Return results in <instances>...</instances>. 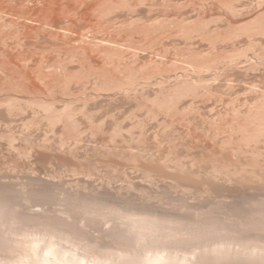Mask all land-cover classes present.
<instances>
[{
  "label": "rangeland",
  "instance_id": "1",
  "mask_svg": "<svg viewBox=\"0 0 264 264\" xmlns=\"http://www.w3.org/2000/svg\"><path fill=\"white\" fill-rule=\"evenodd\" d=\"M1 1V5H0V20H2L1 22H0V37L1 36H3L2 38H0V46H1V44H2V47H0V52H2V54H1V56L3 57V58H1V56H0V93H3V94H0V105L2 104V106L4 105V103H5V105L2 107V106H0L1 108H0V127H1V129L2 128H4V126L6 125V127H10L9 129L8 128H4V129H0V131H2V133H4V137L3 138H1V140H0V163H1V161L3 162L4 161V165H2V164H0L1 166L0 167H2V168H0V188H3V187H5L6 186V188L8 189V187H10L11 188V186L13 185L14 187L15 186H17V184H18V182H21L22 183V181H24V182H29L30 184H41V185H44V187H52V186H56L57 188H58V185H59V187L61 188V186H62V188H65V184L68 186L70 183L72 184V183H74L75 185L76 184H78V182H79V184L81 183L82 185L84 184V182H85V184L86 185H88V184H90L91 186H94V187H99V188H101L100 186L102 185H104V187H107V188H105L104 189V187L102 188V190H106V189H109L110 190V188L113 186V189H112V192L113 191H117L118 192V189H122V187H123V189L121 190V192L119 191L118 192V194H117V192L115 193V192H111V191H109V193L112 195V196H110V197H114L115 196V194H116V196L115 197H118L117 199L118 200H120L121 199V201L122 200H124L125 199V201H126V203H127V201L129 200L130 201V199L131 200H133L134 199V197H135V195H137V197H135V199L133 200V201H130L131 203H134V201L136 200V198H137V200H136V202L138 203H136L137 205H139V206H147V205H152V204H156L157 205V207H156V209L158 210V208H159V210H161V211H164L165 213H169V214H173V215H175V216H181L182 218H185V220H186V218L189 220V221H191L193 218H195V219H197L198 218V220H201V221H203L204 219V224L206 223L207 225H210V224H208L207 223V221H209L210 220V218H211V220L212 221H214V223L212 222V221H210V222H212L213 224H216V223H218V221L220 222V224L224 227L225 226V222L227 223L226 225L228 226V228L232 231L233 229V232L234 233H236L237 234V236L234 234V233H232V232H230V230H229V233H230V235H228L229 237L233 234V236H235V239L237 240L238 238L239 239H241L240 237H246V238H248L247 239V241L248 242H251V239H254L255 238V240L253 241L252 240V242L253 243H255V242H257V244H261V250H262V248L264 247V232H263V230H264V219H260L262 216H263V211H264V204H262V203H264V184H262V183H264V175H256V177H255V175L253 174L254 173V171H255V174L256 173H258L261 169V171L263 172L264 171V168L262 167V166H264L263 165V159L261 158V157H263L264 158V144L262 143V142H264V138H263V135H261V137H262V139L260 138V142H258L257 143V145L258 146H256V143L253 145L252 144V142H257V140L259 141V139H257V140H255V138H257V137H255V133L253 134L254 135V137L252 136V138L254 139V140H252V142L250 141V140H248L247 138H249L250 137V135H249V137L247 136L250 132L251 133H253L255 130H254V127H253V130L254 131H251L252 130V128L250 127V126H252V125H249L250 124V122H249V124H247V123H243L242 124V122H244L243 120H245L244 118H245V116H247V111L246 110H248V111H250V112H248V115H249V113L251 114L252 112H254L255 110L254 109H256V108H259V105L262 103L263 104V100H260L259 98H261L262 97V95L264 96V80H263V74H264V60H262L261 58L262 57H264V54H263V52H264V50H262L264 47V35H262V32H263V30L261 29V28H263L264 29V22H263V19H264V0H249V2H246V1H248V0H237V2H236V0H231V2H230V0L228 1V0H140V2H138L139 0H109V2L111 1V2H113V1H115L117 4L115 5V3L113 2V3H109L108 2V0H39V2L40 1H42L41 3H44V1H45V3H46V5H45V7L47 6V8L49 9V5L51 4L52 5V8H50L51 9V12L50 13H52V14H49V10L44 14L45 16L47 15V17H43V18H48V19H51V21L53 22V23H51V24H54V25H56V27L55 26H50L49 24V22L48 21H50V20H47L46 22H48L47 24L45 23V20H43V18H41L42 17V15H43V11H46V9L45 10H43V8H45L43 5L45 4H41L43 7H41V6H39L41 9H42V14L41 13H39V11H35V10H40V8L38 7V5H37V3H39V2H37V1H35V0H32V2L33 1H35V2H37L36 3V6L38 7L37 9H36V6L35 5H33V3L31 2L30 3V0L27 2V0H21V2L23 1H25V2H27V3H25L26 5H27V7H28V9H26L27 7H26V5L24 4V5H22L23 4V2H22V4L19 2V4H18V1H20V0H14V1H16L17 2V4H16V6H15V4H13L12 2L10 3V1L9 0H0ZM50 1V2H49ZM63 1H64V3H63ZM76 1V2H75ZM127 1V2H126ZM230 3H228V2ZM239 1H240V3H239ZM244 3H243V2ZM252 3H251V2ZM9 2V3H8ZM35 2H34V4H35ZM48 2L50 3L49 5H47L48 4ZM119 2V3H118ZM121 2V3H120ZM122 2H123V4H122ZM129 2V3H128ZM144 2V3H143ZM227 2V3H226ZM28 3H30L31 5H33V7L35 6V10L33 9V7H31V5H28ZM60 3V4H59ZM109 3V4H108ZM134 3V4H133ZM139 3V4H138ZM143 3V4H142ZM242 3V4H241ZM12 4H13V6H14V8H13V6H12ZM40 4V3H39ZM64 4V5H63ZM67 4V5H66ZM112 4V5H111ZM115 6H114V5ZM126 4V5H125ZM136 4H138L137 6H136ZM229 6H228V5ZM252 4H254V5H252ZM8 5H9V7H8ZM57 5V6H56ZM83 5V6H82ZM106 7H105V6ZM117 5L119 6V7H117ZM122 5V6H121ZM133 6V8H132V6ZM140 5V6H139ZM232 5V6H231ZM237 5V6H236ZM244 5V7H242ZM249 5H251V8H250V6ZM2 6V7H1ZM20 6H22V8H23V6H25L23 9L20 7ZM49 6V7H48ZM103 7V9H102V7ZM124 6V7H123ZM233 6H235V8L233 7ZM253 6V7H252ZM12 7V8H11ZM109 7V8H108ZM111 7V8H110ZM112 7H114V8H112ZM125 7H126V9H125ZM135 7H137V8H135ZM139 7V8H138ZM21 8V9H20ZM136 9V10H133L132 11V9ZM230 8H232V9H230ZM236 10V12H235V10ZM247 8V9H246ZM249 8V9H248ZM12 9H14V10H12ZM18 9H20L19 11H24L25 9L26 10H28L29 11V9H30V11L31 10H33L34 11V15H35V12L36 13H38V15L39 14H41L39 17H38V19L39 18H41V20H43L44 21V24H43V22H42V24H41V22L40 23H36L37 21H38V19H36L37 18V14L35 15L36 16V20H34V19H32V18H34V15H32V16H30L31 15V13L32 12H29V14H27L28 13V11L26 12V13H24L23 11L22 12H19L18 11ZM108 9V10H107ZM109 9H110V12H108L109 11ZM117 9H118V12H117ZM120 9H121V11H120ZM131 11H130V10ZM238 9V10H237ZM246 9V10H245ZM70 10V11H69ZM114 10V11H113ZM233 10V11H232ZM15 11H16V13H15ZM62 11V12H61ZM115 13V14H113V12ZM117 12V14H116V12ZM120 11V12H119ZM136 11H137V13H136ZM230 11H232V12H230ZM2 12V13H1ZM102 12H103V14H102ZM106 12H108V14L111 16L110 18H109V15H106V14H104V13H106ZM230 12V13H229ZM240 12V13H239ZM6 13V14H5ZM11 13V14H10ZM15 13V14H14ZM22 13V14H27V15H25V16H30V19H27V17H24V15H23V17H21V15L20 14ZM69 13V14H68ZM124 13V14H123ZM133 13V14H132ZM135 13V14H134ZM140 13H141V15H140ZM235 13H237L236 15H235ZM17 14V15H16ZM18 14L20 15V16H18ZM113 14V15H112ZM128 14V15H127ZM43 15V16H44ZM105 15V16H104ZM119 15H121V16H119ZM131 15H133V16H131ZM15 16V17H14ZM48 16H50V17H48ZM74 16V17H73ZM108 16V17H107ZM123 16H125V17H123ZM135 16V17H134ZM142 16V17H141ZM167 18H166V17ZM260 16V17H259ZM3 17V18H2ZM32 17V18H31ZM53 17V18H52ZM117 19H116V18ZM119 17H121V18H123V19H121V18H119ZM128 17H130V18H128ZM257 17H258V19H257ZM20 18V19H19ZM109 18V19H108ZM145 18H147V19H145ZM160 18H161V20H160ZM163 18V19H162ZM171 18V19H170ZM262 18V19H261ZM5 19V20H4ZM66 19H68V20H66ZM135 21H134V20ZM152 19V20H151ZM161 21H159V20ZM165 19V20H164ZM183 19V20H182ZM204 19V20H203ZM11 20V21H10ZM64 20V21H63ZM129 20V21H128ZM133 20V21H132ZM139 20V21H138ZM153 20H156V21H153ZM168 21V23H167V21ZM179 20V21H178ZM185 20V21H184ZM191 20H192V23H191ZM200 20V21H199ZM213 20H214V22H213ZM252 20H254V22L256 21V20H260L259 22V24H257L258 23V21H257V23L255 24L254 22H252ZM262 20V21H261ZM7 21V22H6ZM20 21V22H19ZM114 21V22H113ZM142 21V22H141ZM170 21H172L171 23H172V25H171V23H170ZM195 21V22H194ZM205 21H207L206 22V24H205ZM208 21H209V23H208ZM9 22H11L12 23V25H11V23H9ZM21 24V23H24V24H28L27 26L30 28V27H32L33 26V28L32 29H34L35 28V30H38V28H39V26H37V25H43L44 26V28H43V26H40V28L42 27L44 30H46L47 28H46V26H50L49 28H51V29H49L48 28V32H44V31H40V30H38V31H40V32H38L37 34H36V31L35 30H33V32H32V29H25V31H22V30H24V25L23 26H21V28H20V26L17 24ZM124 22V23H123ZM131 22V23H130ZM136 22V23H135ZM137 22H141L140 24L139 23H137ZM152 22H154V23H151ZM158 22V24H156ZM159 22H160V25H159ZM174 22H175V24H174ZM179 22V23H178ZM194 22V23H193ZM249 22V24H247ZM7 23V24H6ZM59 23V24H58ZM67 23V24H66ZM130 23V24H129ZM177 23V24H176ZM183 23H185V24H183ZM196 23V24H195ZM197 23H198V25H197ZM210 23H212L211 25H210ZM244 23H246V24H244ZM256 25H254V24ZM262 23V25H260ZM121 24H123V25H121ZM137 24H138V26H137ZM151 24V25H150ZM153 24L155 25L154 27H153ZM168 24V25H167ZM180 24V25H179ZM181 24H183L184 25V28H182L183 27V25H181ZM191 24V25H190ZM208 24L211 26V27H209L208 26ZM252 24H253V26H252ZM11 26V28H9V27H7L8 28V30L6 29V26ZM30 25H32V26H30ZM35 25V26H34ZM117 27H116V26ZM135 25V26H134ZM165 27H164V26ZM167 25V26H166ZM179 25V26H178ZM187 25V26H186ZM194 25V26H193ZM203 25V26H202ZM241 25H244V26H241ZM252 26V30L254 31L257 27V29H259L260 30V32L258 31H254V32H252V30L249 32L247 29H251V28H249L248 26ZM259 25V26H258ZM26 26V27H27ZM90 26V27H89ZM115 26V27H114ZM158 26V27H157ZM160 26V27H159ZM193 27V31H192V27ZM206 26V27H205ZM217 26V27H216ZM237 26L238 27H241V28H239V29H241V30H238V28H237ZM247 26V27H246ZM260 26H261V28H260ZM15 27V28H14ZM25 27V28H26ZM27 27V28H28ZM36 27H38L37 29H36ZM54 27H55V29H54ZM148 27H150V28H148ZM152 27V28H151ZM161 27H163L162 28V30H163V32L164 33H162L161 31ZM173 27V29H170V28H172ZM191 27V28H190ZM197 27H199V28H197ZM216 27V28H215ZM236 27V28H235ZM23 28V29H22ZM42 28H41V30H42ZM46 28V29H45ZM88 28H89V30H88ZM92 28V29H91ZM108 28V29H107ZM119 28V29H118ZM122 28H124L123 30H122ZM178 28V29H177ZM186 28V29H185ZM205 28V29H204ZM209 30H208V29ZM218 28V30H216ZM243 28H245L246 30H244ZM254 28V29H253ZM10 29H13V30H10ZM18 29H20V30H18ZM83 29V30H82ZM109 29H111V30H109ZM114 29V30H113ZM155 29H157V30H155ZM158 29H160V30H158ZM181 29V30H180ZM190 31H192L193 33H191V31L190 32H188V30ZM195 29V30H194ZM199 29V30H198ZM212 29V30H211ZM235 29V30H234ZM3 30H6L5 31V33H4V31ZM16 30V31H15ZM28 30V32H26ZM51 30V31H50ZM65 30V31H64ZM87 31V33H86V31ZM120 30V31H119ZM134 32H133V31ZM183 30V31H182ZM186 30V31H185ZM197 30L198 31H200V32H197ZM204 30H205V32H204ZM211 30V31H210ZM244 30V31H243ZM9 31V32H8ZM22 31V32H21ZM31 31V32H30ZM128 31V32H127ZM149 31V32H148ZM179 31V32H178ZM195 31V32H194ZM210 31V32H209ZM216 31V32H215ZM233 31H235V33L233 32ZM242 31V32H241ZM246 31V32H245ZM13 34H12V33ZM25 32L26 33H28V34H31V35H28V34H26V35H28V37L25 35ZM43 32V33H42ZM49 32H51V33H49ZM106 32V33H105ZM120 32V33H119ZM126 32H127V34H126ZM151 32V33H150ZM155 32V33H154ZM166 32H167V34H166ZM170 32V33H169ZM181 32H183V33H186V34H183V33H181ZM197 32V33H196ZM212 32V33H211ZM238 32V33H237ZM244 32V33H243ZM257 32V33H256ZM4 33V34H3ZM17 33V34H16ZM35 33V34H34ZM64 33V34H63ZM84 33V34H83ZM96 33V34H95ZM102 33H104V34H102ZM108 33V34H107ZM146 33V34H145ZM147 33H148V35L149 36H147ZM157 33V34H156ZM188 33V34H187ZM195 33V34H194ZM206 33H207V35H206ZM215 33V34H214ZM233 33V34H232ZM252 33H254V34H252ZM16 34V35H15ZM34 36H33V35ZM44 34V35H43ZM102 34V35H101ZM111 34V35H110ZM120 34V35H119ZM124 34V35H123ZM143 34V35H142ZM156 36H155V35ZM160 34V35H159ZM177 34H179V35H177ZM189 34H190V36H191V40H188V39H190L189 37ZM205 34V35H204ZM209 34H211V35H209ZM214 34V35H213ZM236 34H238V35H236ZM247 34H249V35H247ZM259 34V35H258ZM263 34H264V32H263ZM22 35H24L25 36V39H24V36H22ZM37 35V36H36ZM41 35V36H40ZM104 35H106V36H104ZM129 35V36H128ZM139 35V36H138ZM146 35V36H145ZM174 35H176V36H174ZM181 35V36H180ZM185 35V36H184ZM194 35V37L195 38H198L197 40L195 39V38H192V36ZM198 35H200V36H198ZM226 36V38L224 39L223 38V36ZM234 35V36H233ZM240 35H242V36H240ZM244 35V36H243ZM247 35V36H246ZM250 35H255L254 37L253 36H251L250 37ZM7 38H6V37ZM12 36V37H11ZM32 36V37H31ZM36 36V37H35ZM38 36H40V37H38ZM52 36V37H51ZM55 36V37H54ZM69 36V37H68ZM84 38H83V37ZM121 36V37H120ZM128 36V37H127ZM132 36V37H131ZM142 36V37H141ZM161 36V37H160ZM167 36V37H166ZM173 36V37H172ZM177 36H178V38H177ZM187 36V37H186ZM189 36V37H188ZM209 36V37H208ZM228 36V37H227ZM232 36H233V38H232ZM236 36L238 37V38H236ZM249 36V37H248ZM15 37V38H14ZM38 37V38H37ZM66 37V38H65ZM90 37V38H89ZM101 37V38H100ZM117 37V38H116ZM131 39H130V38ZM140 37V38H139ZM145 37H146V39H145ZM152 37V38H151ZM156 37V38H155ZM160 37V38H159ZM169 37H171V38H169ZM180 37V38H179ZM182 37V38H181ZM207 37V40L205 39V38ZM210 37H212V38H210ZM218 37V38H217ZM262 37V38H261ZM4 38H6V39H4ZM30 38V39H29ZM38 40H37V39ZM39 38H40V40H39ZM49 38H50V40H49ZM54 40H53V39ZM97 38V39H96ZM129 38V39H128ZM186 38H187V40H186ZM205 39V40H203L202 41V39ZM213 38H215L214 40H213ZM229 38H231V39H229ZM236 40H235V39ZM240 38V39H239ZM247 38H249V39H247ZM9 39H10V41H9ZM20 39V40H19ZM35 39V40H34ZM58 39V40H57ZM60 39V40H59ZM84 39V40H83ZM88 39V40H87ZM90 39V40H89ZM93 39H95V40H93ZM125 39H126V41H127V43H126V41H125ZM137 39V40H136ZM153 39V40H152ZM161 39V40H160ZM167 39V40H166ZM170 41H169V40ZM182 39V40H181ZM192 39H194L193 41H192ZM209 39V40H208ZM211 39L214 41H212L215 45H213V43L211 42ZM220 41H219V40ZM224 39V40H223ZM229 39V40H228ZM241 39H243V40H241ZM250 39H251V41H253V42H251L250 41ZM4 42H3V41ZM13 42H12V41ZM17 40H19V41H17ZM23 40V41H22ZM28 40H29V42H28ZM57 40V41H56ZM64 40V41H63ZM79 40H81L80 42H79ZM100 40V41H99ZM117 40V41H116ZM133 41V43L132 42H130V41ZM139 40V41H138ZM164 40V41H163ZM201 40V41H200ZM223 40V41H222ZM228 40V41H227ZM238 40V41H237ZM247 40V41H246ZM1 41H2V43H1ZM39 41V42H38ZM79 43H78V42ZM106 43H105V42ZM107 41H109L108 43H107ZM113 41V43H111ZM134 41H136V43L134 42ZM162 41V42H161ZM176 43H175V42ZM187 41V42H186ZM189 41H192V43H190ZM208 41V42H207ZM215 41H217L216 43H215ZM231 41V42H230ZM236 41V42H235ZM9 44H8V43ZM11 42V43H10ZM23 42H24V44H23ZM46 42H48V43H46ZM56 42V43H55ZM77 42V43H76ZM96 42V43H95ZM104 42V43H103ZM148 42H149V44H148ZM152 42V43H151ZM156 43V44H154V43ZM167 44H166V43ZM184 42V43H183ZM195 42H197V43H195ZM227 42V43H226ZM250 43V45L248 46V43ZM259 42H261V44H259ZM263 42V43H262ZM5 43L7 44V46L5 45ZM18 43V44H17ZM38 43V44H37ZM62 43H64V44H62ZM81 43H83V44H81ZM95 43V44H94ZM99 43V44H98ZM104 45H102V44ZM115 43V44H114ZM139 43H141V44H139ZM148 45H147V44ZM151 43V44H150ZM159 43V44H158ZM163 43V44H162ZM172 43V44H171ZM178 43V44H177ZM201 43V44H200ZM212 43V44H211ZM224 43V44H223ZM235 43V44H234ZM242 43V44H241ZM244 43V44H243ZM260 45V47H259V45ZM26 44V45H25ZM67 44V45H66ZM73 44V45H72ZM94 44V45H93ZM116 44H117V46L119 45V46H121V48H123V49H121V50H119V46H118V48H117V46H116ZM127 44V45H126ZM128 44H130V45H128ZM138 44V45H137ZM171 44V45H170ZM174 44H175V46H174ZM182 44V45H181ZM185 44V46L183 47V45ZM195 44V45H194ZM210 44V45H209ZM218 44V45H217ZM227 44V45H226ZM233 44V45H232ZM239 44V45H238ZM251 44H255L254 46L253 45H251ZM5 45V46H4ZM11 45H13V46H11ZM17 45H18V47H17ZM34 45H35V47H34ZM55 46V47H53V46ZM98 45H100V46H98ZM107 45H110V46H107ZM112 45H113V47H112ZM124 45H125V47H127V48H125L124 47ZM168 45L169 46H171L170 48H168ZM173 45V46H172ZM193 45V47L194 48H192L191 46ZM205 45V46H204ZM207 45V46H206ZM219 45H220V47H219ZM245 45H246V48H245ZM258 45V46H257ZM61 46H63V47H61ZM96 46V47H95ZM102 46V47H101ZM106 46V47H105ZM144 46V47H143ZM147 48H146V47ZM153 46V47H152ZM156 46H158L157 48H155ZM182 46V47H181ZM212 46H213V48H212ZM230 46V47H229ZM233 46V47H232ZM251 46V47H250ZM252 46H253V48H252ZM255 46H257L256 48H255ZM7 47V48H6ZM52 47V48H51ZM80 47H82V48H85L86 50H84V49H81ZM98 47H100V48H98ZM116 47V48H115ZM134 47V48H133ZM154 48V49H150V48ZM172 47H173V49H172ZM175 47V48H174ZM188 47V48H187ZM196 47H198V48H196ZM2 48V49H1ZM6 48V49H5ZM16 48V49H15ZM109 48V49H108ZM110 48H112V49H110ZM140 48V49H139ZM146 48V49H145ZM150 50H149V49ZM164 48V49H163ZM181 48V49H180ZM201 48H203V49H201ZM207 48V49H206ZM215 48V49H214ZM221 48V49H220ZM224 48V49H223ZM242 48V49H241ZM251 48V49H250ZM258 48V49H257ZM20 49V50H19ZM27 49V50H26ZM34 49V50H33ZM39 49V50H38ZM46 49H47V51H46ZM48 49H50V50H48ZM75 49V50H74ZM80 49V50H79ZM98 49V50H97ZM100 49H101V51H100ZM105 49H106V51H109V52H106L105 51ZM108 49V50H107ZM130 49H133V50H129ZM135 49V50H134ZM156 49V50H155ZM170 49H172V50H170ZM184 49V50H183ZM186 49V50H185ZM192 49V50H191ZM209 49H210V51H209ZM228 49V50H227ZM239 50V52H237V53H235L236 52V50ZM244 49V50H243ZM2 50V51H1ZM11 50V51H10ZM36 50H37V53H36ZM44 50V51H43ZM57 50V51H56ZM113 50H116V51H113ZM119 50V51H118ZM126 50H128V51H126ZM142 50V51H141ZM165 50V51H164ZM169 50V51H168ZM177 50V51H176ZM213 50H214V52H213ZM223 50H226V51H223ZM237 50V51H238ZM249 51V52H245V51ZM256 52H255V51ZM260 50V51H259ZM19 51V52H18ZM34 51V52H33ZM41 51V52H40ZM49 51V52H48ZM76 51H78V52H76ZM110 51L112 52L113 51V53L114 52H116V54L114 53H110ZM123 51L124 52H126V53H123ZM132 51V52H131ZM154 53H153V52ZM167 51V52H166ZM182 51H183V53H182ZM191 51V52H190ZM193 51H195V53L193 52ZM229 51H230V53H229ZM241 51V52H240ZM254 51V52H253ZM260 52V54H261V57L259 58V52ZM7 52V53H6ZM57 52V53H56ZM82 52H85L84 54L82 53ZM100 52V53H99ZM118 52H120V53H118ZM137 52H139V55H138V53ZM164 52V53H163ZM177 52V53H176ZM188 52H190L189 54H188ZM200 52H201V54L203 55V59H202V55L200 54ZM208 52V53H207ZM223 52V53H222ZM232 52H233V56H234V53L236 54L235 56H237V54H238V56H237V58L240 60H238L237 58H235V57H233V56H230L231 54H232ZM244 52V53H243ZM262 52V53H261ZM19 53H21V54H19ZM26 53V54H25ZM47 53V54H46ZM62 53V54H61ZM69 53V54H68ZM78 53V54H77ZM92 53V54H91ZM131 53V54H130ZM159 53V54H158ZM168 53V54H167ZM191 53H192V55H191ZM211 53V54H210ZM215 53V54H214ZM224 53H226V54H224ZM228 53V54H227ZM242 53V54H241ZM246 53H248L247 55H246ZM254 53V54H253ZM255 53H257L256 54V56H255ZM4 54H6L5 56L8 58V60H7V58H5V56H4ZM34 54H36L35 56H34ZM59 54V55H58ZM73 54V55H72ZM76 56H75V55ZM111 54V55H110ZM122 54V55H121ZM136 54L138 55V57L136 56ZM153 54V55H152ZM163 54V55H162ZM171 56H170V55ZM173 54H174V56H173ZM201 55L200 57V59H199V62H197L196 60H198V58H199V56L198 55ZM209 54V55H208ZM222 54H224V55H222ZM230 54V55H229ZM240 54V55H239ZM245 56H244V55ZM23 56V58L24 59H26V60H24V59H22L21 57ZM57 55V56H56ZM84 55V56H83ZM109 56V58H108V56ZM112 55H113V58H112ZM117 55H119V57H120V55H121V57H120V59L118 58V56ZM124 55V56H123ZM132 55V56H131ZM159 55V56H158ZM165 55H167V56H165ZM177 55V56H176ZM185 55H186V57H185ZM205 55V56H204ZM207 55V56H206ZM211 55V56H210ZM220 55V56H219ZM263 55V56H262ZM18 56V57H17ZM42 56V57H41ZM45 56V57H44ZM60 56V57H59ZM100 56V57H99ZM151 56V57H150ZM174 58H173V57ZM180 56V57H179ZM181 56H183V57H181ZM193 58V60H194V62H192L193 60H191L190 58L191 57ZM197 56V57H196ZM216 56H218V57H216ZM231 57V61L229 60V58ZM241 56V57H240ZM243 56V57H242ZM247 56V57H246ZM255 58H254V57ZM16 57V58H15ZM31 57V58H30ZM48 57H49V60H48ZM70 57H71V59H70ZM73 57H75L74 58V60H73ZM102 57V58H101ZM114 57H115V59H114ZM117 57V58H116ZM127 57V58H126ZM133 57L135 58V59H133ZM165 57V58H164ZM189 57V58H188ZM222 57V58H221ZM233 57V58H232ZM5 58V59H4ZM54 58V59H53ZM57 58H59V59H57ZM61 58H63V60L61 59ZM69 58V59H68ZM82 58V62H80V59ZM90 58V59H89ZM131 58V59H130ZM142 58V59H141ZM146 58V59H145ZM150 58H152V59H150ZM156 58V59H155ZM164 58V59H163ZM180 58H182V59H180ZM218 58V59H217ZM227 60H226V59ZM242 58H244V59H242ZM249 60H248V59ZM30 59H32V60H30ZM40 59V60H39ZM45 61H44V60ZM112 59H114V60H112ZM117 59V60H116ZM123 59V60H122ZM126 59H129V60H126ZM208 59V60H207ZM209 59H212L213 61H215V62H213L212 60H209ZM221 59H223V60H221ZM254 59V60H253ZM259 59V60H258ZM264 59V58H263ZM20 60V61H19ZM24 60V61H23ZM27 60H29V62H27ZM48 60V61H47ZM61 62H60V61ZM71 60H73V63H72V61ZM79 62H78V61ZM133 60V62L135 61V60H137L136 62H134V63H132L131 61ZM152 60V62H151V64L150 63H148V62H150ZM155 60H156V62H158L159 64H157L156 62H155ZM159 60V61H158ZM160 60H162V61H160ZM174 60V61H173ZM176 60V61H175ZM180 60H182V61H180ZM206 61V62H204V61ZM229 60V61H228ZM237 60H238V62H237ZM6 61V62H5ZM29 64H25L26 62ZM34 63H33V62ZM49 61H50V64L48 65V64H46V63H49ZM113 61H114V66H113ZM123 63H122V62ZM126 61V62H125ZM129 61V62H128ZM139 61H140V63H139ZM167 62V64H166V62ZM171 61V62H170ZM211 61L213 62V63H211ZM223 62V63H221V62ZM227 61V62H226ZM235 61V62H234ZM255 61H256V63H255ZM22 62V63H21ZM31 62H32V64H31ZM37 62V63H36ZM44 62H46V63H44ZM53 62V63H52ZM60 62V63H59ZM121 62V63H120ZM131 62V63H130ZM153 62H155V63H153ZM160 62H162V63H160ZM174 62H176L175 64H174ZM179 62V63H178ZM182 62V63H181ZM190 62H192V63H190ZM201 62V63H200ZM209 62V63H208ZM217 62H219L220 64L219 65H217ZM224 62H226L225 64H224ZM231 64H230V63ZM236 62H237V64L238 65H240V66H238L237 67V65H235L236 64ZM242 62V63H241ZM247 62V63H246ZM262 62V63H261ZM51 63H52V65H53V67H55V68H53L52 67V65H51ZM58 63H59V65L61 64V66H63V67H65L66 68V70L63 68V67H61V66H58ZM69 63H70V65H69ZM118 63V64H117ZM125 63H127V64H125ZM142 63V64H141ZM169 63L171 64V65H169ZM184 63V64H183ZM199 63V64H198ZM209 64L210 65V67L208 66L207 68H205L206 66H205V64ZM214 63H216V65L214 64ZM245 65H244V64ZM254 63V66H252V64ZM21 64H24L23 66L21 65ZM41 64V65H40ZM42 64H44V65H42ZM45 64L47 65V67L49 68H47V67H45ZM54 64H55V66H54ZM80 64H82V65H80ZM111 64V65H110ZM119 64H121V65H125L124 67H127V68H124L123 66H121V65H119ZM135 64V65H134ZM145 64V65H144ZM155 64V65H154ZM163 66H162V65ZM165 64V65H164ZM188 64V65H187ZM193 64V65H192ZM211 64H213V65H211ZM222 64H224L223 65V67L221 66ZM228 64H230V65H228ZM258 64V65H257ZM261 64V65H260ZM9 65V66H8ZM14 65V66H13ZM16 65V66H15ZM18 65V66H17ZM27 67H26V66ZM59 67L58 69H56V67L57 66ZM130 65V66H129ZM134 65V66H133ZM141 65H143V66H141ZM147 65H148V68H147ZM167 65V66H166ZM174 65V66H173ZM176 65V66H175ZM181 65V66H180ZM189 65H192V66H190V67H188ZM195 65V66H194ZM198 66V68H197V66ZM200 65L201 66H203V67H200ZM248 65H249V67H248ZM257 65V66H256ZM259 65H260V67H259ZM38 66V67H37ZM40 66V67H39ZM42 66V67H41ZM67 66V67H66ZM71 66V67H70ZM73 66V67H72ZM86 66V67H85ZM91 66V67H90ZM107 66V67H106ZM109 66V67H108ZM121 68H120V67ZM129 66V67H128ZM133 66V67H132ZM139 66H141V68L139 67ZM150 66V67H149ZM161 66V67H160ZM182 66H183V68H182ZM215 66V67H214ZM221 68H219V67ZM227 66V67H226ZM243 66V67H242ZM250 66H252V69H251V67ZM256 66V67H255ZM263 66V67H262ZM22 67V68H21ZM25 67V68H24ZM30 67H31V69H30ZM52 67V68H51ZM81 69H80V68ZM82 67H84V68H82ZM102 67V68H101ZM139 69H138V68ZM142 67H144V70H141V69H143ZM151 67H153V68H151ZM194 67H196L197 69L195 70V68ZM236 67V68H235ZM260 69H259V68ZM16 68V69H15ZM23 69V70H21V69ZM39 68V69H38ZM46 68V69H45ZM50 68H51V70H50ZM71 68H72V70H71ZM96 68H98V69H96ZM101 68V69H100ZM109 68V69H108ZM124 68V69H123ZM145 68H147V69H145ZM158 68H159V70H158ZM160 68H162V69H160ZM171 68V69H170ZM188 70H187V69ZM192 68V69H191ZM216 68V69H215ZM225 68V69H224ZM234 70H233V69ZM241 68L243 69H245V70H247L248 71V73H247V71H243V73H244V75H243V73H242V71H241ZM249 68V69H248ZM254 68H256V69H254ZM263 68V69H262ZM48 69V70H47ZM54 69V70H53ZM84 69V70H83ZM94 69V70H93ZM104 69V70H103ZM115 69V70H114ZM126 69V70H125ZM131 69H133L132 71H131ZM135 69V70H134ZM165 69V70H164ZM173 69V70H172ZM184 69H186V70H184ZM201 69H207V70H201ZM240 69V70H239ZM259 69V70H258ZM2 70L4 71V73L2 72ZM41 70V71H40ZM53 73H51L50 71ZM57 70H58V72H57ZM64 70V71H63ZM75 70V71H74ZM85 70L87 71V72H85ZM110 70V71H109ZM128 70V71H127ZM130 70V71H129ZM147 70V71H146ZM154 70V71H153ZM175 70H177L176 72H178V73H175ZM192 70V71H191ZM199 70H201V71H199ZM222 70H224V71H222ZM229 70H230V72L231 73H229ZM232 70V71H231ZM236 70V71H235ZM251 70V71H250ZM254 70H255V72H254ZM49 71V72H48ZM61 71V72H60ZM65 71H66V73H65ZM79 71V72H78ZM98 71V72H97ZM102 71V72H101ZM118 71H120V72H118ZM150 71V72H149ZM166 71H167V73H166ZM181 71V72H180ZM183 71H184V73H183ZM193 71H195V72H193ZM203 71L204 72H206V75L205 74H203ZM208 71V72H207ZM218 71V72H217ZM220 71V72H219ZM239 71H240V73H239ZM259 71V72H258ZM64 72V73H63ZM68 72H70V73H68ZM73 72V73H72ZM82 72V73H81ZM84 72V73H83ZM91 72V74H85V73H90ZM106 72V73H105ZM109 72V73H108ZM138 72V74H136ZM140 72V73H139ZM141 72L143 73V74H141ZM174 72V73H173ZM191 72V73H190ZM198 72V73H197ZM200 72H202V73H200ZM215 72V73H214ZM222 72V73H221ZM238 72V73H237ZM9 73V74H8ZM42 73H44V74H42ZM50 73V74H49ZM56 73V74H55ZM76 73H77V75H76ZM81 73V74H80ZM92 73H94L95 74V76H93L94 74H92ZM123 73H124V75H123ZM131 73V74H130ZM146 73V74H145ZM148 73V74H147ZM162 73V74H161ZM170 73V74H169ZM208 73V74H207ZM227 73V74H226ZM233 73V74H232ZM246 73V74H245ZM2 74V75H1ZM33 74V75H32ZM40 74H41V76H40ZM80 74V75H79ZM100 74H102V75H100ZM105 74H107V75H105ZM116 74V75H115ZM122 74V75H121ZM134 74V75H133ZM154 74V75H153ZM160 74V75H159ZM165 74V75H164ZM167 74V75H166ZM171 74H173V75H171ZM192 74V75H191ZM195 74H197V75H199V76H197V75H195ZM216 74V75H215ZM220 74H221V76L222 77H220ZM247 74H249V75H247ZM259 74V75H258ZM4 75H6V76H4ZM7 75H9V78L8 79H5L6 81H3V79L4 78H7ZM39 75V76H38ZM52 75V76H51ZM71 75V76H70ZM75 75V76H74ZM85 75H87V76H85ZM128 75V76H127ZM132 75V76H131ZM142 75V76H141ZM144 75V76H143ZM151 75V76H150ZM153 75V76H152ZM162 75V76H161ZM169 75V76H168ZM185 75V76H184ZM202 75V76H201ZM217 75H219V76H217ZM44 76V77H43ZM46 76V77H45ZM59 76V77H58ZM77 76H78V78H80L79 76H82L81 77V80L79 79V81L78 82H75V83H78V84H76V86L74 85L75 83H74V79H75V77L77 78ZM84 76V77H83ZM92 76V77H91ZM99 76H101V77H99ZM104 76V77H103ZM106 76H107V78H106ZM112 76H114L115 77V79H114V77L113 78H111ZM130 76V77H129ZM134 76H136V77H134ZM148 76H150V77H148ZM159 76V77H158ZM182 76V77H181ZM184 76V77H183ZM189 76L191 77L190 79H189ZM212 76H213V78H212ZM216 76V77H215ZM226 76H228V77H226ZM233 76V77H232ZM43 77V78H42ZM87 77V78H86ZM95 77V78H94ZM100 79H99V78ZM130 79H129V78ZM137 78V79H133L132 80V78ZM149 79V81L148 80H146L145 81V79ZM153 77V78H152ZM162 77V78H161ZM164 77V78H163ZM166 77V78H165ZM179 77V78H178ZM197 77V78H196ZM210 77V78H209ZM235 77V78H234ZM247 79H246V78ZM40 78V79H39ZM45 78L47 79V80H45ZM48 78H49V80H48ZM65 78V79H64ZM78 78L76 79V81L78 80ZM83 78V79H82ZM97 78V79H96ZM123 78V79H122ZM125 78H126V80H125ZM151 78V79H150ZM154 78H156L155 80H154ZM169 80H168V79ZM171 78V79H170ZM173 78V79H172ZM175 78V79H174ZM182 78V79H181ZM185 78H187V79H185ZM204 80H203V79ZM206 78H208V79H206ZM212 78V79H211ZM234 78V79H233ZM245 78V79H244ZM260 78V79H259ZM23 79V80H22ZM58 79V80H57ZM85 79H87V80H85ZM93 79H95L94 80V82H93ZM110 79V80H109ZM114 79V80H113ZM143 79V80H142ZM178 79V80H177ZM199 79H201V80H199ZM215 79H216V82H214L215 81ZM218 79V80H217ZM228 80V82H227V80ZM231 79V80H230ZM256 79V80H255ZM257 79H258V81L260 82L261 81V83H259L258 81H257ZM2 80V81H1ZM15 82H14V81ZM38 80V81H37ZM40 80H45L44 82H42V81H40ZM64 80L66 81V83L64 82ZM70 80V81H69ZM73 80V81H72ZM84 80V81H83ZM90 80V81H89ZM98 80V81H97ZM119 80V81H118ZM121 80V81H120ZM128 80V81H127ZM129 80L130 81H134V82H132L133 83V85H131L130 86V84H132L131 82H129ZM138 80V81H137ZM140 80V81H139ZM165 80V81H164ZM177 82H176V81ZM180 80V82H179V85L178 86H176L177 85V83H178V81ZM189 80L190 81V83H191V81L193 80V81H195V82H193V83H195L194 85H192V83L190 84V85H187L188 83H186L185 85H187V87L188 88H186L187 90L185 91V93H187L186 95L188 96V97H185L184 98V95H185V93H183L182 91L183 90H185L184 89V84H182L183 82L182 81H185V82H187V81ZM205 80H207V81H205ZM210 80V81H209ZM221 80V81H220ZM239 80H240V82H239ZM247 80V81H246ZM254 80V81H253ZM29 81V82H28ZM89 83H87V82ZM110 81V82H109ZM117 81V82H116ZM125 81H126V83L130 86H128L126 83H125ZM142 81H145V82H142ZM152 81V82H151ZM154 81V82H153ZM159 81H160V84H159ZM164 81V82H163ZM167 81V82H166ZM170 81V82H169ZM172 81V82H171ZM188 81V82H189ZM198 81V82H197ZM212 81V82H211ZM233 82V83H231V82ZM237 81V82H236ZM245 83H244V82ZM25 82V83H24ZM59 82V83H58ZM63 82L65 83V84H63ZM71 82V83H70ZM84 82V83H83ZM111 82H113L112 84H111ZM119 82V83H118ZM122 82V83H121ZM135 82H137V83H135ZM149 82V83H148ZM170 84H169V83ZM208 83V84H206V83ZM209 82H210V85H209ZM227 82V83H226ZM255 82V83H254ZM258 82V83H257ZM3 83V84H2ZM18 83V84H17ZM24 83V84H23ZM81 83V84H80ZM97 83H99V84H97ZM100 83H101V85H100ZM104 83H105V85H104ZM118 84V85H116V84ZM163 83V84H162ZM167 85H166V84ZM181 83V84H180ZM197 83H199V84H197ZM214 83V84H213ZM229 83V84H228ZM235 83V84H234ZM237 83H239V84H237ZM22 84V85H21ZM32 84V85H31ZM43 84V85H42ZM46 84V85H45ZM60 84V85H59ZM62 84V85H61ZM66 84L67 85H69V86H66ZM70 84H73V85H70ZM88 84V85H87ZM136 84V85H135ZM139 84V85H138ZM144 86H143V85ZM149 84V85H148ZM159 84V85H158ZM162 84V85H161ZM165 84V85H164ZM169 84V85H168ZM176 84V85H175ZM197 84V85H196ZM213 84V85H212ZM246 84V85H245ZM250 84H252V85H250ZM253 84H254V86H253ZM258 84V86H256ZM263 86H262V85ZM9 85V86H8ZM11 85H13V86H11ZM17 85V86H16ZM85 85V86H84ZM103 85H104V87H103ZM110 85H111V87H110ZM122 85H124V86H122ZM126 85L128 86V87H126ZM138 85V86H137ZM148 87H147V86ZM162 86V88H160L161 86ZM163 85H164V87L166 86V88H164L163 87ZM173 85H175L177 88H175ZM201 85H207V87H203L202 86V90H200V87L199 86H201ZM227 85H229V86H227ZM247 85H249L250 87H247ZM45 86V87H44ZM54 86H55V90H53L54 89ZM60 88H59V87ZM72 86V87H71ZM81 86V87H80ZM84 88H83V87ZM92 86V88L94 89L93 91H95V89H96V91L97 92H93L92 91V89L90 88ZM95 86H97V87H95ZM100 86H102V87H100ZM133 86V87H132ZM137 86V87H136ZM143 89H141L140 87ZM152 86V87H151ZM158 86H159V88H158ZM169 86V87H168ZM173 86V87H172ZM181 86L183 87L182 89H181ZM196 88H194V87ZM208 86H209V88H208ZM214 86H216V87H214ZM220 86H222V88L220 87ZM231 86V87H230ZM234 87V89H233V87ZM244 86V87H243ZM246 86V87H245ZM18 87V88H17ZM49 87L52 89V90H50L49 89ZM64 87V88H63ZM66 87H67V89H66ZM76 89H75V88ZM80 87V89H78V88ZM108 87V88H107ZM126 87V88H125ZM132 87V88H131ZM156 87V88H155ZM168 87V88H167ZM171 87V88H170ZM180 87V88H179ZM189 87L191 88V89H189ZM198 87H199V89H198ZM211 87H212V90L213 91H209L210 89H211ZM220 87V88H219ZM225 87L227 88V87H229L228 89H230V90H232L231 92L229 91L228 92V89H225ZM240 87V88H239ZM243 87V88H242ZM254 89H253V88ZM259 87V88H258ZM17 88V89H16ZM22 88V89H21ZM72 88V89H71ZM83 90H82V89ZM108 90H107V89ZM110 88V89H109ZM118 88V89H117ZM146 88V89H145ZM174 88V89H173ZM192 88H194L195 89V93H193L194 92V89H192ZM205 88V89H204ZM214 88V89H213ZM232 88V89H231ZM252 89V93H251V89ZM258 90H257V89ZM262 88V89H261ZM13 89H16V90H13ZM59 89H61V90H59ZM69 89V90H68ZM91 89V90H90ZM104 90L103 92H101L102 90ZM115 89V90H114ZM119 89H121V91L119 90ZM123 89V90H122ZM132 89H136V91H134V90H132ZM140 89V90H139ZM152 89V90H151ZM154 89V90H153ZM160 89L162 90L161 92H160ZM165 89V90H164ZM176 89V90H175ZM188 89L191 91H188ZM218 89V90H217ZM243 89V90H242ZM246 89L248 90H250V92H248V91H246ZM4 90V91H3ZM78 90H80V91H78ZM86 90H88V91H86ZM89 90L91 91V94L90 95H92V96H90L88 93H90L89 92ZM100 90V91H99ZM111 90V91H110ZM126 90V91H125ZM129 90V91H128ZM145 90V91H144ZM175 90V92H173ZM221 90V91H220ZM223 90V91H222ZM246 91V93H244L245 91ZM262 91V93H259L260 91ZM8 91V92H7ZM39 91H40V93H39ZM53 91V92H52ZM54 91H55V93H54ZM68 93V95L70 96H68L67 95V93ZM86 91V92H85ZM106 91V92H105ZM118 91V92H117ZM125 91V92H124ZM130 91H134L133 92V94L132 93H130ZM142 91H144V92H142ZM147 91V92H146ZM153 91H158V92H153ZM197 91H200V92H198L197 93ZM203 91V92H202ZM238 91V92H237ZM255 91V92H254ZM258 91V92H257ZM17 92L18 93H20V94H17ZM28 92H29V94H28ZM58 92V93H57ZM59 92H61L60 94H59ZM75 93V95H74V93ZM78 92V93H77ZM88 92V93H87ZM105 92V93H104ZM138 92V93H137ZM140 92H142V93H144L143 95L145 96H143L142 94H140ZM166 92V93H165ZM167 92L169 93V94H167ZM180 93V94H177L178 95V99H180V100H178V102H177V100H176V103L174 104V106L175 105H177V106H175L176 107V109H175V107H172L173 106V104H172V106L171 105H169L170 103H171V100L173 99V96H175V95H173V93L174 94H176V93ZM206 92H210L211 94L214 92V94H208V93H206ZM223 92H225V93H223ZM234 94H233V93ZM64 93H66V94H64ZM93 93V94H92ZM108 93H110V94H108ZM114 93H116V94H114ZM119 93L121 94V95H119ZM124 93V94H123ZM130 96H128L127 94ZM131 95H130V94ZM137 94V96H136V94ZM157 93H161V96H159V94H157ZM164 93V95H162ZM181 93H182V95H183V99H181V98H179L180 96H182L181 95ZM188 93H193L191 96H190V94H188ZM204 93V94H203ZM219 93V94H218ZM229 93V94H228ZM238 93V94H237ZM244 93V94H243ZM248 93H249V95H248ZM254 93H257V94H254ZM259 93V94H258ZM8 94V95H7ZM51 94H53V95H55L56 96V100L54 99L55 98V96L53 97V95H51ZM66 95V98H67V96L70 98H65V96H63V95ZM72 94V95H71ZM84 94V95H83ZM100 94V95H99ZM107 94V95H106ZM118 94V95H117ZM145 94H147L148 95V98L149 97H151L152 99L154 98V99H158V97L159 98H162V100L164 99L165 100V98H167L166 96H169V100H170V102H168L169 100L168 99H166L165 101L166 102H168V104L165 102V101H162V100H160V99H156V101L158 102L159 100L160 101H162V102H152V99H150V100H148V98H146L147 97V95H145ZM156 94V95H155ZM173 96H172V95ZM197 94V95H196ZM201 95V96H199V95ZM206 94V95H205ZM207 94H208V96H207ZM219 95V96H217V95ZM224 95V96H222V95ZM244 96H243V95ZM246 94V95H245ZM252 94V95H251ZM1 95H4L2 98H1ZM8 97H7V96ZM26 95V96H25ZM30 95H32V96H30ZM43 95V96H42ZM46 95H48L47 97H46ZM50 95H51V97H50ZM58 95L60 96H62V97H58ZM85 95H86V97H85ZM118 96L117 98H115L116 96ZM126 95V96H125ZM152 95V96H151ZM155 95V96H154ZM176 95V96H177ZM194 95H196V96H194ZM205 96V98L203 97V96ZM229 95V96H228ZM237 95H239L240 97H238ZM25 96V97H24ZM38 96V97H37ZM40 96H42V97H40ZM75 96H78V97H75ZM79 96H81V97H79ZM84 96V97H83ZM89 98H88V97ZM97 97V99H98V97H99V100H97L96 98H94L93 99V97ZM103 96V97H102ZM104 96H106V97H104ZM112 96H114V97H112ZM120 96H121V98H120ZM128 96V97H127ZM131 96H132V98H131ZM154 96V97H153ZM156 96H158V97H156ZM163 96H165V97H163ZM194 96V97H193ZM200 98H199V97ZM209 96H210V99H209ZM234 96H237V97H235V98H233ZM252 96V97H251ZM255 96V97H254ZM11 97V98H10ZM21 99H20V98ZM26 97H27V99H26ZM44 97V98H43ZM74 97V98H73ZM108 97V98H107ZM114 98V99H112V98ZM141 97V98H140ZM191 97V98H190ZM198 97V98H197ZM214 97V98H213ZM220 97H221V99H220ZM257 97H259V98H257ZM4 98V99H3ZM6 98H8V99H6ZM10 98V99H9ZM18 98L20 99V101H22V102H19V100H18ZM36 99L35 101H37L36 102V104H35V101L32 103L31 102V99ZM41 101V102H38V99ZM42 98H43V101H42ZM53 98V99H52ZM73 98V99H72ZM86 98V99H85ZM106 98V99H105ZM124 98V99H123ZM131 98V99H130ZM138 98H140L139 100L136 99ZM143 98H145L146 100H148V101H146L145 99L144 100H142ZM175 98L176 97H174V101L172 100V103L173 102H175ZM203 98H204V100H203ZM215 98H218V101H219V99H220V102H221V100H222V102L220 103H217L218 101H217V99H215ZM229 98H231V99H229ZM241 99V100H239V99ZM248 98V99H247ZM250 98V99H249ZM263 98V97H262ZM1 99H2V101H1ZM6 99V100H5ZM24 99H26V100H28V103L26 102V100H24ZM76 99H79V100H76ZM85 100L84 102L83 101H81V100ZM87 99H89V101H87ZM108 99V100H107ZM115 99H116V101H115ZM117 99H118V101H117ZM123 99V100H122ZM127 99H128V101H127ZM153 99V100H154ZM185 99H187V100H185ZM193 99V100H192ZM196 99V100H195ZM247 99V100H246ZM259 99V100H258ZM3 100H5L4 101V103H1V102H3ZM7 100H10V102L9 101H7ZM14 100H15V102H14ZM65 100V101H64ZM69 100H71L72 102H70ZM75 100V101H74ZM91 100V101H90ZM107 102H106V101ZM112 100V101H111ZM120 100V101H119ZM129 100H131V101H129ZM207 100V101H206ZM216 100V101H215ZM246 100V101H245ZM24 101V102H23ZM30 101V102H29ZM33 101V100H32ZM46 101V102H45ZM47 101L49 102V104H51V105H49L48 103H47ZM54 101V102H53ZM57 101H59V103L57 102ZM79 101H81V102H79ZM93 101V102H92ZM94 101H95V103H94ZM105 101V102H104ZM125 101V102H124ZM146 101V102H145ZM150 101V102H149ZM182 101V102H181ZM192 101H194V102H192ZM206 101V102H205ZM209 101V102H208ZM212 101V102H211ZM215 101V102H214ZM228 103H226V102ZM231 101V103H229ZM233 101H234V104H232L233 103ZM236 101V102H235ZM240 101V103H238ZM245 101V102H244ZM249 103H248V102ZM251 101H255V104H250V103H252ZM261 102L259 105H258V102ZM13 102V103H12ZM17 102H19V103H17ZM26 102V103H25ZM43 102V103H42ZM56 102V103H55ZM63 102V103H62ZM78 102V103H81V104H76V103ZM88 102H89V105L90 106H88L87 107V105H88ZM109 102V103H108ZM111 102H113L112 104H111ZM115 102H117V104L115 103ZM127 102H128V104H127ZM131 102H133V104L131 103ZM135 102H136V104H135ZM164 102V103H163ZM189 102V103H188ZM190 102H192V103H190ZM202 102V103H201ZM243 102H244V104H243ZM24 103V104H23ZM30 103H32V104H30ZM38 103V104H37ZM40 103L43 105H41L40 106ZM58 103V104H57ZM67 104V105H65V104ZM73 103L75 104V106H76V108H74V107H72V106H74L73 105ZM90 103H92V104H90ZM139 103V105H137ZM148 103H150V104H148ZM158 105H157V104ZM159 103H160V105H159ZM167 105H166V104ZM178 103V104H177ZM183 103H184V105H183ZM186 103V104H185ZM195 103V104H194ZM210 103V104H209ZM216 103V104H215ZM254 103V102H253ZM30 104V105H29ZM55 104V105H54ZM71 104V105H70ZM86 106H84V105ZM116 104V105H115ZM124 104V105H123ZM156 104V105H155ZM166 105V107H165V105ZM181 106H180V105ZM197 104V105H196ZM207 104V105H206ZM222 104H224V105H222ZM229 105V106H227V105ZM241 106H240V105ZM9 107H8V106ZM36 105V106H35ZM39 107H38V106ZM48 106V107H46V106ZM55 106V109H57L58 110V112L60 113L61 112V110H60V108L62 109V112L63 111H68L69 109H70V115L68 114V112H64L63 114H64V116H63V114H62V112H61V114H55V113H57V110H55L56 112L54 113V106ZM60 105H62V106H60ZM81 105V106H80ZM85 107V109H84V107ZM96 105V106H95ZM99 105V106H98ZM119 105H121V106H119ZM124 107H123V106ZM127 105V106H126ZM141 105H142V107H141ZM145 105V106H144ZM155 105V106H154ZM187 107H186V106ZM194 105V106H193ZM206 105V106H205ZM227 107H226V106ZM232 105H233V107H232ZM237 107H239V108H237ZM246 105H247V107H246ZM255 105H258V107L256 106V108H253V106ZM10 106H14V107H11V109H15V111H14V109L12 110V111H14L13 113H9L10 115H8V111L9 110H11V109H8V111L6 112L5 110H7V108H10ZM20 106V107H19ZM21 106H23V107H21ZM27 106V107H26ZM33 106L35 107V108H33ZM60 108H59V107ZM65 106H67L66 108H64ZM72 107V109L74 108V109H76L77 110V112H76V110H75V112L73 113V111L74 110H72L71 111V108H69V107ZM99 107V109H98V112H97V108ZM108 106V107H107ZM110 106V107H109ZM113 106V107H112ZM116 106V107H115ZM138 107V108H135V107ZM147 107V106H149L150 107V110L149 109H146L145 108V110H144V107ZM155 108H154V107ZM158 106V107H157ZM160 106V107H159ZM172 107V108H170V107ZM179 106V108H177ZM182 106H185V107H183V108H185V109H183L182 108ZM215 106V108H213ZM222 106V107H221ZM244 108H243V107ZM249 106H250V108H252L254 111H251L252 109H249ZM254 106V107H255ZM29 107H32L34 110H36L35 111V113L36 114H34V110H30L29 109ZM36 107H38V109L36 108ZM44 107V108H43ZM51 107V108H50ZM56 107H58V108H56ZM78 107V108H77ZM79 107H83L81 110H80V108ZM92 107V108H91ZM117 108V112H116V109L115 108ZM119 107V108H118ZM120 107H122V109L120 108ZM167 107H169V112L167 111ZM199 107V108H198ZM210 107V108H209ZM217 107V108H216ZM229 107V108H228ZM16 108H17V110H20V111H18L17 112V110H16ZM19 108V109H18ZM31 108V109H32ZM47 108V109H46ZM86 108H88V109H86ZM100 108H102V109H100ZM114 108V109H113ZM148 108V107H147ZM159 108V109H158ZM181 108L183 109V110H181ZM189 108V109H188ZM195 108H196V110L197 111H195ZM201 108H203V109H201ZM212 108H213V110H212ZM219 108V109H218ZM228 110H227V109ZM233 108H234V110H233ZM5 109V110H4ZM23 109H25L26 110V112H25V110H23ZM29 109V110H28ZM40 109H44L43 111H41ZM46 109V110H45ZM52 109V110H51ZM78 109L80 110V112L78 111ZM108 109H109V111H108ZM120 109V110H119ZM126 109V110H125ZM133 109V111L134 110H136L135 111V113H137V114H135L133 111H131ZM156 109V110H155ZM163 109H165V110H163ZM198 109H200V111L198 110ZM208 109V111H206ZM225 109H226V111H225ZM232 109V110H231ZM236 109L238 110V113H236L235 111H236ZM239 109H241V110H239ZM21 110H22V114H21ZM27 110H28V112H27ZM49 110V111H48ZM115 110V111H114ZM141 110V111H140ZM148 111V113H147V111ZM154 110V111H153ZM188 110V111H187ZM191 110H192V112H191ZM202 110H203V113H201L202 112ZM215 110V111H214ZM223 110H224V115H223ZM257 110V109H256ZM38 111V112H37ZM41 111V112H40ZM47 111H48V114H49V112H50V116L48 115V114H46L47 113ZM86 112L85 114H83L84 112ZM112 111V112H111ZM126 111V112H125ZM128 111H131V112H128ZM145 111V112H144ZM161 113H160V112ZM174 111V112H173ZM180 111H184L183 113L182 112H180ZM195 111V113H193ZM198 111L201 113H198ZM229 113H228V112ZM232 111V112H231ZM242 111V112H241ZM245 111V112H244ZM2 112V113H1ZM9 112H11V111H9ZM30 112V113H29ZM42 114V115H40V113ZM43 112L45 113V114H43ZM83 112V113H82ZM88 112V113H87ZM89 112H91V114L93 115L92 117L91 116H89V115H91ZM102 113V114H100V113ZM140 112H142V113H140ZM150 112V113H149ZM152 112V113H151ZM159 114H157V113ZM176 112V113H175ZM212 112V113H211ZM219 112H221V114L219 113ZM231 112V113H230ZM233 112H235V113H233ZM7 113V114H6ZM26 113H27V115H26ZM39 113V115H37ZM54 113V114H53ZM67 115H66V114ZM77 114V116H76V114ZM79 113H80V115H79ZM107 115H106V114ZM120 113H121V115H120ZM146 113L148 114V115H146ZM156 113V114H155ZM164 113V114H163ZM167 113H171L170 114V117H171V120H170V117H169V115L167 114ZM190 114V115H188V117H189V119H188V117H187V114ZM192 113H193V115H192ZM207 113V114H206ZM209 113H211V114H209ZM218 113V114H217ZM12 114L13 115H15V118H14V116H12ZM16 114H18V115H16ZM32 114H33V116L35 115H37V119L35 118V116H34V118H32L33 116H32ZM75 114V117L73 116ZM87 114V115H86ZM98 114V115H97ZM112 114H113V116L115 115V114H117V115H115V117H113L112 116ZM127 114V115H126ZM128 114H131V115H128ZM135 115V118L133 117V115ZM150 114V115H149ZM152 114V115H151ZM156 116H154V115ZM175 114H176V117H175ZM241 114H243V115H241ZM246 114V115H245ZM45 115V116H44ZM47 115H48V117L49 118H47ZM53 115V116H52ZM57 115L59 116V117H62L61 119L59 118V117H57ZM82 115V116H81ZM83 115H84V118H83ZM85 115L87 116V117H85ZM94 115H95V117H94ZM109 115H111V116H109ZM157 115H158V117H160V118H158L157 117ZM164 115H165V117H164ZM168 115V116H167ZM186 115V116H185ZM207 115V116H206ZM212 115V116H211ZM218 115V119H220V120H218L217 119V116ZM223 115V116H222ZM227 115H230V116H227ZM238 115V116H237ZM240 115V116H239ZM245 115V116H244ZM2 116V117H1ZM23 116V117H22ZM31 116V118H29ZM43 116V117H42ZM79 116H81V117H79ZM102 119H99V117ZM110 118H109V117ZM120 116H121V118H120ZM123 116H126L125 118L126 119H123L124 117ZM136 116H137V118H136ZM143 116L144 117H146V119L145 118H143ZM148 116H149V118H148ZM198 116V117H197ZM201 116V117H200ZM226 116V117H225ZM235 116H237L236 118H235ZM6 117H7V119H6ZM11 117H13V118H11ZM22 117V118H21ZM42 117V118H41ZM44 117H46V119L44 118ZM55 117V119H53V118ZM68 117H70V118H75V120H73V118L72 119H67V121H68V123L66 124V118ZM77 117V118H76ZM88 117H90L89 119V121H88ZM94 117V118H93ZM106 117H108V118H106ZM116 117H117V119H116ZM128 117H130L129 119H128ZM156 118V121H154L155 120V118ZM206 117H209L208 118V121L209 120H211V121H206L207 120V118ZM217 119H215V118ZM222 117V118H221ZM225 119H224V118ZM240 117V118H239ZM4 118V119H3ZM13 119V120H11V119ZM32 119V122L33 121H35V122H33V124L31 123V121L29 120V119ZM44 118V119H43ZM57 118V119H56ZM65 118V119H64ZM83 118V119H82ZM93 118V119H92ZM104 118H106L105 120H104ZM113 120H112V119ZM120 118V119H119ZM152 118V119H151ZM163 118V119H162ZM169 118V119H168ZM176 118H177V120H176ZM195 118V119H194ZM202 118V119H201ZM210 118H214L215 119V121H214V119L212 120V119H210ZM235 118V119H234ZM3 119V121H1ZM28 119V120H27ZM35 119V120H34ZM40 119H43L42 121H44L43 123H41L42 121L40 120ZM49 119H50V121H49ZM52 119V120H51ZM59 119V121H56V120H58ZM79 120V122H80V124H79V122H78V120ZM80 119H82V120H80ZM92 119V120H91ZM108 119V120H107ZM111 119V120H110ZM123 119V120H122ZM129 121H128V120ZM134 119V121L136 120L137 122H133L132 120ZM139 119H140V121H139ZM145 119V120H144ZM153 121H151V120ZM165 119V120H164ZM167 119V120H166ZM185 121H184V120ZM188 119V120H187ZM190 119H191V121H190ZM238 119V120H237ZM8 120H9V122H8ZM16 120V121H15ZM18 120V121H17ZM25 120V121H24ZM45 120H48V123H46L47 121H45ZM65 122H64V121ZM71 120H73V121H71ZM85 120V121H84ZM87 120V121H86ZM101 120V121H100ZM117 121V123H116V121ZM142 120H144V121H142ZM148 120H149V122L151 121V123H149L148 122ZM159 120H164L163 122H161V121H159ZM193 120V121H192ZM195 120V121H194ZM204 120V121H203ZM232 120H234V122H235V124H234V122L232 121ZM235 120H237V121H235ZM6 123H5V122ZM10 121H12V122H10ZM17 122V123H15V122ZM21 121V122H20ZM38 123H40L39 125L41 126H37V122ZM41 121V122H40ZM54 121H55V123H54ZM72 122V127H74L75 126V124L77 125V123L79 124L78 126H75V127H77L78 129L79 128H82L84 125V129L86 128V130L84 131V129L82 130V129H80V132L82 131V134L84 135L85 133H86V136H83L79 131H78V129L77 130H75V129H73L72 127H70L71 125H70V123ZM74 121H77V123H75ZM81 121H83V122H81ZM93 121V122H92ZM102 121H104V122H102ZM125 121V122H124ZM132 121V122H131ZM141 121H142V123H141ZM147 121V122H146ZM177 121V122H176ZM182 121V122H181ZM186 121H189V122H186ZM217 121H218V123H217ZM220 121V122H219ZM223 121H227V122H223ZM245 121H249V120H245ZM24 122H26V123H24ZM31 123V126H33V127H31V126H29L30 125V123ZM52 122V123H51ZM62 123L63 124V126H62V124H60V123ZM74 122V123H73ZM87 122V123H86ZM90 122H92V123H94L95 124V122H96V124L94 125V124H91ZM99 122V123H98ZM102 122V123H101ZM106 122V123H105ZM113 124H112V123ZM120 122V123H119ZM122 122H123V125H122ZM127 122V123H126ZM173 122H174V124H173ZM193 122V123H192ZM210 122H211V124H210ZM215 122V123H214ZM231 122H233V125H234V128H233V125H232V123ZM7 123H10V124H7ZM35 123H37V124H35ZM84 123V124H83ZM118 123H119V125L121 124V126L120 127H116V126H119L118 125ZM135 123H140L141 125H140V127H139V125L138 124H136L138 127H136V125H133V124H135ZM143 123H146L145 124V126L143 125ZM166 124V125H163V124ZM170 123V124H169ZM192 123V124H191ZM199 123V124H198ZM204 123H205V125H204ZM217 123V124H216ZM236 123H238V124H236ZM4 124V125H3ZM23 124V125H22ZM26 124H28V125H26ZM35 124V125H34ZM47 126H46V125ZM49 124V125H48ZM50 124H51V126L54 128V126L56 127L57 125V127L56 128H52V127H49L50 126ZM53 124V125H52ZM60 124V125H59ZM90 124V125H89ZM98 124V125H97ZM99 124H101V125H99ZM105 124V125H104ZM114 125V126H112V125ZM128 126H127V125ZM154 124V125H153ZM158 124V125H157ZM160 124H162V125H160ZM177 124V125H176ZM180 124V125H179ZM201 124H202V127H200L201 126ZM213 124V125H212ZM225 124H226V126H227V128L226 129H224L226 126H225ZM230 124L232 125V126H230ZM242 124V125H241ZM244 124L246 125H249V127H247L246 128V126H244ZM7 125H10V126H7ZM21 125V126H20ZM26 125V126H25ZM64 125H66V126H64ZM74 125V126H73ZM83 125V126H82ZM87 125H88V127L90 128V126H91V132L93 133L92 135H94V133L96 134L95 136L97 137H90V136H92L90 133V131H89V133H88V130H90V129H88V127H87ZM104 125V127H102V129H100L101 128V126H103ZM107 125L109 126V127H107ZM130 125H133L134 127H136V129H139V128H141V130H143V128H145L147 131H143V132H141V130L140 131H137L136 132V129H134L135 130V132L133 131V133H132V127L133 126H130ZM144 127H143V126ZM157 125V126H156ZM169 125H170V127H169ZM191 125V126H190ZM199 125V126H198ZM210 125V126H209ZM219 126L218 128H217V126ZM223 125V126H222ZM242 126V129H244L243 128V126L246 128V130L248 131V128H251V130L249 131V132H247V135H245V134H243V132L244 133H246L245 132V129H244V131L241 129V126ZM11 126H13V127H11ZM19 126V127H18ZM38 128H37V127ZM61 126L63 127V128H61ZM95 126H98V127H95ZM123 126V127H122ZM148 128H147V127ZM152 126V127H151ZM155 126V127H154ZM163 128H162V127ZM167 126V127H166ZM180 126H182V127H180ZM229 126V127H228ZM237 126V127H236ZM238 126H240V127H238ZM255 126V125H254ZM25 127V128H24ZM27 127H29V128H27ZM31 127V128H30ZM43 127H45V129L43 128ZM48 127V128H47ZM65 127H66V129L68 128V127H70V128H68L69 130H71V131H69V130H67V131H65L66 129H65ZM74 127V128H75ZM100 127V128H99ZM107 127V129H105ZM116 127V128H115ZM128 127H130L129 129H128ZM166 127V128H165ZM172 127V128H171ZM177 127V128H176ZM200 127V128H199ZM209 127V128H208ZM223 127V128H222ZM49 128H51V130L49 129ZM113 128L115 129V130H113ZM120 128H123V130L121 129L120 130ZM124 128H126V129H124ZM157 130H156V129ZM167 128H168V130H167ZM170 128V129H169ZM203 129V132H202V129ZM208 128V129H207ZM214 128L215 129H218V130H216V132H215V130H214ZM220 128V129H219ZM231 128V129H230ZM239 130H238V129ZM5 129H7V130H5ZM12 129V130H11ZM18 131H20V132H18ZM24 130V133H23V130ZM26 129V130H25ZM28 129V130H27ZM41 129V131H39ZM45 131H44V130ZM49 130V131H47V130ZM53 129V130H52ZM61 129V130H60ZM64 129V130H63ZM96 129V130H95ZM98 129H100V131H98ZM116 129H118L117 131H116ZM166 129V130H165ZM190 129V130H189ZM198 129V130H197ZM208 131H207V130ZM233 129V130H232ZM236 129V130H235ZM3 130H5V132L7 133H5ZM21 130H22V134L23 135H21L20 133H21ZM29 130H33L32 132H30ZM35 130L36 131H38V133L37 132H35ZM58 130V131H57ZM62 130H63V132L65 133V132H67V133H69V134H67V133H65V135H64V133L62 132ZM74 130V131H73ZM95 130V131H94ZM102 130V131H101ZM111 130L112 131H115V132H113V133H110L111 132ZM130 131V133L128 132V131ZM153 130V131H152ZM155 130H156V132H155ZM171 130V131H170ZM183 130V131H182ZM228 130H230V131H228ZM10 131H12V132H10ZM13 131H14V133H13ZM26 131V132H25ZM53 131V132H52ZM55 131V132H54ZM61 131V132H60ZM69 131V132H68ZM73 131V132H72ZM78 132V133H80V135H78L76 132ZM83 131H84V133H83ZM87 131V132H86ZM103 131H104V133H103ZM106 131H108V132H106ZM123 132V133H121V132ZM128 133H127V132ZM149 131H150V133H149ZM161 131V132H160ZM163 131V132H162ZM167 133H166V132ZM177 131H179V132H177ZM199 131V132H198ZM210 131V132H209ZM220 133H219V132ZM242 131V132H241ZM16 132H17V135L16 136H14L15 134H16ZM28 132V133H27ZM47 134H46V133ZM49 132V133H48ZM70 132H71V134H70ZM100 132V133H99ZM116 132H118V133H116ZM141 133V135H140V133ZM146 132V133H145ZM154 132H155V135H154ZM171 132H172V134H171ZM177 132V133H176ZM182 132V133H181ZM188 132V133H187ZM208 132V133H207ZM221 132H222V134H221ZM225 132V133H224ZM227 132H228V134H227ZM240 134H239V133ZM2 133H0V134H2ZM27 133V134H26ZM34 133V134H33ZM35 133H36V135H35ZM51 133V135H49ZM54 133V134H53ZM56 133V134H55ZM59 133H61V135H62V138H63V136H64V139H62V138H60V134ZM63 133V134H62ZM88 133V134H87ZM101 133H102V135H101ZM108 133V134H107ZM136 135H135V134ZM137 133H138V135L139 136H137ZM152 133V134H151ZM165 135H164V134ZM185 133V134H184ZM213 133V134H212ZM215 133H216V135L217 134H220V135H217V137H215ZM225 135H224V134ZM231 135H230V134ZM234 133H236V134H234ZM238 133V134H237ZM257 133V132H256ZM5 134H6V136H5ZM10 134H12V135H10ZM14 134V135H13ZM26 134V135H25ZM29 134V135H28ZM31 134H33V135H31ZM42 134H44V135H42ZM59 134V135H58ZM74 134H76V136L74 135ZM106 134V135H105ZM111 134V135H110ZM115 134H117L118 136H116V137H118V138H116L117 140V143H120V144H115L116 142L114 141L115 139H114V137H111L112 135H114L115 136ZM123 135V137H122V135ZM129 134V135H128ZM147 134V135H146ZM151 134V135H150ZM162 136H161V135ZM166 134H168V135H166ZM174 134V135H173ZM180 134V135H179ZM199 134V135H198ZM207 134V135H206ZM9 135H10V138H8L9 137ZM31 135V136H30ZM39 135H42L41 137L39 136ZM46 135V137H43V136H45ZM55 135H58L57 136V138H59V139H57V138H55ZM101 135V136H100ZM120 135V136H119ZM132 137H131V136ZM142 135H143V137H142ZM152 135H154V136H152ZM170 135H171V137H170ZM173 135V136H172ZM176 135V136H175ZM185 137H184V136ZM189 135V136H188ZM205 135H206V137H205ZM221 135H224V136H221ZM243 135H245V136H243ZM252 135V134H251ZM257 136L259 135V133H257L256 134ZM20 136V137H19ZM22 136V137H21ZM37 136V137H36ZM49 136V137H48ZM53 136V137H52ZM70 136V137H69ZM80 137L81 136V138H79L78 139V137ZM128 136H130L129 138H128ZM144 136L146 137V138H144ZM160 138H158V137ZM166 136H169L168 138L166 137ZM179 136H181V137H179ZM192 136V137H191ZM209 136V137H208ZM219 136V137H218ZM230 136H231V138H230ZM237 136H238V138H237ZM19 138V139H16V138ZM24 137V138H23ZM26 137V138H25ZM35 138L34 139V141L31 139V138ZM49 139H51V140H49V141H46L48 138ZM74 137H76V138H74ZM91 138V141H90V139H87V138ZM120 137V138H119ZM133 137H136L137 138V140L140 138H142L141 139V141L143 140V142H141L140 141V139H139V144H138V142L137 141H135L136 140V138H133ZM151 137L153 138V140L151 139ZM162 137H165V138H162ZM174 137H176V138H174ZM179 137V138H178ZM211 137V138H210ZM240 137V138H239ZM248 140V142H247V140L245 139V138ZM258 137H260V136H258ZM10 140H12V143H13V145H15L16 147H17V149H16V147L14 146L13 147V145H11L10 146V144L8 145V139ZM13 138V139H12ZM41 138V139H40ZM53 138H54V140H53ZM67 138H70V139H68V140H70V141H72V142H69L68 140H67ZM72 138V139H71ZM102 138V139H101ZM111 138V139H110ZM147 138H148V141H147ZM169 138H170V140H169ZM192 140H191V139ZM213 138V139H212ZM217 138V139H216ZM228 140H227V139ZM243 138V139H242ZM2 139H3V141H2ZM4 139H6V140H4ZM16 139V140H15ZM25 139L27 140L26 142H25ZM29 139H31V140H29ZM44 139H46V140H44ZM78 141H76V140ZM95 139V140H94ZM98 139V140H97ZM123 139V140H122ZM126 139H129V140H134V141H132V143H131V141L129 142L128 140V142L129 143H127V142H125L126 141ZM158 139V140H157ZM162 139V140H161ZM180 139V140H179ZM182 139V140H181ZM186 139V140H185ZM194 139H196V140H194ZM215 140V141H212V140ZM223 139V140H222ZM225 139V140H224ZM230 139V140H229ZM235 139V140H234ZM14 140V141H13ZM41 140H42V142H41ZM56 140V141H55ZM64 141V143L63 142H57V141ZM66 140H67V142H66ZM80 140V141H79ZM111 140H113V141H111ZM157 140V141H156ZM164 140V141H163ZM172 140H175V141H173L174 143H172L171 141ZM176 140H177V142H176ZM187 141V142H185V141ZM189 140V141H188ZM220 140H222V142L220 141ZM229 141L228 142V144H230L231 142V144H233V146H235V147H233L232 145L230 146V145H227V144H224L223 146H221L222 144L221 143H227V141ZM19 141V142H18ZM22 141H24L23 143H22ZM31 143H30V142ZM46 141V142H45ZM51 141V142H50ZM90 141V142H89ZM97 141V142H96ZM99 141V142H98ZM101 141L103 142L102 144H101ZM106 143H105V142ZM120 141V142H119ZM145 141V142H144ZM155 141V142H154ZM159 141H160V143H159ZM170 143H169V142ZM182 141H184V142H182ZM206 141V142H205ZM218 141V142H217ZM235 141V142H234ZM237 141V142H236ZM246 142L247 144L249 143V142H251V143H249L250 144V146L249 145H247L246 143H243L242 144V142ZM7 142V143H6ZM15 142V143H14ZM18 142V143H17ZM29 142V143H28ZM36 142H37V144H36ZM40 144H39V143ZM44 142V143H43ZM52 142H54V143H52ZM81 144H80V143ZM87 142V143H86ZM89 142V143H88ZM93 142H94V144H93ZM110 142L112 143V142H114V143H112V144H110ZM124 143V144H122V143ZM136 143V145L134 144V143ZM163 142H165V143H163ZM212 142V143H211ZM214 142V143H213ZM217 142V143H216ZM219 142H220V144H219ZM2 143V144H1ZM11 143V144H12ZM32 143H34V144H32ZM47 143H50L49 145L47 144ZM56 143L58 144V145H56ZM63 143V144H62ZM65 143H67V145L65 144ZM71 143V144H70ZM77 143H79L78 144V146H75V144L77 145ZM84 143V144H83ZM105 143V144H104ZM128 145H127V144ZM141 143V144H140ZM143 143V144H142ZM149 143V144H148ZM158 143H159V145L162 147V146H164V147H160L159 145H158ZM191 143V144H190ZM201 143V144H200ZM203 143H205L204 145H203ZM42 144H44L43 146L45 147V150H44V148H43V146H42ZM47 146H46V145ZM51 144H52V147L55 145L56 146V148H55V146L52 148V149H57V150H50V153H49V148H51ZM60 144H62V147H61V145ZM74 144V145H73ZM83 144V145H82ZM87 144V145H86ZM89 144V145H88ZM104 144V145H103ZM107 144H109V145H107ZM130 144V145H129ZM137 144L140 146H137ZM177 144H179V145H177ZM183 144V145H182ZM197 146H196V145ZM207 144V145H206ZM215 144V145H214ZM236 144V145H235ZM245 144L249 147H247V146H245ZM2 145V146H1ZM33 147L34 145H35V148L33 147L32 149H31V147ZM38 145V146H37ZM39 145H41V146H39ZM82 145V146H81ZM86 145V146H85ZM100 145V146H99ZM114 145V146H113ZM120 147H119V146ZM122 145V146H121ZM127 145V146H126ZM147 145V146H146ZM151 145H153V146H151ZM155 145V146H154ZM158 145V146H157ZM171 145V146H170ZM188 145V146H187ZM190 145V146H189ZM213 145V146H212ZM240 145V146H239ZM242 145V146H241ZM252 145V146H251ZM259 145H261L260 147H259ZM7 146V147H6ZM8 146H10V147H8ZM22 147V150H28V152L26 151H22L21 150V147ZM23 146H25V147H23ZM26 146H28V147H26ZM58 146H60V148H61V150H60V148L58 147ZM65 146V147H64ZM69 146H73V147H69ZM75 146V147H74ZM80 146L82 147L81 148V150H80ZM84 146L86 147L85 149H84ZM88 146V147H87ZM89 146H92V147H89ZM103 146H105L106 148H108V151H107V149H105V147H104V149H102L103 148ZM118 146V147H117ZM129 146H130V148H129ZM132 146V147H131ZM136 146L138 147V148H136ZM168 146V147H167ZM173 146V147H172ZM184 146V147H183ZM186 146V147H185ZM205 146H206V148H205ZM225 146V147H224ZM229 146V147H228ZM255 146H256V148H255ZM1 147H3V148H1ZM12 147V148H11ZM46 147H48L47 149H46ZM78 147V149H79V151L77 152L78 154H79V156H78V154L75 152V150H78V149H76ZM98 148V150H96L97 148ZM102 147V148H101ZM116 147V148H115ZM153 147H156V150H158V151H156L155 150V148H153ZM176 148V151L175 150H173V153H172V149H175ZM180 147V148H179ZM189 147V148H188ZM192 147V149L193 150H195V151H193L192 149V153H191V151H189L190 150V148ZM209 147V148H208ZM223 147V148H222ZM228 147V148H227ZM232 147H233V149L234 150H236V151H234V150H231L232 149ZM240 147H241V150H238V149H240ZM245 147V148H244ZM247 147V148H246ZM262 147V148H261ZM15 148V149H14ZM21 150L20 151V153H18L19 151H17V150H19V149ZM25 148H27V149H25ZM37 148V149H36ZM59 148V149H58ZM64 148H65V150H64ZM75 149V150H71V149ZM87 148H91V149H87ZM100 148H101V150H100ZM125 148V149H124ZM127 148V149H126ZM133 148H135V149H133ZM139 148H141V150L143 151H139L140 149ZM171 148V149H170ZM179 148V149H178ZM181 148H183V149H181ZM185 148H188V149H186L185 150ZM194 148H196V149H194ZM199 148H201V151H199L198 149ZM225 148V149H224ZM230 148V149H229ZM256 149V151H255V149ZM5 149H6V151H5ZM10 150V151H7V150ZM14 149V150H13ZM35 149V151H36V153H37V155H35L36 153H35V151H33L32 152V150H34ZM39 149H40V151H39ZM42 149V150H41ZM62 149H63V151H62ZM66 149H67V151L68 152H70V153H68V152H66ZM82 149H83V151H82ZM110 149L112 150V151H110ZM114 149H115V152H116V150H118L119 149V151H122L121 153H123V154H121L119 151L118 152H114ZM122 149V150H121ZM128 149H130L129 151H128ZM137 149H139L138 151L139 152H137L136 150ZM162 151H161V150ZM164 149V150H163ZM211 149H213V150H211ZM215 149V150H214ZM244 149H245V152H244ZM263 149V150H262ZM59 150V151H58ZM88 150V151H87ZM104 150H105V152H104ZM123 150H126V151H123ZM153 150V151H152ZM159 150H160V152H159ZM167 150L169 151V152H167ZM170 150H171V152H170ZM178 150V151H177ZM183 150V151H182ZM204 150V151H203ZM221 152H220V151ZM225 150V151H224ZM227 150V151H226ZM229 150V151H228ZM248 150V151H247ZM251 150H252V152H251ZM3 151H5V152H3ZM14 153H13V152ZM29 151H30V153H29ZM44 151V152H43ZM48 151V152H47ZM52 151H54V153L52 152ZM61 151L63 152L61 155H60V153H61ZM81 151V152H80ZM91 151V152H90ZM93 151H95L96 153L95 154H98L99 152V154H98V156L97 155H95L94 154V152ZM102 151L105 153H102ZM112 152V153H110V152ZM134 153H133V152ZM147 151V154H141V152L142 153H145ZM164 151V152H163ZM180 151H181V155H179V153H180ZM184 151H186V152H184ZM190 153H189V152ZM238 151H240V152H238ZM260 151V152H259ZM7 152V153H6ZM33 153V157L32 156H30V155H32V153ZM55 152H56V154H55ZM58 152V153H57ZM67 153V154H65V153ZM82 152H83V154H82ZM84 152H87V153H84ZM90 152V153H89ZM125 152V153H124ZM132 152V155H130V153ZM149 152V153H148ZM151 152V153H150ZM155 152L156 153H158L159 152V155L158 154H155ZM175 152V153H174ZM176 152H178V153H176ZM186 153V155L184 156V157H186L187 159H185V158H183L182 156L184 155V153ZM195 152H197V155H196V159L195 158H193V157H195L194 155L196 154ZM200 152L204 155H201L200 154ZM212 152H214L215 153V155H221V156H223L222 158L220 157V156H215L214 157V153H212ZM217 152V153H216ZM220 152V153H219ZM223 152V154H221ZM229 152V153H228ZM230 152H233V154H234V158L232 157L233 155H232V153H230ZM236 152V153H235ZM251 153V155H250V153ZM254 152H255V154H254ZM5 155V158H3L4 157V155ZM13 153V154H12ZM15 153H16V155H15ZM29 153V154H28ZM35 153V154H34ZM38 153H39V155H38ZM47 155H46V154ZM75 153V155H73ZM80 153H81V155H80ZM103 155H102V154ZM108 153H110V154H112L111 155V157H110V155L108 154ZM116 155H118L117 153H119V155L120 156H115V154ZM165 153V154H164ZM166 153L169 155V153H172V154H170V158H172V159H167L168 158V156H166L165 157V155H166ZM183 153V154H182ZM199 153V154H198ZM209 153V154H208ZM219 153V154H218ZM224 153H226V154H224ZM237 153H243L242 155H246L244 158H243V156H241L240 154H238L240 157H241V159H242V162H240L241 161V159H240V157L239 156H237ZM248 153V154H247ZM257 153V154H256ZM263 153V154H262ZM10 154V155H9ZM23 154H25L26 156H24ZM58 154V155H57ZM72 154V155H71ZM87 154V155H86ZM95 156H97V157H95V158H97V159H95L94 158V155ZM109 155V157L107 156V159L105 158V155ZM125 154H126V156H125ZM137 154V155H136ZM139 154V155H138ZM149 154V155H148ZM153 154V155H152ZM175 154V156H173ZM190 154V155H189ZM209 156V157H211L212 158V160L213 161H211V159L209 160V157L207 156V155ZM213 154V155H212ZM236 154V155H235ZM254 154V155H253ZM258 154H260L259 155V162L261 163L262 162V165H260V163H258V160H257V158L255 159L254 157H256V155L258 156ZM261 154H262V156H261ZM2 155H3V157H2ZM17 155H19L18 157H17ZM42 155V156H41ZM76 156V157H74V159H71V158H73V157H70V156ZM82 155H83V157H82ZM93 155V156H92ZM100 155V156H99ZM124 155V157L126 158H122V156ZM127 155H128V157H129V155H130V157L128 158L127 157ZM136 155V157H134V156ZM141 155H143V156H141ZM155 155V156H154ZM161 155V156H160ZM201 155V156H200ZM211 155V156H210ZM226 156V159H227V161L225 160H223L222 162L225 164V165H222L223 163L221 162V167L220 166H218V165H220V162L219 161H221V160H218V158H221V159H225V156ZM7 156V157H6ZM16 156V157H15ZM22 156V157H21ZM29 156V157H28ZM37 156V157H36ZM50 156V157H49ZM53 156H56V158L55 157H52ZM66 156H68V157H66ZM84 156H86V157H84ZM103 156H104V158H103ZM112 156H115L114 158L112 157ZM142 157L143 159L146 157V159H144L145 161H143V159H141L140 157ZM153 156V157H152ZM159 156L161 157V158H163L162 160H160L161 158H159ZM165 158H164V157ZM174 158H173V157ZM176 156H177V158H176ZM179 156H181V158H179L178 159V157ZM189 156H190V158L191 159H188L189 158ZM205 157L204 159H202L203 157ZM230 156H231V158H230ZM237 156V157H236ZM250 158H249V157ZM261 156V157H260ZM20 157V158H19ZM47 158V160H46V158ZM78 157H79V159H78ZM91 157H93V158H91ZM100 157V158H99ZM131 157H132V159H133V161L131 160ZM158 159H156V158ZM199 157H202L201 159L202 160H204L205 162H206V160L208 161V162H204V167H203V163H201L202 161H201V159L199 158ZM207 157V158H206ZM214 157V158H213ZM228 157V158H227ZM255 159H253V158ZM3 158V159H2ZM15 159V160H13V159ZM23 158L25 159V160H23ZM34 158V159H33ZM37 158H39V159H37ZM75 158H77L78 160H79V162L81 163H79L78 161H75V160H77V159H75ZM81 158H83V159H85V160H81ZM117 158V159H116ZM120 158V159H119ZM123 160H122V159ZM128 158V159H127ZM136 158H139L138 160H136L137 162H139V164L138 165H136V161H135V159ZM149 158L151 159V161L149 162ZM156 160H155V159ZM198 158V159H197ZM215 158H216V160H215ZM248 158V159H247ZM5 159V160H4ZM18 159H20V160H18ZM22 159V160H21ZM30 160V162H29V160ZM33 159V160H32ZM42 159L44 160V162L46 163H44L43 161H42ZM49 159V160H48ZM51 159V160H50ZM52 159H56L55 161H52ZM86 159H88L87 161H86ZM93 160V159H95V161H96V164H95V161L93 160V162L92 163H94V164H90V160ZM98 159H100L99 161H98ZM102 159V160H101ZM115 159V160H114ZM130 159V160H129ZM141 159V160H140ZM154 159V160H153ZM176 159V160H175ZM177 159H178V161H177ZM182 159V160H181ZM185 159V160H184ZM195 159V160H194ZM232 161H231V160ZM234 159V160H233ZM238 160V162L236 161V160ZM244 159V160H243ZM250 159V160H249ZM11 160H13V161H15L14 163H13V161H11ZM16 160L18 161V163H19V165H20V169L18 168L19 167V165H18V163L16 162ZM26 160H27V162H26ZM31 160H32V162H31ZM59 160V161H58ZM67 161V163H66V161ZM106 160V161H105ZM112 160H114V162L112 161ZM125 160V161H124ZM160 160V161H159ZM168 161V160H171V161H169V162H166V164H165V161ZM184 160V162H182ZM189 160V161H188ZM197 160H199L198 162H196ZM218 160V161H217ZM231 161V167L232 168H229L230 167V165L228 166L227 164H230V161ZM240 160V161H239ZM246 160V161H245ZM249 160V161H248ZM257 160V163H255L256 164V167L255 166H252V165H255V164H253V162L254 161H256ZM262 160V161H261ZM7 163H9V164H6L5 165V163L6 162ZM9 161V162H8ZM22 161V162H21ZM39 161V162H38ZM40 161H42V163H40ZM50 161H52V163L50 162ZM62 161V163H60ZM98 161V162H97ZM104 161H105V163H104ZM118 162V164H117V162ZM130 161H132V162H130ZM140 161L142 162L143 161V163H141L140 164ZM149 163H148V162ZM152 161H155V162H152ZM159 161V162H158ZM164 161V165L161 163V162H163ZM175 162V164H174V162ZM191 161V162H190ZM195 161V166L196 167H194V166H192V164H193V162ZM233 161H235V162H233ZM244 161V162H243ZM250 161H253L252 163L250 162ZM20 162H21V164H20ZM36 162H38V164H39V166H36V165H38ZM50 164H53V165H50ZM74 162V163H73ZM100 162V163H99ZM104 163V166L105 167H107L106 165H107V163L109 164V166L107 167V169H108V172H106V168L104 167V166H102L103 165V163ZM122 162H124V163H122ZM128 162L129 163H131V165H129L128 164ZM144 162H146L145 164H144ZM158 163V165L156 166V164ZM183 163V164H181V163ZM186 162H188V163H186ZM192 163L191 165H190V163ZM213 163V164H209V163ZM216 162L217 163H219L218 165L216 164ZM226 162V163H225ZM229 162V163H228ZM246 162H248V163H246ZM32 163V165L31 166H28V165H30ZM57 163H58V165L60 166V167H58V165H57ZM61 165H60V164ZM63 163H64V165H66V166H62L63 165ZM66 163V164H65ZM70 163V164H69ZM73 163V164H72ZM97 163H99V164H102L101 166L99 165V164H97ZM110 163H112L111 164V167H110ZM133 163V164H132ZM154 163V164H153ZM167 163H168V165H167ZM176 163H178V164H176ZM186 164V168H187V166H188V170L185 168V164ZM197 163H198V165H199V163H201L200 164V167H201V169H200V167L197 165ZM236 163V164H235ZM239 163H241V164H239ZM245 163V165H244V168L243 167H241L240 168V166H243V164ZM24 164V165H23ZM25 164H28V165H26L25 166ZM34 164H36V165H34ZM41 164H43V165H41ZM45 164V165H44ZM71 164H72V166H71ZM75 164L76 165H78V166H75ZM90 164V165H89ZM169 164H171V165H169ZM174 164V165H173ZM206 164H208L207 166H205ZM238 164H239V166H238ZM249 165V167H248V165ZM252 164V165H251ZM9 165V166H8ZM13 165H15V167L13 166ZM18 165V166H17ZM24 166V167H22V166ZM80 165H84V166H82V167H80ZM87 165H88V167H87ZM92 165H94V166H92ZM97 165H99L98 167H100L99 169H98V167H97ZM119 165V166H118ZM124 165V166H123ZM151 165V166H150ZM152 165H154V166H152ZM177 165H178V167H179V165H180V168L182 167L183 169H184V171H185V173L183 172V169H181V171L180 170H176V169H180V168H178L177 167ZM183 165V166H182ZM202 165V166H201ZM214 165H215V167H214ZM217 165V166H216ZM228 166V167H226L225 168V166ZM235 165H237L236 167H239V168H235L234 166ZM246 165H247V167H246ZM251 165V166H250ZM7 166V167H6ZM30 168H28V167ZM34 166H35V168H34ZM42 166V168H40ZM47 168H46V167ZM48 166H50V167H48ZM52 166H55V167H52ZM73 166H75V168L73 167ZM89 166H91V167H89ZM117 166V167H116ZM121 166V167H120ZM133 166H135V168L137 169L138 167H140V168H138L137 170L136 169H134V167ZM163 166V167H162ZM164 166H165V168H164ZM170 166V168H168ZM173 166V167H172ZM174 166H176V169H174L175 167ZM193 167V169L195 170H193L191 167ZM214 167L215 168V170L217 169V168H219L220 167V169L218 170L219 172L221 171V173L224 171V170H226L227 172H225L224 171V174L225 175H227V176H229V177H231L233 180H231V178L230 179H227V181L229 182H227V181H225L224 179H226L225 177H224V179H223V176L222 177H220V175H219V178H220V180L218 179V178H212V177H210L211 175H205L204 173H207V172H209L210 170H211V168L212 167ZM222 166H224V168H222ZM259 166V167H258ZM17 167V168H16ZM28 168V170H27V168ZM33 167V168H32ZM37 167V168H36ZM62 167V168H61ZM64 167V168H63ZM69 167H71V168H73V170L71 169V168H69ZM77 167H79V169L77 170L76 168ZM84 167H86V168H84ZM97 167V168H96ZM104 167V168H103ZM125 167H126V169H125ZM129 167V168H128ZM133 167V168H132ZM150 169H148V168ZM153 167V168H152ZM159 167H161L160 169H159ZM211 167V168H210ZM252 167V168H251ZM8 170L9 171V173H8V171H6L8 174H10V177L8 176V174L6 173L5 174V170ZM9 168H11V170L9 169ZM12 168H14V169H12ZM16 168V169H15ZM21 168H22V172L24 173H22L20 170H21ZM39 168L41 169V170H39ZM52 168H55L53 171H55L54 173L52 172ZM58 168V169H57ZM68 168V169H67ZM81 168V169H80ZM88 169L90 172L92 171V173H89V174H91L92 175V177L88 174V172H87V170L85 171V170H83V169ZM92 168H94V169H92ZM103 168V169H102ZM117 168V169H116ZM122 168V169H121ZM132 168V169H131ZM143 168V169H142ZM156 168H158V169H156ZM167 168V169H166ZM196 168H199V169H197L196 170ZM208 168H209V171H207L208 170ZM222 168V169H221ZM242 168H243V173L244 174H239V172L240 171H242ZM247 169V170H244V169ZM25 170V172H24V170ZM37 170V172H35L34 170ZM42 169H44V170H42ZM46 169V170H45ZM47 169H50V170H48V171H50V172H52V173H50V172H46L47 171ZM60 169V170H59ZM63 169V170H62ZM66 171H65V170ZM98 171H97V170ZM111 169H113V170H111ZM114 169H116V170H114ZM120 169V170H119ZM133 169H134V171H133ZM140 169H142V170H140ZM156 169V170H155ZM162 169H163V171H162ZM165 169V170H164ZM172 170V172L170 171V170ZM205 169H207V170H205ZM213 169V168H212ZM232 171L231 173L232 174H230V171ZM233 169V170H232ZM235 169V170H234ZM241 169V170H240ZM257 169V170H256ZM18 172H17V171ZM31 171V173H29L30 171ZM57 170V171H56ZM68 170L69 171H71V172H68ZM80 170V171H79ZM95 170H96V172H95ZM100 170H102L101 171V173H100ZM125 170L127 173H125V171H124V173H125V175L123 174V171ZM130 170H132V171H130ZM148 170V171H147ZM153 172H152V171ZM158 170H159V172H158ZM166 170H169V171H166ZM237 170V172H236V174H233L234 172L233 171H236ZM252 170H254V171H251ZM259 170V171H258ZM2 171H4L3 173H2ZM19 171L21 172L20 173V175H23V177L22 176H20L19 175ZM34 171V172H33ZM44 171L46 172V173H44ZM62 171H63V173H62ZM84 171V172H83ZM110 171V172H109ZM113 171L115 172V173H113ZM120 172L121 171V174H123V175H121L120 173L118 174L117 172ZM128 171H129V173H128ZM135 171H137V173H135ZM141 171H143V173H146V174H148V175H146V174H143ZM145 171V172H144ZM175 171H179V172H175ZM191 171H194V172H191ZM197 171V172H196ZM198 171H200V172H198ZM202 171H206V172H202ZM229 171V172H228ZM246 171H247V173H246ZM248 171H250L251 173H249ZM15 172V173H14ZM17 172V173H16ZM38 172H40L41 173V175H40V173H38ZM56 172H61L60 174H57ZM65 172V173H64ZM77 172H81V173H79L80 174V176L78 175V176H75L76 175V173ZM94 172L96 173L95 175H94ZM108 173V174H106V177H105V175L104 174H102V173ZM134 172V173H133ZM166 172H168L169 174H167ZM174 172V173H173ZM217 172V171H216ZM262 172H259V174H264V172L262 173ZM12 173H14V174H12ZM29 173V174H28ZM33 173V174H32ZM47 173H50V174H55L54 176H56V178H53L52 176L53 175H49V174H47ZM73 173H75V174H73ZM83 173H85L86 175H87V177L85 176V174H84V177H83ZM100 173V174H102V175H98V174ZM130 173H132V175H126V174H130ZM142 173V174H141ZM151 173H152V180L151 179H149L150 177L149 176H151ZM158 173H159V178L156 176V174L158 175ZM164 173H166V174H164ZM172 173V174H171ZM185 174L184 175V177H183V174ZM186 173L188 174V175H186ZM191 173V175L192 176H190L189 177V174ZM192 173H195V175H194V177L196 178H193V174ZM197 173V174H196ZM221 173H219V174H221ZM228 173V174H227ZM249 173V175L247 176V177H251V176H253L252 178H247V177H245L244 175L246 174H248ZM30 174H32V175H30ZM35 174H37V175H35ZM42 174L44 175V177H42ZM57 174V175H56ZM64 174H66V175H64ZM111 174H114V175H112L111 176V178L109 179V177L108 176H110ZM116 174V175H115ZM136 174H139V175H136ZM153 174L155 175V178H156V180H155V178H154V176H153ZM162 174H163V176H162ZM178 174H182L181 175V177H183L184 179H182V178H180V180H179V175ZM198 174H199V176H198ZM208 174V173H207ZM252 174V175H251ZM4 175V176H3ZM24 175H28V177L27 176H24ZM35 175V176H34ZM41 176V178L43 179V180H40L39 179V176ZM47 175H49V176H47ZM61 175V176H60ZM70 175V176H69ZM88 175L91 177H88ZM94 175V176H93ZM98 175V176H97ZM108 175V176H107ZM121 175V176H120ZM142 175V176H141ZM144 175V176H143ZM161 175V176H160ZM165 175L168 177V178H163V177H165ZM172 175V176H171ZM174 175H175V177H174ZM205 175V176H204ZM235 175H236V177H237V179H236V177H235ZM7 176H8V178L10 179H8L7 178ZM15 176V177H14ZM36 176H38L37 178H33V177H36ZM46 176V177H45ZM61 178H59V177ZM73 176V178H71ZM100 176H101V178H102V176H103V180L100 178ZM113 176L115 177V179H116V182H115V180H114V178H113ZM131 176V177H130ZM135 176H137V177H135V178H137V180H135V178L134 177ZM148 176V177H147ZM177 176H178V178H177ZM185 176H187V178L185 177ZM197 176L198 177H200V179H198L197 178ZM201 176H202V178H201ZM204 176V177H203ZM207 176V177H206ZM234 176V177H233ZM241 176H243V177H241ZM261 177L260 179L262 180H260L259 178V180L258 179H256L257 177ZM12 177H13V179H12ZM52 180H50L49 178ZM57 177H58V182H59V184L58 183H56L57 182ZM65 177V178H64ZM96 177H98V178H96ZM120 177H122V178H120ZM139 177V178H138ZM140 177H142L141 178V180H140ZM145 177V178H144ZM162 179H161V178ZM171 177L173 178V179H171ZM207 179H206V178ZM210 177V178H209ZM228 177V178H229ZM255 177V178H254ZM14 178H15V180H14ZM17 178V179H16ZM25 178V179H24ZM45 178V179H44ZM64 178V179H63ZM77 180H76V179ZM81 178H84V179H82V180H80ZM86 178V179H85ZM88 178V179H87ZM100 178V179H99ZM104 178H105V180H104ZM107 178V179H106ZM112 178H113V180H112ZM129 178H132V179H129ZM146 178H148V179H146ZM205 178V179H204ZM222 178V179H221ZM241 178H243L242 179V181H245V183L244 182H242L241 181ZM247 178V179H246ZM6 181H5V180ZM19 179H20V181H19ZM24 179V180H23ZM27 179H28V181H27ZM34 181L33 183H32V181ZM35 179V180H34ZM37 179V180H36ZM56 179V180H55ZM73 181H72V180ZM96 179V180H95ZM99 179V180H98ZM118 179H121L122 181H121V183H120V181H118ZM124 179L126 180V181H124ZM135 181H134V180ZM160 179H161V181H160ZM166 179H168V180H166ZM177 179V180H176ZM191 179L192 180H194V181H191ZM198 179V180H197ZM203 180V182H202V180ZM212 179V180H211ZM215 179H218V181L217 180H215ZM245 179V180H244ZM256 179V181H253V180H255ZM7 180H9V181H7ZM18 180V181H17ZM55 180V181H54ZM68 180V181H67ZM71 180V181H70ZM88 180V181H87ZM91 180V181H90ZM92 180H94V182L92 181ZM141 181V183L140 182H138V181ZM144 180V181H143ZM165 180V181H164ZM172 180H174L175 182H173ZM182 180V181H181ZM189 181V182H187V184H186V182L185 181ZM196 180V181H195ZM211 180V181H210ZM223 180V181H222ZM233 181V182H231V181ZM235 180L237 181V183L235 182ZM249 182H248V181ZM257 180H258V182L259 183H261L260 185L262 186V188H260L261 186L258 184V182H257ZM11 181V182H10ZM17 181V182H16ZM31 181V182H30ZM38 181V182H37ZM40 181H42L41 183H40ZM49 181H51V182H49ZM67 181V182H66ZM82 181V182H81ZM97 181V182H96ZM100 181V182H99ZM103 181V182H102ZM109 183H108V182ZM130 181V182H129ZM133 181V182H132ZM147 181H150L151 183L149 184V182H147ZM153 181V182H152ZM156 183H155V182ZM160 181V183H158ZM163 181V182H162ZM178 181V182H177ZM201 181V182H200ZM209 182V184H208V182ZM217 181V182H216ZM4 182H6V184L8 183V185H6ZM15 182H16V184H15ZM23 182V183H24ZM37 182V183H36ZM45 182V183H44ZM47 182V183H46ZM87 182V183H86ZM89 182V183H88ZM96 182V183H95ZM99 182V183H98ZM106 182V183H105ZM121 184V185H119V183ZM130 183V185L131 186H128L129 185V183ZM132 182V183H131ZM135 182H136V184H135ZM144 182H146L145 183V185L144 184H142V183H144ZM166 182V183H165ZM175 184H173V183ZM191 182V183H190ZM216 182V183H215ZM228 184H227V183ZM240 182H242V184H240ZM247 182V183H246ZM253 182H255L253 185H255L256 184V186H253L252 185V183ZM11 183V184H10ZM14 183V184H13ZM26 183V184H27ZM49 183H51V184H49ZM56 183V185H53V184H55ZM147 183H148V185H147ZM154 183L157 185V186H155L154 185ZM162 183H165V184H163L162 185ZM181 183V184H180ZM185 183V184H184ZM189 183V184H188ZM205 183H207V184H205ZM211 183H214V185L212 184L211 185ZM230 183H234L233 185L232 184H230ZM9 184H10V186H9ZM46 184H48L47 186H46ZM70 184V186L69 187H75V186H73V184L71 185ZM106 184H108L109 186H111L112 184V186L109 188ZM111 184V185H110ZM137 184H139V185H137ZM180 184V185H179ZM194 185V186H191V185ZM220 184V185H219ZM222 184V185H221ZM227 184V186H225ZM239 184V185H238ZM248 184V185H247ZM250 184V185H249ZM257 184H258V186H257ZM41 185H39L40 187H42ZM52 185V186H51ZM64 185V186H63ZM86 185H83V186H81L80 185V187H89V185L88 186H86ZM117 185V186H116ZM127 185V186H126ZM135 185V186H134ZM136 185L138 186V187H136ZM150 185V186H149ZM155 186V190L157 191L156 193L154 192V190L152 189L153 188V186ZM159 185V186H158ZM169 185H171V186H169ZM177 185H179V186H181V185H183V186H181L182 188H183V190H182V188L181 187H179V186H177ZM198 185V186H197ZM202 185V186H201ZM207 185V186H206ZM225 187H224V186ZM230 187H229V186ZM236 185V186H235ZM244 185V186H243ZM248 187H247V186ZM8 186V187H7ZM38 186V187H39ZM116 186V187H115ZM120 186H121V188H120ZM124 186H126V187H124ZM140 186V187H139ZM141 186H142V190H140L141 189ZM152 186V187H151ZM162 186V187H161ZM164 186L166 187V189L168 190V193L167 192H162V190L163 191H166V189L164 188ZM172 186H175V190L173 189V187ZM176 186H177V188H176ZM207 187V188H209L208 189V192L206 191L207 190V188H204V187ZM223 186V187H222ZM239 187V189H238V187ZM253 186V187H252ZM14 187H12V189L14 188ZM119 187V188H118ZM143 187H144V189H143ZM147 187V188H146ZM150 187V188H149ZM157 187H158V189H157ZM185 187L187 188V189H185ZM188 187H189V190H192L193 192H191V191H189L188 190ZM195 187V188H194ZM200 187V188H199ZM222 187V188H221ZM232 187V188H231ZM235 187V188H234ZM243 187V188H242ZM247 187V188H246ZM257 187V188H256ZM129 188L132 190L131 191V193H130V190H129ZM162 188V189H161ZM173 190H172V189ZM179 188H181L180 190H179ZM204 188V189H203ZM237 188V189H236ZM241 188V189H240ZM252 188V189H251ZM117 189V190H116ZM127 189H128V192H129V194L127 195V192H125L124 190H126L127 191ZM137 190V193H135L136 191L135 190ZM149 189H152L153 190V192L154 193H152V190H149ZM165 189V190H164ZM177 189V190H176ZM210 189H211V191H212V193H211V191H210ZM216 189V190H215ZM226 189V193H225V190ZM230 191H229V190ZM246 191H244V190ZM250 189V190H252V191H249L248 192V190ZM254 189H256V190H254ZM260 189V190H259ZM9 190V189H8ZM161 190V191H160ZM170 190L172 191V192H170ZM187 190V191H186ZM206 192V193H208V195L204 192V191ZM220 190V191H219ZM240 190V191H239ZM260 192H259V191ZM261 190H263V191H261ZM107 192H108V190H106ZM143 193H142V192ZM146 191H148L147 193H146ZM161 192L160 194H159V192ZM187 193H185V192ZM197 191V192H196ZM203 191V192H202ZM210 191V192H209ZM221 191H222V193H221ZM235 191V192H234ZM236 191L238 192V194L236 193ZM255 191H257V192H255ZM5 192V191H4ZM11 192V191H10ZM14 192V191H13ZM13 192H11V193H13ZM124 192V193H123ZM133 192V193H132ZM141 192V193H140ZM181 193V194H178L177 195V193ZM185 193L184 195L182 194V193ZM189 192V193H188ZM193 193V194H191V193ZM195 192H196V194H195ZM232 192H234L233 194H232ZM254 192V194H252V193ZM7 193V192H6ZM119 193H120V195H119ZM152 193V194H151ZM164 193V194H163ZM176 193V194H175ZM197 193H198V195H197ZM202 193H203V195H202ZM215 195H214V194ZM258 193V194H257ZM260 193V194H259ZM14 194V193H13ZM114 194V195H113ZM123 194H125V197H124V195ZM145 195V194H147V195H153L152 197H154V195H155V197L152 199V198H150L149 196H147V195H145V198L146 199H144L143 198V200L141 199L142 198V195ZM156 194H157V198H156ZM166 194V195H165ZM173 194H174V196H173ZM200 194V195H199ZM210 194L213 196H210ZM221 194V195H220ZM222 194H223V196H222ZM233 196H231V195ZM234 194H236L235 196H234ZM244 194V195H243ZM247 196H246V195ZM263 194V195H262ZM5 195V194H4ZM126 195H127V197H126ZM131 195V196H130ZM158 195H160L159 196V198H158ZM188 195H190V196H188ZM226 195V196H225ZM240 195V196H239ZM141 196V197H140ZM147 196V197H146ZM164 196V197H163ZM168 196V197H167ZM192 196H194L195 198H193ZM206 196L208 197V198H206ZM216 198H215V197ZM230 196V197H229ZM114 197V198H115ZM120 197H122V198H120ZM131 197V198H130ZM144 197V196H143ZM172 197V198H171ZM186 197V198H185ZM188 197V198H187ZM190 197V198H189ZM197 197H199V198H197ZM219 197H221V198H219ZM226 197V198H225ZM228 197V198H227ZM256 197V198H255ZM258 197H259V199H258ZM124 198V199H123ZM150 198V199H149ZM160 198H162V199H160ZM164 198V199H163ZM166 198V199H165ZM169 198V199H168ZM175 200H174V199ZM180 198V199H179ZM191 198H193V199H195V201H193V199H191ZM212 198L216 201V202H214V200H212ZM224 198V199H223ZM230 198V199H229ZM243 198V199H242ZM251 198V199H250ZM127 199V200H126ZM139 199H141V200H139ZM148 199H149V201H148ZM158 199H160V201L158 200ZM173 199V200H172ZM190 201H189V200ZM202 199H204V200H206V201H202ZM209 199H211V200H209ZM219 199H223V200H219ZM139 200V201H138ZM162 200H164L165 202H167V203H165L164 201H163V205H162V208H161V206H160V204H162V203H158V202H162ZM168 200H170V201H168ZM178 200H180V201H178ZM199 200V201H198ZM210 202H208V201ZM227 200H229V201H227ZM242 202H241V201ZM252 202H251V201ZM255 200V201H254ZM125 201H123L124 203H125ZM129 201H128V203H129ZM142 201V204L141 203H139V202H141ZM146 201H147V203L148 204H146ZM151 201V202H150ZM154 201V202H153ZM171 201L173 202L174 201V203H175V201L178 203H171ZM183 201V202H182ZM202 201V202H201ZM219 201H221V202H219ZM223 201H226V202H223ZM245 201V202H244ZM246 201H247V203H246ZM143 202H144V204H146V205H144L143 204ZM150 202V203H149ZM153 202V203H152ZM156 202V203H155ZM168 202H170L169 204H168ZM179 202H182L181 203V205H179ZM187 202H188V204H187ZM198 202V203H197ZM212 202V203H211ZM217 202H219L218 204H217ZM228 202V203H227ZM235 202V203H234ZM253 202L255 203H259V204H261V205H257V204H253ZM261 202V203H260ZM186 203V204H185ZM194 203V204H193ZM196 203V204H195ZM214 203V204H213ZM221 203L223 204V205H221ZM231 203V204H230ZM243 203V204H242ZM250 203H252V206H251V204ZM135 204V203H134ZM190 204V205H189ZM227 204H228V207H227ZM245 204V205H244ZM166 205L168 206V208H164L163 209V207H166ZM172 205H173V207H172ZM177 205V207H175V206ZM180 206V208L182 209V208H184V209H182V211L184 212V210H185V212H188L189 210H192L191 212L193 213H191L190 211V213H183L182 211H181V209L180 208H178L179 206ZM184 205V206H183ZM189 205V206H188ZM217 205L218 206H220V207H217ZM225 205V206H224ZM230 205V206H229ZM232 205V206H231ZM240 205H242V206H240ZM246 205H248V207L246 206ZM171 206V207H170ZM182 206V207H181ZM199 206V207H198ZM213 206H214V208H213ZM257 206V207H256ZM259 206H261V208L259 207ZM152 207L154 208L155 206L154 205H152ZM185 207H187L186 209H185ZM217 207V208H216ZM223 207V208H222ZM234 207V208H233ZM236 207V208H235ZM238 207V208H237ZM256 207V208H255ZM171 208V209H170ZM179 209L178 211H175L176 209ZM190 208V209H189ZM192 208V209H191ZM194 208H196V209H194ZM199 208V209H198ZM220 208V209H219ZM222 208V209H221ZM226 208H227V210H226ZM170 209V210H169ZM203 209V210H202ZM210 209V210H209ZM212 209V210H211ZM231 209V210H230ZM241 209H242V211H241ZM253 209V211H254V213L253 212H251V210ZM259 209V210H258ZM201 210V211H200ZM228 210H230V211H228ZM233 210L235 211V210H237V211H235V212H233ZM257 210V211H256ZM180 211V212H179ZM208 211H212L211 213L210 212H208ZM222 211H225V212H222ZM255 211H256V213H255ZM261 211H262V213H261ZM198 212H200L199 214H200V216H198ZM206 212V213H205ZM227 212H230V214L229 213H227ZM184 215H183V214ZM222 213V214H221ZM227 213V214H226ZM233 213V214H232ZM239 213V214H238ZM245 213H247V214H245ZM251 213V214H250ZM258 213H260V214H262V215H259ZM189 214V215H188ZM205 214H207V216L205 215ZM249 214V215H248ZM254 214L255 215H259V217H258V215L256 216V217H254ZM187 215L189 216V217H187ZM203 215H205V216H203ZM209 215V216H208ZM216 215V216H215ZM223 215V216H222ZM230 215V216H229ZM253 215V216H252ZM193 216V217H192ZM196 216V217H195ZM202 216V217H201ZM221 216V217H220ZM225 216V217H224ZM181 217H179V218H181ZM234 217V219H232ZM244 217V218H243ZM249 217H254V218H250L249 219ZM200 218V219H199ZM202 218V219H201ZM219 218H220V220H219ZM225 218V219H224ZM239 218V219H238ZM245 218H247V219H245ZM256 218H258V219H256ZM263 218H264V216H263ZM217 219V220H216ZM222 219V220H221ZM223 219L224 220H226V221H223ZM227 219H228V222H227ZM254 219H256V220H254ZM232 220H233V224H232ZM240 220V221H239ZM249 221V222H247V221ZM261 220V221H260ZM188 221V222H189ZM222 221L224 222V223H222ZM244 221V222H243ZM256 221V222H255ZM263 221V222H262ZM92 223H96L95 225L94 224H92V223H90V224H92V225H94V230H95V228L97 227V226H99V224H98V222L97 221H91ZM209 222V223H210ZM241 222H242V224H241ZM251 222H252V225H251ZM254 222V223H253ZM258 222V223H257ZM211 223V224H212ZM247 223V224H246ZM256 223L258 224V226L256 225ZM90 224H87L86 225V227H88ZM220 224H219V226H220ZM231 224V225H230ZM263 224V225H262ZM217 225V224H216ZM248 225V226H247ZM261 225V226H260ZM96 226V227H95ZM218 225L216 226V227H219ZM219 227V228H221L220 230H222V228L223 227ZM227 226H226V228L224 227V229L225 230H227L228 231V229H227ZM243 226H244V228H243ZM246 226L247 227H249L248 229H245L246 228ZM252 226V228H250ZM257 226V227H256ZM262 226H263V228H262ZM85 227V228H86ZM92 226L90 225V229H87V230H89V231H87L86 229H85V231L83 232L84 233V235H86L87 236V234L88 235H90L91 236V232H93L94 230L91 228ZM231 227H233V229L231 228ZM242 227V229H240ZM238 228V229H237ZM255 228H258L257 230L255 229ZM259 228H260V230H259ZM235 229H236V231H235ZM243 229H244V231H243ZM250 229V230H249ZM253 229V230H252ZM255 229V230H254ZM100 229H99V227H97V230L96 231H94V233H96L97 234V232L99 231ZM225 230H224V234L225 233H227V231L225 232ZM241 230V231H240ZM245 230H247V233H246V231ZM249 231V232H248ZM86 232V233H85ZM88 232V233H87ZM100 232V231H99ZM239 232V233H238ZM91 233V234H90ZM94 233L92 234V236L94 235ZM243 233H244V235H243ZM250 233V234H249ZM96 234H95V236H94V239L96 238ZM100 234V233H99ZM99 234H97V238H99L100 239V237L98 236ZM103 235L102 236H105L104 235V233H102ZM219 234H221V233H219ZM218 234V237H209L210 239L212 238V241H213V243H214V238L216 239H219V237H221L220 239H222V240H224V241H226V239H224V238H222V236L223 237H227L226 236V234H225V236H224V234H223V232H222V234L221 235H219ZM248 234V235H247ZM242 235V236H241ZM107 236V235H106ZM111 236V235H110ZM257 236V237H256ZM251 237V239H250V241H249V238ZM259 237H261V238H259ZM88 238H89V236H88ZM107 238L108 237H105V240H107ZM243 238V239H244ZM258 238V239H257ZM102 239H104V237L102 238ZM108 239H110V238H108ZM219 239V240H220ZM239 239L237 240V242H239ZM229 239H228V237H227V241H228ZM235 240V241H236ZM7 241V240H6ZM212 241H209V239H208V241H207V243L208 244H211L212 243ZM217 241V240H216ZM234 241V242H235ZM8 242H9V240H8ZM211 242V243H210ZM234 242H231L230 243V246L232 247V246H238L239 245V243H238V245H237V242H236V244H234ZM251 242V243H252ZM259 242V243H258ZM205 243H206V241H205ZM206 243V244H207ZM199 245V244H198ZM203 244L201 243V245H200V248H201V246H202ZM263 246V247H262ZM138 248V247H137ZM136 248V249H137ZM233 249L235 248H239V246L238 247H232ZM177 249V248H176ZM178 249H180L181 251H179V254L180 255H184V253L186 252V250H185V248H183V250H185V251H183L182 250V247H178ZM234 249V250H235ZM264 249V248H263ZM173 250H175V248L173 249ZM263 251V250H262ZM175 252L178 254V251L177 250H175ZM181 252H183V254L181 253ZM264 252V251H263ZM229 260H231V259H228V262H229ZM238 261H239V263H238ZM228 262H226L227 264H228ZM235 262H237V263H234L233 262V260H231L229 263L230 264H243L245 261H243V260H235ZM243 262V263H242ZM244 264H247L246 262L244 263ZM249 264H251V263H249ZM252 264H258V263H252ZM261 264V263H260Z\"/></svg>",
  "mask_w": 264,
  "mask_h": 264
},
{
  "label": "bare ground",
  "instance_id": "2",
  "mask_svg": "<svg viewBox=\"0 0 264 264\" xmlns=\"http://www.w3.org/2000/svg\"><path fill=\"white\" fill-rule=\"evenodd\" d=\"M3 1V0H2ZM10 1V0H9ZM29 0H27V2H28ZM35 1H37V2H39V0H35ZM35 1H33L32 2V0H30V3L32 2L33 3V5H35L36 6V3L37 2H35ZM43 1V0H42ZM42 1H40L39 3H37V5H38V7L39 6H41V7H45V5H46V3H45V1H44V3H41ZM86 1V0H85ZM119 1V0H118ZM122 1V0H121ZM132 1V0H131ZM145 1V0H144ZM229 1V0H228ZM227 1V2H228ZM244 1V0H243ZM242 1V2H243ZM255 1V0H254ZM4 2V1H3ZM13 3V4H15V6H16V4H17V2L16 1H14V0H11L10 1V3ZM19 2L22 4V2H21V0L20 1H18V4H19ZM27 2H23V4L22 5H24L25 3H27ZM34 2H35V4H34ZM50 2V1H49ZM48 2V4L47 5H49L50 3ZM76 2V1H75ZM108 2H109V0H108ZM111 2V1H110ZM109 2V3H110ZM114 3H115V5L117 4L115 1H113ZM113 2H111V3H113ZM127 2V1H126ZM138 2H140V0L138 1ZM142 2V1H141ZM140 2V3H141ZM226 2V3H227ZM230 2H231V0H230ZM236 2H237V0H236ZM246 2H249V0L248 1H246ZM251 2V1H250ZM9 3V2H8ZM30 3H28V5H31ZM63 3H64V1H63ZM108 3V4H109ZM119 3V2H118ZM121 3V2H120ZM129 3V2H128ZM144 3V2H143ZM142 3V4H143ZM229 3V2H228ZM232 3V2H231ZM239 3H240V1H239ZM244 3V2H243ZM252 3V2H251ZM2 3H1V1H0V5H1ZM13 4H12V6H13ZM41 4H44L43 6L41 5ZM60 4V3H59ZM122 4H123V2H122ZM134 4V3H133ZM139 4V3H138ZM138 4H136V6L138 5ZM230 4V3H229ZM242 4V3H241ZM26 5V4H25ZM33 5H31V7H33ZM64 5V4H63ZM67 5V4H66ZM112 5V4H111ZM114 5V4H113ZM114 5V6H115ZM126 5V4H125ZM228 5V4H227ZM252 5H254V4H252ZM35 6L33 7V9L35 8ZM50 6V7H49ZM48 7H49V9L47 8V6L45 7V8H43V10H45L46 8V11H43L44 13H43V15L48 11L49 12V14H52V13H50L51 12V9L50 8H52V5L50 4ZM57 6V5H56ZM83 6V5H82ZM105 6V5H104ZM122 6V5H121ZM132 6V5H131ZM140 6V5H139ZM229 6V5H228ZM232 6V5H231ZM237 6V5H236ZM250 6V8H251V5H249ZM2 7V6H1ZM8 7H9V5H8ZM21 8H22V6H20ZM25 6H23V8H24ZM26 7H27V5H26ZM25 7V8H26ZM37 6H36V9L38 8ZM102 7V6H101ZM106 7V6H105ZM117 7H119L118 5H117ZM124 7V6H123ZM234 8H235V6H233ZM242 7H244V5L242 6ZM253 7V6H252ZM10 8V7H9ZM12 8V7H11ZM13 8H14V6H13ZM20 8V9H21ZM22 8V9H23ZM40 8V7H39ZM109 8V7H108ZM111 8V7H110ZM112 8H114V7H112ZM132 8H133V6H132ZM131 8V9H132ZM135 8H137V7H135ZM139 8V7H138ZM233 8V9H234ZM237 8V7H236ZM235 8V9H236ZM20 9H18V11L20 10ZM26 9H28V7L26 8ZM22 10L24 13H26L28 10ZM102 9H103V7H102ZM125 9H126V7H125ZM230 9H232V8H230ZM234 9V10H235ZM247 9V8H246ZM245 9V10H246ZM249 9V8H248ZM12 10H14V9H12ZM35 10V9H34ZM108 10V9H107ZM130 10V9H129ZM133 10H136V9H132V11ZM238 10V9H237ZM22 11H19V12H22ZM26 11V12H25ZM36 12L37 11H39V13H41L42 14V9L40 8V10L38 9V10H35ZM70 11V10H69ZM114 11V10H113ZM112 11V12H113ZM120 11H121V9H120ZM119 11V12H120ZM131 11V10H130ZM233 11V10H232ZM232 11H230V12H232ZM29 12H32L31 13V15L29 14ZM35 12V15L37 16V18H36V16L34 15V11L33 10H31L30 11V9H29V11H28V13L27 14H29L30 16H32V15H34V18H32V19H34V20H36V19H38V17L41 15V14H39L38 15V13H36ZM62 12V11H61ZM108 12H110V9H109V11ZM108 12H106V13H104V14H106V15H109L108 14ZM116 12V11H115ZM117 12H118V9H117ZM117 12H116V14H117ZM229 12V13H230ZM235 12H236V10H235ZM2 13V12H1ZM15 13H16V11H15ZM14 13V14H15ZM111 13V12H110ZM136 13H137V11H136ZM240 13V12H239ZM6 14V13H5ZM11 14V13H10ZM20 14V13H19ZM18 14V16H20ZM27 14H25V15H27ZM47 14V13H46ZM69 14V13H68ZM102 14H103V12H102ZM113 14H115L114 12H113ZM112 14V15H113ZM124 14V13H123ZM133 14V13H132ZM135 14V13H134ZM237 13H235V15H236ZM17 15V14H16ZM23 15L24 14H22L21 15V17H23ZM24 15V17H27V19H30V16L28 15V16H25ZM42 15V17L41 18H43V17H47V15L45 16H43ZM128 15V14H127ZM140 15H141V13H140ZM105 16V15H104ZM119 16H121V15H119ZM131 16H133V15H131ZM15 17V16H14ZM48 17H50V16H48ZM74 17V16H73ZM108 17V16H107ZM111 16L109 15V18H110ZM123 17H125V16H123ZM135 17V16H134ZM142 17V16H141ZM166 17V16H165ZM260 17V16H259ZM264 17V16H263ZM3 18V17H2ZM36 18V19H35ZM41 18H39L38 19V21L36 22V23H40L41 21L43 22V24H44V21L43 20H45V23L47 24L48 22L50 23H53L52 21H51V19H46V18H43V20H41ZM53 18V17H52ZM108 18V19H109ZM116 18V17H115ZM119 18H121V17H119ZM128 18H130V17H128ZM167 18V17H166ZM20 19V18H19ZM117 19V18H116ZM121 19H123V18H121ZM145 19H147V18H145ZM163 19V18H162ZM171 19V18H170ZM257 19H258V17H257ZM262 19V18H261ZM3 20V19H2ZM2 20H0V22L2 21ZM5 20V19H4ZM47 20H50V21H48V22H46ZM66 20H68V19H66ZM134 20V19H133ZM132 20V21H133ZM136 20V19H135ZM134 20V21H135ZM152 20V19H151ZM159 20V19H158ZM160 20H161V18H160ZM159 20V21H160ZM165 20V19H164ZM183 20V19H182ZM204 20V19H203ZM11 21V20H10ZM64 21V20H63ZM129 21V20H128ZM139 21V20H138ZM153 21H156V20H153ZM167 21V20H166ZM169 21V20H168ZM168 21H167V23H168ZM179 21V20H178ZM185 21V20H184ZM200 21V20H199ZM257 21L258 20H256L255 22L257 23ZM260 21V20H259ZM258 21V23L257 24H259L260 22ZM262 21V20H261ZM7 22V21H6ZM20 22V21H19ZM42 22H41V24H42ZM114 22V21H113ZM142 22V21H141ZM140 22V23H141ZM161 22V21H160ZM160 22H159V25H160ZM172 21H170V23H171ZM195 22V21H194ZM193 22V23H194ZM206 22L207 21H205V24H206ZM213 22H214V20H213ZM252 22H254V20H252ZM254 22V23H255ZM263 22H264V19H263ZM9 23H11V22H9ZM17 23V22H16ZM48 23V24H49ZM49 24L50 26H55L56 27V25H54V24ZM124 23V22H123ZM131 23V22H130ZM129 23V24H130ZM136 23V22H135ZM137 23H139V22H137ZM139 23V24H140ZM151 23V22H150ZM152 23H154V22H152ZM151 23V24H152ZM179 23V22H178ZM191 23H192V20H191ZM208 23H209V21H208ZM253 23V24H254ZM255 23V24H256ZM7 24V23H6ZM18 24V23H17ZM24 26H23V25ZM37 25V26H39V28L38 27H36V29L38 28V30H40V31H46V32H48L47 30H48V28L50 27V26H46V30H44L43 28H44V26L43 25ZM59 24V23H58ZM67 24V23H66ZM150 24V25H151ZM156 24H158V22L156 23ZM174 24H175V22H174ZM177 24V23H176ZM183 24H185V23H183ZM183 24H181V25H183ZM196 24V23H195ZM212 23H210V25H211ZM244 24H246V23H244ZM247 24H249V22L247 23ZM253 24H252V26H253ZM254 24V25H255ZM11 25H12V23H11ZM19 26L21 25V26H23L24 27V30H22V31H25V29H32L33 28V26L32 25H30V26H32V27H28L26 24H24V23H21V24H18ZM45 25V24H44ZM121 25H123V24H121ZM168 25V24H167ZM166 25V26H167ZM171 25H172V23H171ZM180 25V24H179ZM178 25V26H179ZM191 25V24H190ZM197 25H198V23H197ZM209 24H208V26L209 27H211ZM260 25H262V23L260 24ZM21 26H20V28H21ZM28 28H27V27ZM35 26V25H34ZM40 26H43V28H42V30H41V28H40ZM52 26V27H53ZM116 26V25H115ZM114 26V27H115ZM135 26V25H134ZM137 26H138V24H137ZM155 25L153 24V27H154ZM164 26V25H163ZM187 26V25H186ZM194 26V25H193ZM203 26V25H202ZM241 26H244V25H241ZM252 26H248L249 28H251V29H247L248 31L250 30H252ZM256 26V25H255ZM259 26V25H258ZM7 27H9L8 25L6 26V29L8 30V28ZM26 27V28H25ZM51 27V28H52ZM55 27H54V29H55ZM90 27V26H89ZM117 27V26H116ZM158 27V26H157ZM160 27V26H159ZM165 27V26H164ZM192 27V26H191ZM190 27V28H191ZM206 27V26H205ZM217 27V26H216ZM215 27V28H216ZM247 27V26H246ZM9 28H11V26L9 27ZM15 28V27H14ZM51 28H49V29H51ZM148 28H150V27H148ZM152 28V27H151ZM155 28V27H154ZM162 28L163 27H161V30H162ZM182 28H184V25H183V27ZM197 28H199V27H197ZM236 28V27H235ZM237 28H238V30H241V29H239V28H241V27H238L237 26ZM258 28V27H257ZM256 28V29H257ZM260 28H261V26H260ZM23 29V28H22ZM92 29V28H91ZM108 29V28H107ZM119 29V28H118ZM124 28H122V30H123ZM170 29H173V27L172 28H170ZM178 29V28H177ZM186 29V28H185ZM192 29V31H193V27L191 28ZM205 29V28H204ZM208 29V28H207ZM210 29V28H209ZM208 29V30H209ZM244 30H246L245 28H243ZM254 29V28H253ZM254 30V31H259L260 32V30L259 29H257V30ZM262 30H263V32H264V29L263 28H261ZM10 30H13V29H10ZM18 30H20V29H18ZM33 30H35V28L34 29H32V32H33ZM38 30H35L36 31V34L38 33V32H40V31H38ZM83 30V29H82ZM88 30H89V28H88ZM109 30H111V29H109ZM114 30V29H113ZM155 30H157V29H155ZM158 30H160V29H158ZM181 30V29H180ZM188 30V29H187ZM195 30V29H194ZM199 30V29H198ZM197 30V32H200V31H198ZM212 30V29H211ZM210 30V31H211ZM216 30H218V28L216 29ZM235 30V29H234ZM243 30V31H244ZM246 30V31H247ZM4 31V33H5V31L6 30H3ZM16 31V30H15ZM21 31V32H22ZM38 31V32H37ZM51 31V30H50ZM65 31V30H64ZM86 31V30H85ZM120 31V30H119ZM133 31V30H132ZM183 31V30H182ZM186 31V30H185ZM191 31V30H190ZM189 30H188V32H190ZM191 31V33H193ZM209 31V32H210ZM245 31V32H246ZM247 31V32H248ZM249 31V32H250ZM253 30H252V32H254ZM257 31V32H258ZM9 32V31H8ZM26 32H28V30L26 31ZM25 32V35L26 34H28V33H26ZM31 32V31H30ZM128 32V31H127ZM127 32H126V34H127ZM134 32V31H133ZM149 32V31H148ZM162 33H164L163 32V30L161 31ZM179 32V31H178ZM195 32V31H194ZM196 32V33H197ZM204 32H205V30H204ZM216 32V31H215ZM234 33H235V31H233ZM242 32V31H241ZM248 32V33H249ZM256 32V33H257ZM263 32H262V35H264L263 34ZM3 33V34H4ZM12 33V32H11ZM43 33V32H42ZM49 33H51V32H49ZM86 33H87V31H86ZM106 33V32H105ZM120 33V32H119ZM151 33V32H150ZM155 33V32H154ZM170 33V32H169ZM181 33H183V32H181ZM201 33V32H200ZM212 33V32H211ZM238 33V32H237ZM244 33V32H243ZM6 34V33H5ZM13 34V33H12ZM17 34V33H16ZM15 34V35H16ZM35 34V33H34ZM64 34V33H63ZM84 34V33H83ZM96 34V33H95ZM102 34H104V33H102ZM101 34V35H102ZM108 34V33H107ZM146 34V33H145ZM157 34V33H156ZM166 34H167V32H166ZM183 34H186V33H183ZM188 34V33H187ZM195 34V33H194ZM215 34V33H214ZM213 34V35H214ZM233 34V33H232ZM252 34H254V33H252ZM28 35H31V34H28ZM28 35H26L27 37H28ZM33 35V34H32ZM44 35V34H43ZM111 35V34H110ZM120 35V34H119ZM124 35V34H123ZM143 35V34H142ZM155 35V34H154ZM160 35V34H159ZM177 35H179V34H177ZM205 35V34H204ZM206 35H207V33H206ZM209 35H211V34H209ZM236 35H238V34H236ZM247 35H249V34H247ZM246 35V36H247ZM259 35V34H258ZM22 36H24V35H22ZM34 36V35H33ZM37 36V35H36ZM35 36V37H36ZM41 36V35H40ZM40 36H38V37H40ZM104 36H106V35H104ZM129 36V35H128ZM127 36V37H128ZM139 36V35H138ZM146 36V35H145ZM147 36H149L148 35V33H147ZM156 36V35H155ZM174 36H176V35H174ZM181 36V35H180ZM185 36V35H184ZM189 36H190V34H189ZM188 36V37H189ZM198 36H200V35H198ZM234 36V35H233ZM233 36H232V38H233ZM239 36V35H238ZM240 36H242V35H240ZM244 36V35H243ZM251 36H253V35H250V37ZM255 36V35H254ZM253 36V37H254ZM3 36H1L0 38H2ZM6 37V36H5ZM8 37V36H7ZM6 37V38H7ZM12 37V36H11ZM32 37V36H31ZM37 37V38H38ZM52 37V36H51ZM55 37V36H54ZM69 37V36H68ZM83 37V36H82ZM121 37V36H120ZM132 37V36H131ZM142 37V36H141ZM161 37V36H160ZM159 37V38H160ZM167 37V36H166ZM173 37V36H172ZM187 37V36H186ZM209 37V36H208ZM226 38V36L224 35L223 36V38ZM228 37V36H227ZM249 37V36H248ZM6 38H4V39H6ZM15 38V37H14ZM36 38V39H37ZM41 38V37H40ZM40 38H39V40H40ZM66 38V37H65ZM84 38V37H83ZM90 38V37H89ZM101 38V37H100ZM117 38V37H116ZM130 38V37H129ZM128 38V39H129ZM140 38V37H139ZM152 38V37H151ZM156 38V37H155ZM169 38H171V37H169ZM177 38H178V36H177ZM180 38V37H179ZM182 38V37H181ZM190 39H188V40H191V36L189 37ZM192 38H195L194 37V35L192 36ZM205 38V37H204ZM202 39V41L203 40H207V37L205 38V39ZM210 38H212V37H210ZM218 38V37H217ZM224 38V39H225ZM236 38H238L237 36H236ZM262 38V37H261ZM24 39H25V36H24ZM30 39V38H29ZM53 39V38H52ZM97 39V38H96ZM131 39V38H130ZM145 39H146V37H145ZM196 40L198 39V38H195ZM215 38H213V40H214ZM223 39V40H224ZM229 39H231V38H229ZM228 39V40H229ZM235 39V38H234ZM240 39V38H239ZM247 39H249V38H247ZM20 40V39H19ZM19 40H17V41H19ZM35 40V39H34ZM38 40V39H37ZM49 40H50V38H49ZM54 40V39H53ZM58 40V39H57ZM56 40V41H57ZM60 40V39H59ZM84 40V39H83ZM88 40V39H87ZM90 40V39H89ZM93 40H95V39H93ZM137 40V39H136ZM153 40V39H152ZM161 40V39H160ZM167 40V39H166ZM169 40V39H168ZM171 40V39H170ZM169 40V41H170ZM182 40V39H181ZM186 40H187V38H186ZM194 39H192V41H193ZM209 40V39H208ZM212 39H211V42L213 41ZM216 40V39H215ZM219 40V39H218ZM221 40V39H220ZM219 40V41H220ZM222 40V41H223ZM227 40V41H228ZM236 40V39H235ZM241 40H243V39H241ZM3 41V40H2ZM2 41H1V43H2ZM9 41H10V39H9ZM12 41V40H11ZM14 41V40H13ZM12 41V42H13ZM23 41V40H22ZM64 41V40H63ZM81 40H79V42H80ZM96 41V40H95ZM100 41V40H99ZM117 41V40H116ZM125 41H126V39H125ZM139 41V40H138ZM164 41V40H163ZM192 41H189L190 43H192ZM201 41V40H200ZM238 41V40H237ZM247 41V40H246ZM250 41H251V39H250ZM4 42V41H3ZM28 42H29V40H28ZM39 42V41H38ZM78 42V41H77ZM76 42V43H77ZM78 42V43H79ZM82 42V41H81ZM97 42V41H96ZM95 42V43H96ZM105 42V41H104ZM103 42V43H104ZM109 41H107V43H108ZM130 42H132L133 43V41L131 40ZM135 43H136V41H134ZM162 42V41H161ZM175 42V41H174ZM187 42V41H186ZM208 42V41H207ZM214 42V41H213ZM212 42V43H213ZM217 41H215V43H216ZM231 42V41H230ZM236 42V41H235ZM251 42H253V41H251ZM8 43V42H7ZM11 43V42H10ZM46 43H48V42H46ZM56 43V42H55ZM94 43V44H95ZM106 43V42H105ZM111 43H113V41L111 42ZM126 43H127V41H126ZM152 43V42H151ZM150 43V44H151ZM154 43V42H153ZM166 43V42H165ZM176 43V42H175ZM184 43V42H183ZM195 43H197V42H195ZM211 43V44H212ZM227 43V42H226ZM248 43V42H247ZM263 43V42H262ZM9 44V43H8ZM18 44V43H17ZM23 44H24V42H23ZM38 44V43H37ZM62 44H64V43H62ZM81 44H83V43H81ZM93 44V45H94ZM99 44V43H98ZM102 44V43H101ZM115 44V43H114ZM139 44H141V43H139ZM147 44V43H146ZM148 44H149V42H148ZM147 44V45H148ZM154 44H156V43H154ZM159 44V43H158ZM163 44V43H162ZM167 44V43H166ZM172 44V43H171ZM170 44V45H171ZM178 44V43H177ZM201 44V43H200ZM224 44V43H223ZM235 44V43H234ZM242 44V43H241ZM244 44V43H243ZM258 44V43H257ZM259 44H261V42H259ZM258 44V45H259ZM5 45L7 46V44L5 43ZM4 45V46H5ZM26 45V44H25ZM67 45V44H66ZM73 45V44H72ZM103 45V44H102ZM105 45V44H104ZM103 45V46H104ZM127 45V44H126ZM128 45H130V44H128ZM138 45V44H137ZM182 45V44H181ZM195 45V44H194ZM210 45V44H209ZM213 45H215L214 43H213ZM218 45V44H217ZM227 45V44H226ZM233 45V44H232ZM239 45V44H238ZM250 45V43H248V46ZM251 45H253V44H251ZM255 45V44H254ZM253 45V46H254ZM257 45V46H258ZM264 45V44H263ZM11 46H13V45H11ZM53 46V45H52ZM98 46H100V45H98ZM107 46H110V45H107ZM116 46H117V44H116ZM119 46V45H118ZM118 46H117V48H118ZM131 46V45H130ZM173 46V45H172ZM174 46H175V44H174ZM185 46V44L183 45V47ZM205 46V45H204ZM207 46V45H206ZM253 46H252V48H253ZM257 46H255V48L257 47ZM0 47H2V44H1V46ZM17 47H18V45H17ZM34 47H35V45H34ZM53 47H55V46H53ZM61 47H63V46H61ZM96 47V46H95ZM102 47V46H101ZM106 47V46H105ZM112 47H113V45H112ZM120 48H119V50H121V49H123V48H121V46H119ZM124 47H125V45H124ZM128 47V46H127ZM127 47H125V48H127ZM144 47V46H143ZM146 47V46H145ZM153 47V46H152ZM150 48L151 50L152 49H154V48ZM158 46H156L155 48H157ZM171 46H169L168 45V48H170ZM182 47V46H181ZM192 48H194L193 47V45L191 46ZM219 47H220V45H219ZM230 47V46H229ZM233 47V46H232ZM251 47V46H250ZM259 47H260V45H259ZM264 47V46H263ZM7 48V47H6ZM5 48V49H6ZM52 48V47H51ZM56 48V47H55ZM81 49H84V50H86L85 48H82V47H80ZM98 48H100V47H98ZM116 48V47H115ZM134 48V47H133ZM147 48V47H146ZM145 48V49H146ZM175 48V47H174ZM188 48V47H187ZM196 48H198V47H196ZM212 48H213V46H212ZM245 48H246V45H245ZM261 48V47H260ZM2 49V48H1ZM16 49V48H15ZM109 49V48H108ZM107 49V50H108ZM110 49H112V48H110ZM140 49V48H139ZM149 49V48H148ZM149 49V50H150ZM164 49V48H163ZM172 49H173V47H172ZM172 49H170V50H172ZM181 49V48H180ZM201 49H203V48H201ZM207 49V48H206ZM215 49V48H214ZM221 49V48H220ZM224 49V48H223ZM242 49V48H241ZM247 49V48H246ZM251 49V48H250ZM254 49V48H253ZM258 49V48H257ZM20 50V49H19ZM27 50V49H26ZM34 50V49H33ZM39 50V49H38ZM48 50H50V49H48ZM75 50V49H74ZM80 50V49H79ZM98 50V49H97ZM118 50V51H119ZM129 50V49H128ZM128 50H126V51H128ZM130 50H133V49H130ZM129 50V51H130ZM135 50V49H134ZM156 50V49H155ZM174 50V49H173ZM184 50V49H183ZM186 50V49H185ZM192 50V49H191ZM228 50V49H227ZM238 50V49H237ZM236 50V52L235 53H237V52H239V50L237 51ZM244 50V49H243ZM262 50H264V48L262 49ZM2 51V50H1ZM11 51V50H10ZM44 51V50H43ZM46 51H47V49H46ZM57 51V50H56ZM100 51H101V49H100ZM105 51H106V49H105ZM113 51H116V50H113ZM113 51L111 52L110 51V53H113ZM142 51V50H141ZM165 51V50H164ZM169 51V50H168ZM177 51V50H176ZM209 51H210V49H209ZM223 51H226V50H223ZM255 51V50H254ZM253 51V52H254ZM260 51V50H259ZM258 51V52H259ZM3 52V51H2ZM2 52H0L1 54H2ZM19 52V51H18ZM34 52V51H33ZM41 52V51H40ZM49 52V51H48ZM76 52H78V51H76ZM106 52H109V51H106ZM132 52V51H131ZM153 52V51H152ZM167 52V51H166ZM191 52V51H190ZM190 52H188V54L190 53ZM194 53H195V51H193ZM213 52H214V50H213ZM241 52V51H240ZM245 52H249V51H245ZM256 52V51H255ZM7 53V52H6ZM36 53H37V50H36ZM57 53V52H56ZM83 54L85 53V52H82ZM100 53V52H99ZM115 54H116V52H114ZM113 53V54H114ZM118 53H120V52H118ZM123 53H126V52H124L123 51ZM138 53V55H139V52H137ZM154 53V52H153ZM164 53V52H163ZM177 53V52H176ZM182 53H183V51H182ZM208 53V52H207ZM223 53V52H222ZM229 53H230V51H229ZM234 53V56H233V52H232V54L230 55V56H233V57H235V58H237V56H238V54H237V56H235L236 54ZM244 53V52H243ZM262 53V52H261ZM1 54H0V56H1ZM19 54H21V53H19ZM26 54V53H25ZM47 54V53H46ZM62 54V53H61ZM69 54V53H68ZM78 54V53H77ZM92 54V53H91ZM131 54V53H130ZM159 54V53H158ZM168 54V53H167ZM200 54H201V52H200ZM198 55L199 56V58H198V60H196L197 62H199V59L201 58L200 56L202 55ZM211 54V53H210ZM215 54V53H214ZM224 54H226V53H224ZM224 54H222V55H224ZM228 54V53H227ZM242 54V53H241ZM248 53H246V55H247ZM254 54V53H253ZM256 54L257 53H255V56H256ZM263 54H264V52H263ZM6 54H4V56H5ZM36 54H34V56H35ZM59 55V54H58ZM73 55V54H72ZM75 55V54H74ZM111 55V54H110ZM122 55V54H121ZM121 55H120V57H121ZM138 55L136 54V56L138 57ZM153 55V54H152ZM163 55V54H162ZM170 55V54H169ZM190 55V54H189ZM191 55H192V53H191ZM209 55V54H208ZM240 55V54H239ZM244 55V54H243ZM258 55V54H257ZM7 56V55H6ZM5 56V58H7ZM22 56V55H21ZM57 56V55H56ZM76 56V55H75ZM84 56V55H83ZM108 56V55H107ZM118 56V58L120 59V57H119V55H117ZM124 56V55H123ZM132 56V55H131ZM159 56V55H158ZM165 56H167V55H165ZM171 56V55H170ZM173 56H174V54H173ZM172 56V57H173ZM177 56V55H176ZM205 56V55H204ZM207 56V55H206ZM211 56V55H210ZM220 56V55H219ZM229 56V57H230ZM245 56V55H244ZM248 56V55H247ZM246 56V57H247ZM263 56V55H262ZM18 57V56H17ZM42 57V56H41ZM45 57V56H44ZM60 57V56H59ZM100 57V56H99ZM151 57V56H150ZM180 57V56H179ZM181 57H183V56H181ZM185 57H186V55H185ZM191 57V56H190ZM197 57V56H196ZM216 57H218V56H216ZM232 57V58H233ZM241 57V56H240ZM243 57V56H242ZM254 57V56H253ZM261 57V54H260V52H259V58ZM1 58H3L2 56H1ZM4 58V59H5ZM16 58V57H15ZM22 59H24L23 58V56L21 57ZM31 58V57H30ZM74 58L75 57H73V60H74ZM102 58V57H101ZM108 58H109V56H108ZM112 58H113V55H112ZM117 58V57H116ZM122 58V57H121ZM127 58V57H126ZM136 58V57H135ZM134 57H133V59H135ZM165 58V57H164ZM163 58V59H164ZM174 58V57H173ZM187 58V57H186ZM189 58V57H188ZM219 58V57H218ZM217 58V59H218ZM222 58V57H221ZM255 58V57H254ZM264 57H262L261 59L262 60H264L263 59ZM54 59V58H53ZM57 59H59V58H57ZM62 60H63V58H61ZM69 59V58H68ZM70 59H71V57H70ZM90 59V58H89ZM114 59H115V57H114ZM114 59H112V60H114ZM131 59V58H130ZM142 59V58H141ZM146 59V58H145ZM150 59H152V58H150ZM156 59V58H155ZM180 59H182V58H180ZM191 60H193V58L191 57L190 58ZM202 59H203V55H202ZM226 59V58H225ZM238 59V58H237ZM240 59V58H239ZM238 59V60H239ZM242 59H244V58H242ZM248 59V58H247ZM7 60H8V58H7ZM24 60H26V59H24ZM23 60V61H24ZM30 60H32V59H30ZM40 60V59H39ZM44 60V59H43ZM46 60V59H45ZM44 60V61H45ZM48 60H49V57H48ZM47 60V61H48ZM73 60H71L72 61V63H73ZM82 60V58L80 59V62H82L81 61ZM117 60V59H116ZM123 60V59H122ZM126 60H129V59H126ZM208 60V59H207ZM206 60V61H207ZM209 60H212V59H209ZM221 60H223V59H221ZM227 60V59H226ZM229 60L231 61V57L229 58ZM228 60V61H229ZM238 60H237V62H238ZM241 60V59H240ZM239 60V61H240ZM249 60V59H248ZM254 60V59H253ZM259 60V59H258ZM20 61V60H19ZM60 61V60H59ZM78 61V60H77ZM130 61V60H129ZM128 61V62H129ZM137 60H135L134 62H136ZM159 61V60H158ZM160 61H162V60H160ZM174 61V60H173ZM176 61V60H175ZM180 61H182V60H180ZM204 61V60H203ZM206 61H204V62H206ZM213 61V60H212ZM211 61V63H213V62H215V61H213L212 62ZM224 61V60H223ZM6 62V61H5ZM26 62V61H25ZM27 62H29V60H27ZM25 63V64H28V63ZM33 62V61H32ZM32 62H31V64H32ZM61 62V61H60ZM59 62V63H60ZM79 62V61H78ZM122 62V61H121ZM120 62V63H121ZM126 62V61H125ZM132 63H134L133 62V60L131 61ZM130 62V63H131ZM138 62V61H137ZM136 62V63H137ZM151 62H152V60L150 61V62H148V63H150L151 64ZM155 62H156V60H155ZM155 62H153V63H155ZM166 62V61H165ZM171 62V61H170ZM192 62H194V60L192 61ZM192 62H190V63H192ZM221 62V61H220ZM227 62V61H226ZM226 62H224V64L226 63ZM232 62V61H231ZM235 62V61H234ZM237 62H236V64L235 65H237V67L238 66H240V65H238L237 64ZM22 63V62H21ZM34 63V62H33ZM37 63V62H36ZM44 63H46V62H44ZM53 63V62H52ZM52 63H51V65H52ZM59 63H58V66H61V64L59 65ZM123 63V62H122ZM139 63H140V61H139ZM157 64H159L158 62H156ZM160 63H162V62H160ZM176 62H174V64H175ZM179 63V62H178ZM182 63V62H181ZM201 63V62H200ZM209 63V62H208ZM205 64V68H207L208 66L210 67V65L209 64ZM221 63H223V62H221ZM230 63V62H229ZM242 63V62H241ZM247 63V62H246ZM255 63H256V61H255ZM262 63V62H261ZM46 64H50V61H49V63H46ZM45 64V67H47V65ZM118 64V63H117ZM125 64H127V63H125ZM142 64V63H141ZM166 64H167V62H166ZM184 64V63H183ZM199 64V63H198ZM215 65H216V63H214ZM220 63L219 62H217V65H219ZM224 64H222L221 66L223 67V65ZM231 64V63H230ZM230 64H228V65H230ZM244 64V63H243ZM22 66L24 65V64H21ZM29 65V64H28ZM41 65V64H40ZM42 65H44V64H42ZM69 65H70V63H69ZM80 65H82V64H80ZM111 65V64H110ZM119 65H121V64H119ZM135 65V64H134ZM133 65V66H134ZM145 65V64H144ZM155 65V64H154ZM162 65V64H161ZM165 65V64H164ZM169 65H171L170 63H169ZM188 65V64H187ZM193 65V64H192ZM192 65H189L188 67H190V66H192ZM211 65H213V64H211ZM245 65V64H244ZM258 65V64H257ZM256 65V66H257ZM261 65V64H260ZM260 65H259V67H260ZM264 65V64H263ZM9 66V65H8ZM14 66V65H13ZM16 66V65H15ZM18 66V65H17ZM26 66V65H25ZM54 66H55V64H54ZM57 66V65H56ZM56 67V69H58L59 67ZM64 66V65H63ZM63 66H61V67H63ZM113 66H114V61H113ZM121 66H125V65H121ZM130 66V65H129ZM128 66V67H129ZM132 66V67H133ZM141 66H143V65H141ZM141 66H139L140 68H141ZM163 66V65H162ZM167 66V65H166ZM174 66V65H173ZM176 66V65H175ZM181 66V65H180ZM195 66V65H194ZM197 66V65H196ZM199 66V65H198ZM198 66H197V68H198ZM252 66H254V63L252 64ZM252 66H250L251 67V69H252ZM255 66V67H256ZM27 67V66H26ZM38 67V66H37ZM40 67V66H39ZM42 67V66H41ZM52 67H53V65H52ZM51 67V68H52ZM67 67V66H66ZM71 67V66H70ZM73 67V66H72ZM86 67V66H85ZM91 67V66H90ZM107 67V66H106ZM109 67V66H108ZM120 67V66H119ZM150 67V66H149ZM161 67V66H160ZM200 67H203V66H201L200 65ZM215 67V66H214ZM219 67V66H218ZM227 67V66H226ZM243 67V66H242ZM248 67H249V65H248ZM258 67V68H259ZM263 67V66H262ZM22 68V67H21ZM20 68V69H21ZM25 68V67H24ZM48 68V67H47ZM51 68H50V70H51ZM53 68H55V67H53ZM65 70H66V68L65 67H63ZM80 68V67H79ZM82 68H84V67H82ZM102 68V67H101ZM100 68V69H101ZM121 68V67H120ZM124 68H127V67H124ZM123 68V69H124ZM138 68V67H137ZM143 69H141V70H144V67H142ZM147 68H148V65H147ZM147 68H145V69H147ZM151 68H153V67H151ZM182 68H183V66H182ZM195 68V70L197 69L196 67H194ZM220 68V67H219ZM236 68V67H235ZM239 68V67H238ZM16 69V68H15ZM30 69H31V67H30ZM39 69V68H38ZM46 69V68H45ZM49 69V68H48ZM47 69V70H48ZM81 69V68H80ZM96 69H98V68H96ZM109 69V68H108ZM139 69V68H138ZM154 69V68H153ZM160 69H162V68H160ZM171 69V68H170ZM187 69V68H186ZM186 69H184V70H186ZM192 69V68H191ZM199 69V68H198ZM216 69V68H215ZM221 69V68H220ZM225 69V68H224ZM233 69V68H232ZM246 69V68H245ZM244 68L242 69L241 68V71L243 70H245ZM249 69V68H248ZM254 69H256V68H254ZM260 69V68H259ZM258 69V70H259ZM263 69V68H262ZM21 70H23V69H21ZM49 70V71H50ZM54 70V69H53ZM71 70H72V68H71ZM84 70V69H83ZM94 70V69H93ZM104 70V69H103ZM115 70V69H114ZM126 70V69H125ZM133 69H131V71H132ZM135 70V69H134ZM158 70H159V68H158ZM165 70V69H164ZM173 70V69H172ZM188 70V69H187ZM201 70H204V69H201ZM201 70H199V71H201ZM205 70H207V69H205ZM204 70V71H205ZM234 70V69H233ZM240 70V69H239ZM257 70V69H256ZM41 71V70H40ZM48 71V72H49ZM64 71V70H63ZM75 71V70H74ZM110 71V70H109ZM128 71V70H127ZM130 71V70H129ZM147 71V70H146ZM154 71V70H153ZM177 70H175V73H178V72H176ZM192 71V70H191ZM203 71V74H205L206 75V72H204ZM222 71H224V70H222ZM232 71V70H231ZM236 71V70H235ZM243 71H242V73H243ZM245 71H247V70H245ZM251 71V70H250ZM2 72L4 73V71L2 70ZM51 72V71H50ZM57 72H58V70H57ZM61 72V71H60ZM79 72V71H78ZM85 72H87L86 70H85ZM98 72V71H97ZM102 72V71H101ZM118 72H120V71H118ZM150 72V71H149ZM181 72V71H180ZM193 72H195V71H193ZM208 72V71H207ZM218 72V71H217ZM220 72V71H219ZM254 72H255V70H254ZM259 72V71H258ZM52 73V72H51ZM64 73V72H63ZM65 73H66V71H65ZM68 73H70V72H68ZM73 73V72H72ZM82 73V72H81ZM80 73V74H81ZM84 73V72H83ZM106 73V72H105ZM109 73V72H108ZM140 73V72H139ZM166 73H167V71H166ZM174 73V72H173ZM183 73H184V71H183ZM191 73V72H190ZM198 73V72H197ZM200 73H202V72H200ZM215 73V72H214ZM222 73V72H221ZM229 73H231L230 72V70H229ZM238 73V72H237ZM239 73H240V71H239ZM247 73H248V71H247ZM256 73V72H255ZM9 74V73H8ZM42 74H44V73H42ZM50 74V73H49ZM53 74V73H52ZM56 74V73H55ZM67 74V73H66ZM79 74V75H80ZM85 74H91V72L90 73H85ZM92 74H94V73H92ZM131 74V73H130ZM136 74H138V72L136 73ZM141 74H143L142 72H141ZM146 74V73H145ZM148 74V73H147ZM162 74V73H161ZM170 74V73H169ZM208 74V73H207ZM227 74V73H226ZM233 74V73H232ZM246 74V73H245ZM2 75V74H1ZM33 75V74H32ZM76 75H77V73H76ZM87 75H85V76H87ZM100 75H102V74H100ZM105 75H107V74H105ZM116 75V74H115ZM122 75V74H121ZM123 75H124V73H123ZM134 75V74H133ZM154 75V74H153ZM152 75V76H153ZM160 75V74H159ZM165 75V74H164ZM167 75V74H166ZM171 75H173V74H171ZM192 75V74H191ZM195 75H197V74H195ZM216 75V74H215ZM243 75H244V73H243ZM247 75H249V74H247ZM259 75V74H258ZM264 75V74H263ZM4 76H6V75H4ZM39 76V75H38ZM40 76H41V74H40ZM52 76V75H51ZM71 76V75H70ZM75 76V75H74ZM93 76H95V74L93 75ZM128 76V75H127ZM132 76V75H131ZM142 76V75H141ZM144 76V75H143ZM151 76V75H150ZM150 76H148V77H150ZM162 76V75H161ZM169 76V75H168ZM185 76V75H184ZM183 76V77H184ZM197 76H199V75H197ZM202 76V75H201ZM217 76H219V75H217ZM44 77V76H43ZM42 77V78H43ZM46 77V76H45ZM59 77V76H58ZM80 78H78V76H77V78H78V80L76 81V77H75V79H74V83L75 82H78L79 81V79L81 80V77L82 76H79ZM84 77V76H83ZM92 77V76H91ZM99 77H101V76H99ZM98 77V78H99ZM104 77V76H103ZM114 76H112L111 78H113ZM130 77V76H129ZM128 77V78H129ZM134 77H136V76H134ZM132 78V80L134 79H137V78ZM159 77V76H158ZM182 77V76H181ZM216 77V76H215ZM220 77H222L221 76V74H220ZM226 77H228V76H226ZM233 77V76H232ZM264 77V76H263ZM9 78V75H7V78H4L3 79V81H6L5 79H8ZM87 78V77H86ZM95 78V77H94ZM106 78H107V76H106ZM109 78V77H108ZM107 78V79H108ZM140 78V77H139ZM138 78V79H139ZM144 78V77H143ZM153 78V77H152ZM162 78V77H161ZM164 78V77H163ZM166 78V77H165ZM179 78V77H178ZM191 77L189 76V79H190ZM197 78V77H196ZM210 78V77H209ZM212 78H213V76H212ZM211 78V79H212ZM235 78V77H234ZM233 78V79H234ZM246 78V77H245ZM244 78V79H245ZM10 79V78H9ZM40 79V78H39ZM65 79V78H64ZM83 79V78H82ZM97 79V78H96ZM100 79V78H99ZM114 79H115V77H114ZM113 79V80H114ZM123 79V78H122ZM130 79V78H129ZM141 79V78H140ZM145 79V78H144ZM151 79V78H150ZM156 78H154V80H155ZM168 79V78H167ZM171 79V78H170ZM173 79V78H172ZM175 79V78H174ZM182 79V78H181ZM185 79H187V78H185ZM203 79V78H202ZM206 79H208V78H206ZM247 79V78H246ZM260 79V78H259ZM23 80V79H22ZM45 80H47L46 78H45ZM45 80H40V81H42V82H44ZM48 80H49V78H48ZM58 80V79H57ZM85 80H87V79H85ZM94 80L95 79H93V82H94ZM110 80V79H109ZM125 80H126V78H125ZM143 80V79H142ZM146 80H148L149 81V79H145V81ZM169 80V79H168ZM178 80V79H177ZM191 80V79H190ZM199 80H201V79H199ZM204 80V79H203ZM218 80V79H217ZM227 80V79H226ZM231 80V79H230ZM256 80V79H255ZM263 80H264V78H263ZM2 81V80H1ZM14 81V80H13ZM16 81V80H15ZM14 81V82H15ZM38 81V80H37ZM67 81V80H66ZM66 81L64 80V82L66 83ZM70 81V80H69ZM73 81V80H72ZM84 81V80H83ZM88 81V80H87ZM86 81V82H87ZM90 81V80H89ZM98 81V80H97ZM119 81V80H118ZM121 81V80H120ZM128 81V80H127ZM138 81V80H137ZM140 81V80H139ZM145 81H142V82H145ZM156 81V80H155ZM165 81V80H164ZM163 81V82H164ZM176 81V80H175ZM187 81V80H186ZM189 81V80H188ZM185 82V81H182L183 83L182 84H186V83H188L187 85H190L191 83H192V85H194L195 83H193V82H195V81H191V83H190V81L189 82ZM202 81V80H201ZM205 81H207V80H205ZM210 81V80H209ZM221 81V80H220ZM247 81V80H246ZM245 81V82H246ZM254 81V80H253ZM257 81H258V79H257ZM29 82V81H28ZM63 82V84H65ZM68 82V81H67ZM110 82V81H109ZM117 82V81H116ZM129 82H134V81H130L129 80ZM147 82V81H146ZM152 82V81H151ZM154 82V81H153ZM167 82V81H166ZM170 82V81H169ZM168 82V83H169ZM172 82V81H171ZM177 82V81H176ZM179 82H180V80L178 81V83H177V85L176 86H178L179 85ZM198 82V81H197ZM212 82V81H211ZM214 82H216V79H215V81ZM227 82H228V80H227ZM226 82V83H227ZM231 82V81H230ZM237 82V81H236ZM239 82H240V80H239ZM244 82V81H243ZM244 82V83H245ZM259 82V81H258ZM257 82V83H258ZM25 83V82H24ZM23 83V84H24ZM59 83V82H58ZM71 83V82H70ZM84 83V82H83ZM88 83V82H87ZM90 83V82H89ZM88 83V84H89ZM95 83V82H94ZM113 82H111V84H112ZM119 83V82H118ZM122 83V82H121ZM125 83H126V81H125ZM135 83H137V82H135ZM149 83V82H148ZM206 83V82H205ZM217 83V82H216ZM231 83H233V82H231ZM255 83V82H254ZM259 83H261V81L259 82ZM3 84V83H2ZM18 84V83H17ZM76 84H78V83H75L74 85L76 86ZM81 84V83H80ZM87 84V85H88ZM97 84H99V83H97ZM116 84V83H115ZM127 84V83H126ZM159 84H160V81H159ZM158 84V85H159ZM163 84V83H162ZM161 84V85H162ZM166 84V83H165ZM164 84V85H165ZM170 84V83H169ZM168 84V85H169ZM181 84V83H180ZM197 84H199V83H197ZM196 84V85H197ZM206 84H208V83H206ZM214 84V83H213ZM212 84V85H213ZM229 84V83H228ZM235 84V83H234ZM237 84H239V83H237ZM22 85V84H21ZM32 85V84H31ZM43 85V84H42ZM46 85V84H45ZM60 85V84H59ZM62 85V84H61ZM70 85H73V84H70ZM79 85V84H78ZM100 85H101V83H100ZM104 85H105V83H104ZM104 85H103V87H104ZM113 85V84H112ZM116 85H118V84H116ZM128 85V84H127ZM126 85V87H128ZM131 85H133V83L132 84H130V86ZM136 85V84H135ZM139 85V84H138ZM137 85V86H138ZM143 85V84H142ZM149 85V84H148ZM160 85V86H161ZM164 85H163V87H164ZM167 85V84H166ZM175 85H173L175 88H177ZM187 85H185L184 86V89L185 90H183L182 92L183 93H185V91L187 90L186 88H188L187 87ZM209 85H210V82H209ZM246 85V84H245ZM250 85H252V84H250ZM262 85V84H261ZM9 86V85H8ZM11 86H13V85H11ZM17 86V85H16ZM66 86H69V85H67L66 84ZM85 86V85H84ZM122 86H124V85H122ZM129 86V87H130ZM136 86V87H137ZM144 86V85H143ZM147 86V85H146ZM172 86V87H173ZM202 86L204 87H207V85H201V86H199L200 87V90H202L203 88H202ZM227 86H229V85H227ZM253 86H254V84H253ZM256 86H258V84L256 85ZM263 86V85H262ZM14 87V86H13ZM45 87V86H44ZM59 87V86H58ZM72 87V86H71ZM81 87V86H80ZM80 87L78 88V89H80ZM83 87V86H82ZM95 87H97V86H95ZM100 87H102V86H100ZM110 87H111V85H110ZM125 87V88H126ZM133 87V86H132ZM131 87V88H132ZM140 87V86H139ZM148 87V86H147ZM152 87V86H151ZM169 87V86H168ZM167 87V88H168ZM194 87V86H193ZM196 87V86H195ZM194 87V88H195ZM199 87H198V89H199ZM214 87H216V86H214ZM221 88H222V86H220ZM219 87V88H220ZM231 87V86H230ZM233 87V86H232ZM244 87V86H243ZM242 87V88H243ZM246 87V86H245ZM247 87H250L249 85H247ZM18 88V87H17ZM16 88V89H17ZM60 88V87H59ZM64 88V87H63ZM75 88V87H74ZM84 88V87H83ZM91 89H92V91L94 90L93 88H92V86L90 87ZM108 88V87H107ZM106 88V89H107ZM141 88V87H140ZM156 88V87H155ZM158 88H159V86H158ZM160 88H162V86L160 87ZM164 88H166V86L164 87ZM171 88V87H170ZM180 88V87H179ZM183 87L181 86V89H182ZM194 88H192V89H194ZM208 88H209V86H208ZM229 87H225V89H228ZM240 88V87H239ZM253 88V87H252ZM259 88V87H258ZM264 88V87H263ZM1 89V88H0ZM16 89H13V90H16ZM22 89V88H21ZM49 89L50 90H52L50 87H49ZM66 89H67V87H66ZM72 89V88H71ZM76 89V88H75ZM82 89V88H81ZM90 89V90H91ZM110 89V88H109ZM118 89V88H117ZM142 89V88H141ZM144 89V88H143ZM142 89V90H143ZM146 89V88H145ZM174 89V88H173ZM178 89V88H177ZM189 89H191L190 87H189ZM188 89V91H190ZM196 89V88H195ZM195 89H194V92L193 93H195L196 91H195ZM205 89V88H204ZM214 89V88H213ZM232 89V88H231ZM233 89H234V87H233ZM251 89V88H250ZM254 89V88H253ZM257 89V88H256ZM262 89V88H261ZM53 90H55V86H54V89ZM59 90H61V89H59ZM69 90V89H68ZM83 90V89H82ZM89 90V92L90 93H88L89 95L91 94V91ZM102 90V89H101ZM108 90V89H107ZM115 90V89H114ZM120 91H121V89H119ZM123 90V89H122ZM132 90H134V89H132ZM140 90V89H139ZM152 90V89H151ZM154 90V89H153ZM165 90V89H164ZM176 90V89H175ZM175 90L173 91V92H175ZM218 90V89H217ZM243 90V89H242ZM258 90V89H257ZM4 91V90H3ZM78 91H80V90H78ZM86 91H88V90H86ZM85 91V92H86ZM100 91V90H99ZM104 90H102L101 92H103ZM111 91V90H110ZM126 91V90H125ZM124 91V92H125ZM129 91V90H128ZM134 91H136V89L134 90ZM134 91H130V93H132L133 94V92ZM145 91V90H144ZM144 91H142V92H144ZM162 90L160 89V92H161ZM192 91V90H191ZM190 91V92H191ZM210 92L211 91H213L212 90V87H211V89L209 90ZM221 91V90H220ZM223 91V90H222ZM231 92L232 90H230V89H228V92ZM245 91V90H244ZM246 91H248V92H250V90L248 89H246ZM246 91L244 92V93H246ZM260 91V90H259ZM8 92V91H7ZM53 92V91H52ZM66 92V91H65ZM93 92H97L96 91V89H95V91H93ZM106 92V91H105ZM104 92V93H105ZM118 92V91H117ZM142 92H140V94H144V93H142ZM147 92V91H146ZM153 92H155V91H153ZM156 92H158V91H156ZM155 92V93H156ZM198 92H200V91H197V93ZM203 92V91H202ZM208 93V92H206V93H208V94H211V93ZM238 92V91H237ZM255 92V91H254ZM258 92V91H257ZM39 93H40V91H39ZM54 93H55V91H54ZM58 93V92H57ZM61 92H59V94H60ZM67 93V92H66ZM66 93H64V94H66ZM74 93V92H73ZM78 93V92H77ZM129 93V94H130ZM138 93V92H137ZM166 93V92H165ZM193 93H188V94H190V96L193 94ZM223 93H225V92H223ZM233 93V92H232ZM243 93V94H244ZM251 93H252V89H251ZM259 93H262V91H260ZM258 93V94H259ZM0 94H3V93H0ZM17 94H20V93H18L17 92ZM28 94H29V92H28ZM93 94V93H92ZM108 94H110V93H108ZM114 94H116V93H114ZM124 94V93H123ZM127 94V93H126ZM136 94V93H135ZM157 94H159V96H161V93H157ZM167 94H169L168 92H167ZM177 94H180V93H176V94H174L173 93V95H175V96H173L172 94V96H173V101H174V97H176L175 98V102H173L172 103V100H171V103L169 104V105H171L172 106V104H173V106L172 107H175V106H177V105H175L174 106V104L176 103V100L178 99L177 97H178V95ZM187 93H185V95H184V98L185 97H188L187 95H186ZM204 94V93H203ZM208 94H207V96H208ZM212 94H214V92L212 93ZM211 94V95H212ZM219 94V93H218ZM229 94V93H228ZM234 94V93H233ZM238 94V93H237ZM242 94V95H243ZM253 94V93H252ZM251 94V95H252ZM254 94H257V93H254ZM8 95V94H7ZM6 95V96H7ZM51 95H53V94H51ZM51 95H50V97H51ZM63 95V94H62ZM67 95H68V93H67ZM72 95V94H71ZM74 95H75V93H74ZM84 95V94H83ZM100 95V94H99ZM107 95V94H106ZM118 95V94H117ZM119 95H121L120 93H119ZM128 95V94H127ZM131 95V94H130ZM145 95H147V94H145ZM156 95V94H155ZM154 95V96H155ZM162 95H164V93L162 94ZM177 95V96H176ZM181 95H182V93H181ZM197 95V94H196ZM196 95H194V96H196ZM199 95V94H198ZM206 95V94H205ZM215 95V94H214ZM217 95V94H216ZM222 95V94H221ZM246 95V94H245ZM248 95H249V93H248ZM4 95H1V98L3 97ZM26 96V95H25ZM24 96V97H25ZM30 96H32V95H30ZM43 96V95H42ZM42 96H40V97H42ZM48 95H46V97H47ZM55 95H53V97H54ZM63 96H65V98H66V95H63ZM69 96V95H68ZM67 96V98H69ZM90 96H92V95H90ZM116 96V95H115ZM126 96V95H125ZM129 96V95H128ZM127 96V97H128ZM136 96H137V94H136ZM144 96V95H143ZM152 96V95H151ZM153 96V97H154ZM170 96V95H169ZM169 96H166L167 98H165V100L166 99H168L169 98ZM193 96V97H194ZM199 96H201V95H199ZM198 96V97H199ZM203 96V95H202ZM217 96H219V95H217ZM222 96H224V95H222ZM229 96V95H228ZM238 97H240L239 95H237ZM237 96H232L233 98H235V97H237ZM244 96V95H243ZM8 97V96H7ZM33 97V96H32ZM38 97V96H37ZM58 97H62L61 95L59 96L58 95ZM75 97H78V96H75ZM79 97H81V96H79ZM84 97V96H83ZM85 97H86V95H85ZM88 97V96H87ZM100 97V96H99ZM99 97H98V99H97V97H93V99L94 98H96L97 100H99ZM103 97V96H102ZM104 97H106V96H104ZM112 97H114V96H112ZM111 97V98H112ZM118 96H116L115 98H117ZM130 97V96H129ZM145 97V96H144ZM156 97H158V96H156ZM163 97H165V96H163ZM197 97V98H198ZM204 98H205V96H203ZM252 97V96H251ZM255 97V96H254ZM263 97V98H262ZM262 97L261 98H259V97H257V98H259L260 100H263V104L261 103V102H258V105H259V108H256V106L258 107V105H252L253 106V108H256V109H252V108H250V106H249V109H252L251 111H254V112H252L251 114L249 113V115H248V112H250V111H248V110H246L247 111V116H245V120L247 119V120H249L248 122L247 121H245V120H243L244 122H242V124L243 123H247V124H249V122H250V124L249 125H252V126H250L251 128H252V130H251V128H248V131L246 130V128L247 127H249V125H245L244 124V126H246V128L243 126V128L245 129V132L246 133H244L243 132V134H245V135H247V132H249L250 130L251 131H254L253 133H249L247 136L249 137V135H250V137L249 138H247L248 140H250L251 142H252V140H254L253 138H252V136L254 137V135H255V137H257V138H255V140H257V139H259V141L257 140V142H252V144L254 145L255 143H256V146H258L257 145V143L258 142H260V138L262 139V137H261V135H263V138H264V96L262 95ZM11 98V97H10ZM9 98V99H10ZM20 98V97H19ZM18 98V100H19V102H22V101H20V99ZM34 98V97H33ZM44 98V97H43ZM43 98H42V101H43ZM66 98V99H67ZM74 98V97H73ZM72 98V99H73ZM89 98V97H88ZM108 98V97H107ZM120 98H121V96H120ZM131 98H132V96H131ZM130 98V99H131ZM141 98V97H140ZM139 98V99H140ZM146 98H148V95H147V97ZM150 99H152L151 97H149ZM148 98V100H150ZM155 98V97H154ZM153 98V99H154ZM179 98H181V99H183V95L182 96H180ZM191 98V97H190ZM200 98V97H199ZM204 98H203V100H204ZM214 98V97H213ZM4 99V98H3ZM6 99H8V98H6ZM5 99V100H6ZM26 99H27V97H26ZM26 99H24V100H26ZM31 99V98H30ZM38 99V98H37ZM53 99V98H52ZM55 100H56V96H55V98H54ZM70 99V98H69ZM86 99V98H85ZM106 99V98H105ZM112 99H114V98H112ZM124 99V98H123ZM122 99V100H123ZM133 99V98H132ZM136 99V98H135ZM138 99V98H137ZM136 99V100H137ZM138 99V100H139ZM145 98H143L142 100H144ZM152 99V102L154 101V102H157L156 101V99H154L153 100ZM158 99H160V100H162V98H159L158 97ZM157 99V100H158ZM209 99H210V96H209ZM215 99H217V101H218V98H215ZM220 99H221V97H220ZM220 99H219V101L217 102V103H219L220 102ZM224 99V98H223ZM222 99V100H223ZM229 99H231V98H229ZM239 99V98H238ZM248 99V98H247ZM246 99V100H247ZM250 99V98H249ZM258 99V100H259ZM5 100H3V102H1V103H4V101ZM29 100V99H28ZM28 100H26V102L28 103ZM33 100V101H32ZM36 99H31V102L33 103L34 101H35ZM76 100H79V99H76ZM81 100V99H80ZM108 100V99H107ZM146 100V99H145ZM148 100H146V101H148ZM159 100V101H160ZM164 99L162 100V101H165ZM169 100V99H168ZM170 100L168 101V102H170ZM178 100H180V99H178ZM178 100H177V102H178ZM184 100V99H183ZM185 100H187V99H185ZM193 100V99H192ZM196 100V99H195ZM222 100H221V102H222ZM239 100H241V99H239ZM245 100V101H246ZM1 101H2V99H1ZM7 101H9L10 102V100H7ZM65 101V100H64ZM70 102H72L71 100H69ZM75 101V100H74ZM81 101H85L84 99L83 100H81ZM81 101H79V102H81ZM87 101H89V99H87ZM91 101V100H90ZM106 101V100H105ZM104 101V102H105ZM112 101V100H111ZM115 101H116V99H115ZM117 101H118V99H117ZM120 101V100H119ZM127 101H128V99H127ZM129 101H131V100H129ZM145 101V102H146ZM151 101V100H150ZM149 101V102H150ZM158 101V102H159ZM162 101H160V102H162ZM207 101V100H206ZM205 101V102H206ZM216 101V100H215ZM214 101V102H215ZM224 101V100H223ZM244 101V102H245ZM6 102V101H5ZM14 102H15V100H14ZM19 102H17V103H19ZM24 102V101H23ZM25 102V103H26ZM30 102V101H29ZM36 102L37 101H35V104H36ZM38 102H41L39 99H38ZM44 102V101H43ZM42 102V103H43ZM46 102V101H45ZM50 102V101H49ZM49 102L47 101V103L49 104ZM54 102V101H53ZM58 103H59V101H57ZM93 102V101H92ZM107 102V101H106ZM125 102V101H124ZM157 102V103H158ZM166 102V101H165ZM168 102H166L167 104H168ZM182 102V101H181ZM192 102H194V101H192ZM192 102H190V103H192ZM209 102V101H208ZM212 102V101H211ZM220 102V103H221ZM226 102V101H225ZM236 102V101H235ZM244 102H243V104H244ZM248 102V101H247ZM252 103H250V104H255V101H251ZM254 102V103H253ZM13 103V102H12ZM16 103V102H15ZM32 103H30V104H32ZM51 103V102H50ZM56 103V102H55ZM57 103V104H58ZM63 103V102H62ZM76 103V102H75ZM85 103V102H84ZM94 103H95V101H94ZM109 103V102H108ZM113 102H111V104H112ZM116 104H117V102H115ZM132 104H133V102H131ZM156 103V104H157ZM164 103V102H163ZM162 103V104H163ZM165 103V104H166ZM189 103V102H188ZM202 103V102H201ZM227 103V102H226ZM229 103H231V101L229 102ZM238 103H240V101L238 102ZM249 103V102H248ZM24 104V103H23ZM29 104V105H30ZM38 104V103H37ZM65 104V103H64ZM76 104H81V103H76ZM90 104H92V103H90ZM114 104V103H113ZM115 104V105H116ZM127 104H128V102H127ZM135 104H136V102H135ZM148 104H150V103H148ZM155 104V105H156ZM161 104V105H162ZM164 104V105H165ZM166 104V105H167ZM178 104V103H177ZM186 104V103H185ZM195 104V103H194ZM210 104V103H209ZM216 104V103H215ZM228 104V103H227ZM226 104V105H227ZM232 104H234V101H233V103ZM241 104V103H240ZM239 104V105H240ZM4 105H5V103H4ZM3 105V106H4ZM33 105V104H32ZM42 104L40 103V106H41ZM44 105V104H43ZM42 105V106H43ZM49 105H51V104H49ZM48 105V106H49ZM55 105V104H54ZM53 105V106H54ZM65 105H67V104H65ZM71 105V104H70ZM73 105L74 106H72V107H74V108H76V106H75V104L73 103ZM84 105V104H83ZM82 105V106H83ZM124 105V104H123ZM122 105V106H123ZM129 105V104H128ZM137 105H139V103L137 104ZM154 105V106H155ZM158 105V104H157ZM159 105H160V103H159ZM160 105V106H161ZM166 105H165V107H166ZM180 105V104H179ZM183 105H184V103H183ZM197 105V104H196ZM207 105V104H206ZM205 105V106H206ZM222 105H224V104H222ZM225 105V106H226ZM245 105V104H244ZM0 106H2V104L0 105ZM2 106V107H3ZM6 106V105H5ZM8 106V105H7ZM36 106V105H35ZM38 106V105H37ZM46 106V105H45ZM48 106H46V107H48ZM60 106H62V105H60ZM81 106V105H80ZM85 106V105H84ZM83 106V107H84ZM88 106H90L89 105V102H88V105H87V107ZM96 106V105H95ZM99 106V105H98ZM97 106V107H98ZM119 106H121V105H119ZM127 106V105H126ZM140 106V105H139ZM145 106V105H144ZM143 106V107H144ZM153 106V107H154ZM159 106V107H160ZM163 106V105H162ZM181 106V105H180ZM186 106V105H185ZM185 106H182V108L183 107H185ZM194 106V105H193ZM227 106H229V105H227ZM226 106V107H227ZM236 106V105H235ZM241 106V105H240ZM239 106V107H240ZM9 107V106H8ZM11 107H14V106H10V108H7V110H5L6 112L8 111V109H11ZM20 107V106H19ZM21 107H23V106H21ZM27 107V106H26ZM39 107V106H38ZM38 107H36L37 109H38ZM59 107V106H58ZM58 107H56V108H58ZM67 106H65L64 108H66ZM72 107L70 106L69 108H71V111L72 110H74L73 111V113L75 112V110L76 109H72ZM83 107H79L80 108V110L83 108ZM86 107V106H85ZM85 107H84V109H85ZM108 107V106H107ZM110 107V106H109ZM113 107V106H112ZM116 107V106H115ZM114 107V108H115ZM124 107V106H123ZM135 107V106H134ZM141 107H142V105H141ZM148 107V108H147ZM147 107H144V110H145V108L146 109H149L150 110V107L149 106H147ZM158 107V106H157ZM170 107V106H169ZM169 107H167L168 109H167V111L169 110ZM172 107H170V108H172ZM187 107V106H186ZM222 107V106H221ZM232 107H233V105H232ZM237 107V106H236ZM239 107H237V108H239ZM243 107V106H242ZM246 107H247V105H246ZM1 108V107H0ZM24 108V107H23ZM32 107H29V109L30 110H34L33 108H35L34 106H33V108L31 109ZM44 108V107H43ZM51 108V107H50ZM60 108V107H59ZM58 108V109H59ZM62 108V107H61ZM60 108V110H61V112H62V109ZM78 108V107H77ZM92 108V107H91ZM113 108V109H114ZM119 108V107H118ZM121 109H122V107H120ZM135 108H138V107H135ZM155 108V107H154ZM177 108H179V106L177 107ZM181 108V110H183V109H185V108H183L182 109ZM199 108V107H198ZM210 108V107H209ZM213 108H215V106L213 107ZM213 108H212V110H213ZM217 108V107H216ZM229 108V107H228ZM244 108V107H243ZM2 109V108H1ZM14 109V108H13ZM13 109H11V110H9V111H11V112H9L8 111V115H10L9 113H13L14 111H15V109H14V111H12ZM19 109V108H18ZM28 109V110H29ZM47 109V108H46ZM45 109V110H46ZM54 110V113L56 112L55 110H57V109H55V106H54V108H53ZM86 109H88V108H86ZM98 109H99V107L97 108V112H98ZM100 109H102V108H100ZM116 109V112H117V108H115ZM139 109V108H138ZM159 109V108H158ZM173 109V108H172ZM175 109H176V107H175ZM180 109V108H179ZM189 109V108H188ZM201 109H203V108H201ZM219 109V108H218ZM227 109V108H226ZM226 109H225V111H226ZM3 110V109H2ZM16 110H17V108H16ZM23 110H25V109H23ZM28 110H27V112H28ZM39 110V109H38ZM41 111H43L42 109H40ZM52 110V109H51ZM80 110L78 109V111L80 112ZM120 110V109H119ZM126 110V109H125ZM156 110V109H155ZM163 110H165V109H163ZM199 111H200V109H198ZM211 110V109H210ZM209 110V111H210ZM228 110V109H227ZM232 110V109H231ZM233 110H234V108H233ZM239 110H241V109H239ZM18 111H20V110H17V112ZM35 111L36 110H34L33 112H34V114H36L35 113ZM40 111V112H41ZM49 111V110H48ZM48 111H47V113L46 114H48ZM69 111V112H68ZM68 111H63L62 112V114L64 113V112H68V114L70 113V109L68 110ZM82 111V110H81ZM108 111H109V109H108ZM115 111V110H114ZM131 111H133V109L131 110ZM131 111H128V112H131ZM135 111L136 110H134L133 112L135 113ZM141 111V110H140ZM147 111V110H146ZM154 111V110H153ZM188 111V110H187ZM195 111H197L196 110V108H195ZM195 111L193 112V113H195ZM198 111V113H200ZM206 111H208V109L206 110ZM208 111V112H209ZM215 111V110H214ZM25 112H26V110H25ZM38 112V111H37ZM39 112V113H40ZM61 112L59 113L58 112V110H57V113H55V114H61ZM76 112H77V110H76ZM84 112V111H83ZM82 112V113H83ZM112 112V111H111ZM126 112V111H125ZM145 112V111H144ZM160 112V111H159ZM169 112V111H168ZM174 112V111H173ZM180 112H184V111H180ZM191 112H192V110H191ZM228 112V111H227ZM232 112V111H231ZM230 112V113H231ZM236 113H238V110L236 109V111H235ZM235 112H233V113H235ZM242 112V111H241ZM245 112V111H244ZM2 113V112H1ZM19 113V112H18ZM30 113V112H29ZM39 113L37 114V115H39ZM44 112H43V114H45ZM53 113V114H54ZM72 113V112H71ZM70 113V114H71ZM81 113V112H80ZM80 113H79V115H80ZM86 112H84L83 114H85ZM88 113V112H87ZM90 114H91V112H89ZM100 113V112H99ZM138 113V112H137ZM137 113H135V114H137ZM140 113H142V112H140ZM147 113H148V111H147ZM146 113V115H148ZM150 113V112H149ZM152 113V112H151ZM157 113V112H156ZM155 113V114H156ZM161 113V112H160ZM176 113V112H175ZM193 113H192V115H193ZM201 113H203V110H202V112ZM200 113V114H201ZM212 113V112H211ZM211 113H209V114H211ZM220 114H221V112H219ZM229 113V112H228ZM7 114V113H6ZM21 114H22V110H21ZM61 114V115H62ZM66 114V113H65ZM69 114V115H70ZM76 114V113H75ZM75 114L73 115L74 117H75ZM78 114V113H77ZM77 114H76V116H77ZM93 114V113H92ZM89 115V116H93V115ZM100 114H102V113H100ZM106 114V113H105ZM158 114V113H157ZM164 114V113H163ZM168 115H169V117H170V114L171 113H167ZM196 114V113H195ZM207 114V113H206ZM218 114V113H217ZM16 115H18V114H16ZM26 115H27V113H26ZM37 115L35 116V118L37 117ZM40 115H42L41 113H40ZM49 116H50V112H49V114H48ZM48 115H47V118H49L48 117ZM67 115V114H66ZM87 115V114H86ZM85 115V117H87ZM98 115V114H97ZM103 115V114H102ZM107 115V114H106ZM115 115H117V114H115ZM115 115L113 116V114H112V116L113 117H115ZM120 115H121V113H120ZM127 115V114H126ZM128 115H131V114H128ZM133 115V114H132ZM150 115V114H149ZM152 115V114H151ZM154 115V114H153ZM159 115V114H158ZM158 115H157V117H158ZM167 115V116H168ZM188 115H190L189 113L187 114V117H188ZM223 115H224V110H223ZM222 115V116H223ZM241 115H243V114H241ZM12 116H14V118H15V115H13L12 114ZM28 116V115H27ZM32 116H33V114H32ZM34 116L32 117V118H34ZM45 116V115H44ZM53 116V115H52ZM63 116H64V114H63ZM62 116V117H63ZM82 116V115H81ZM81 116H79V117H81ZM109 116H111V115H109ZM108 116V117H109ZM111 116V117H112ZM155 116V115H154ZM186 116V115H185ZM191 116V115H190ZM207 116V115H206ZM212 116V115H211ZM227 116H230V115H227ZM238 116V115H237ZM237 116H235V118L237 117ZM240 116V115H239ZM2 117V116H1ZM23 117V116H22ZM21 117V118H22ZM43 117V116H42ZM41 117V118H42ZM57 117H59L58 115H57ZM62 117H59L60 119L62 118ZM78 117V116H77ZM76 117V118H77ZM94 117H95V115H94ZM93 117V118H94ZM99 117V116H98ZM108 117H106V118H108ZM112 117V118H113ZM124 118L123 119H126L125 117L126 116H123ZM133 117L135 118V115H133ZM156 117V116H155ZM154 117V118H155ZM164 117H165V115H164ZM175 117H176V114H175ZM198 117V116H197ZM201 117V116H200ZM217 117V119H218V115L216 116ZM226 117V116H225ZM11 118H13V117H11ZM10 118V119H11ZM13 118V119H14ZM29 118H31V116L29 117ZM28 118V119H29ZM38 118V117H37ZM36 118V119H37ZM45 119H46V117H44ZM43 118V119H44ZM53 118V117H52ZM66 118V117H65ZM64 118V119H65ZM73 118V117H72ZM72 118H66V124L68 123V121H67V119H72ZM83 118H84V115H83ZM82 118V119H83ZM90 117H88L87 119H88V121L90 120L89 119ZM92 118V119H93ZM102 118V117H101ZM100 117H99V119H101ZM106 118H104V120L106 119ZM110 118V117H109ZM111 118V119H112ZM120 118H121V116H120ZM119 118V119H120ZM130 117H128V119H129ZM136 118H137V116H136ZM143 118H145L146 119V117H144L143 116ZM148 118H149V116H148ZM158 118H160V117H158ZM207 118V120L206 121H208V118L209 117H206ZM215 118V117H214ZM213 118V119H214ZM222 118V117H221ZM224 118V117H223ZM234 118V119H235ZM240 118V117H239ZM4 119V118H3ZM3 119L1 120V121H3ZM6 119H7V117H6ZM13 119H11V120H13ZM27 119V120H28ZM43 119H40L41 121L43 120ZM53 119H55V117L53 118ZM57 119V118H56ZM82 119H80V120H82ZM91 119V120H92ZM110 119V120H111ZM116 119H117V117H116ZM122 119V120H123ZM127 119V120H128ZM144 119V120H145ZM152 119V118H151ZM150 119V120H151ZM163 119V118H162ZM169 119V118H168ZM188 119H189V117H188ZM187 119V120H188ZM195 119V118H194ZM202 119V118H201ZM210 119H212V118H210ZM212 119V120H213ZM216 119V118H215ZM215 119H214V121H215ZM216 119V120H217ZM225 119V118H224ZM30 121H31V123L33 124V122H35V121H33L32 122V119H29ZM35 120V119H34ZM52 120V119H51ZM62 120V119H61ZM73 120H75V118H73ZM73 120H71V121H73ZM78 120V119H77ZM102 120V119H101ZM100 120V121H101ZM108 120V119H107ZM113 120V119H112ZM144 120H142V121H144ZM165 120V119H164ZM164 120H159V121H161V122H163ZM167 120V119H166ZM170 120H171V117H170ZM176 120H177V118H176ZM184 120V119H183ZM218 120H220V119H218ZM238 120V119H237ZM237 120H235V121H237ZM16 121V120H15ZM14 121V122H15ZM18 121V120H17ZM25 121V120H24ZM40 121V122H41ZM45 121H47L46 123H48V120H45ZM49 121H50V119H49ZM56 121H59V119L58 120H56ZM64 121V120H63ZM64 121V122H65ZM70 121V122H71ZM85 121V120H84ZM87 121V120H86ZM116 121V120H115ZM129 121V120H128ZM133 122H137L136 120L134 121V119L132 120ZM131 121V122H132ZM139 121H140V119H139ZM142 121H141V123H142ZM152 121V120H151ZM151 121L149 122V120H148V122L149 123H151ZM154 121H156V118H155V120ZM158 121V120H157ZM156 121V122H157ZM185 121V120H184ZM190 121H191V119H190ZM193 121V120H192ZM195 121V120H194ZM204 121V120H203ZM209 121H211V120H209ZM208 121V122H209ZM233 122H234V120H232ZM5 122V121H4ZM8 122H9V120H8ZM10 122H12V121H10ZM21 122V121H20ZM37 122V121H36ZM39 122V121H38ZM37 122V123H38ZM44 121H42L41 123H43ZM75 123H77V121H74ZM73 122V123H74ZM78 122H79V120H78ZM81 122H83V121H81ZM93 122V121H92ZM92 122H90L91 124H94V123H92ZM102 122H104V121H102ZM101 122V123H102ZM125 122V121H124ZM145 122V121H144ZM147 122V121H146ZM153 122V121H152ZM165 122V121H164ZM177 122V121H176ZM182 122V121H181ZM186 122H189V121H186ZM220 122V121H219ZM224 123L225 122H227V121H223ZM233 122H231L232 123V125H233ZM1 123V122H0ZM6 123V122H5ZM15 123H17V122H15ZM24 123H26V122H24ZM30 123V122H29ZM31 123H30V125L29 126H31ZM37 123H35V124H37ZM52 123V122H51ZM54 123H55V121H54ZM60 123V122H59ZM87 123V122H86ZM99 123V122H98ZM106 123V122H105ZM112 123V122H111ZM116 123H117V121H116ZM120 123V122H119ZM119 123H118V125H119ZM127 123V122H126ZM190 123V122H189ZM193 123V122H192ZM191 123V124H192ZM215 123V122H214ZM217 123H218V121H217ZM216 123V124H217ZM228 123V122H227ZM7 124H10V123H7ZM34 124V125H35ZM40 123H38L37 124V126L39 127L40 125H39ZM60 124H62V123H60ZM59 124V125H60ZM72 124V122L70 123V125ZM79 124H80V122H79ZM78 123H77V125L75 124V126H78L79 125ZM82 124V123H81ZM80 124V125H81ZM84 124V123H83ZM95 124H96V122H95ZM94 124V125H95ZM113 124V123H112ZM111 124V125H112ZM136 124H138V123H135V124H133V125H136ZM145 124L146 123H143V125L145 126ZM163 124V123H162ZM162 124H160V125H162ZM167 124V123H166ZM166 124H163V125H166ZM170 124V123H169ZM173 124H174V122H173ZM199 124V123H198ZM210 124H211V122H210ZM234 124H235V122H234ZM236 124H238V123H236ZM241 124V125H242ZM4 125V124H3ZM11 125V124H10ZM10 125H7V126H10ZM23 125V124H22ZM26 125H28V124H26ZM25 125V126H26ZM46 125V124H45ZM49 125V124H48ZM53 125V124H52ZM90 125V124H89ZM98 125V124H97ZM99 125H101V124H99ZM105 125V124H104ZM104 125L103 126H101V128L100 129H102V127H104ZM122 125H123V122H122ZM127 125V124H126ZM133 125H130V126H133ZM139 125V127H140V123L138 124ZM142 125V126H143ZM147 125V124H146ZM154 125V124H153ZM158 125V124H157ZM156 125V126H157ZM162 125V126H163ZM177 125V124H176ZM180 125V124H179ZM204 125H205V123H204ZM213 125V124H212ZM231 124H230V126H232ZM240 125V126H241ZM255 125V126H254ZM21 126V125H20ZM36 126V127H37ZM42 126V125H41ZM40 126V127H41ZM47 126V125H46ZM58 126V125H57ZM56 126V127H57ZM62 126H63V124H62ZM61 126V128H63ZM64 126H66V125H64ZM74 126V125H73ZM74 126V127H75ZM83 126V125H82ZM85 126V125H84ZM83 126V127H84ZM112 126H114V125H112ZM121 126V124L119 125V126H116V127H120ZM128 126V125H127ZM143 126V127H144ZM161 126V127H162ZM191 126V125H190ZM199 126V125H198ZM210 126V125H209ZM217 126V125H216ZM223 126V125H222ZM225 126H226V124H225ZM240 126H238V127H240ZM6 127V125L4 126V128ZM11 127H13V126H11ZM19 127V126H18ZM31 127H33V126H31ZM30 127V128H31ZM37 127V128H38ZM39 127V128H40ZM49 127H52L51 126V124H50V126ZM55 126H54V128H56ZM70 127H72V125L70 126ZM70 127H68V128H70ZM72 127L73 129H75V130H77L78 128L77 127ZM79 127V126H78ZM82 127V128H83ZM87 127H88V125H87ZM95 127H98V126H95ZM107 127H109L108 125H107ZM107 127L105 128V129H107ZM115 127V128H116ZM123 127V126H122ZM136 127H138L137 125H136ZM136 127H132V133H133V131L135 132V130L134 129H136ZM147 127V126H146ZM149 127V126H148ZM147 127V128H148ZM152 127V126H151ZM155 127V126H154ZM167 127V126H166ZM165 127V128H166ZM169 127H170V125H169ZM180 127H182V126H180ZM200 127H202V124H201V126ZM199 127V128H200ZM219 126H217V128H218ZM229 127V126H228ZM237 127V126H236ZM253 127H254V130H253ZM4 128H2V129H4ZM6 128H8V127H6ZM10 128V127H9ZM8 128V129H9ZM25 128V127H24ZM27 128H29V127H27ZM34 128V127H33ZM44 129H45V127H43ZM48 128V127H47ZM53 128V127H52ZM53 128V129H54ZM66 129V127H65V131H67V130H69V129ZM82 128H79L78 129V131L80 132V129H82ZM90 128H91V126H90ZM89 127H88V129H90ZM130 127H128V129H129ZM163 128V127H162ZM172 128V127H171ZM177 128V127H176ZM209 128V127H208ZM207 128V129H208ZM223 128V127H222ZM227 128V126L224 128V129H226ZM233 128H234V125H233ZM0 129H1V127H0ZM1 129V130H2ZM35 129V128H34ZM43 129V130H44ZM50 130H51V128H49ZM52 129V130H53ZM71 129V128H70ZM84 129V128H83ZM82 129V130H83ZM92 129V128H91ZM91 129L90 130H88V133H89V131L91 132ZM100 129H98V131H100ZM123 130V128H120V130ZM124 129H126V128H124ZM156 129V128H155ZM170 129V128H169ZM202 129V128H201ZM206 129V130H207ZM220 129V128H219ZM231 129V128H230ZM238 129V128H237ZM241 129H242V126H241ZM244 129H242L243 131H244ZM250 129V130H249ZM5 130H7V129H5ZM5 130H3L4 132H5ZM12 130V129H11ZM17 130V129H16ZM23 130V129H22ZM22 130H21V135H23L22 134ZM26 130V129H25ZM28 130V129H27ZM47 130V129H46ZM55 130V129H54ZM61 130V129H60ZM64 130V129H63ZM63 130H62V132H63ZM72 130V129H71ZM71 130H69V131H71ZM86 130V128L84 129V131ZM96 130V129H95ZM94 130V131H95ZM113 130H115L114 128H113ZM118 129H116V131H117ZM141 130V128H139V129H136V132L137 131H140ZM147 131L145 128H143V130H141V132H143V131ZM157 130V129H156ZM156 130H155V132H156ZM166 130V129H165ZM167 130H168V128H167ZM190 130V129H189ZM198 130V129H197ZM214 130H215V132H216V130H218V129H215L214 128ZM233 130V129H232ZM236 130V129H235ZM239 130V129H238ZM8 131V130H7ZM18 131V130H17ZM30 132H32L33 130H29ZM39 131H41V129L39 130ZM45 131V130H44ZM47 131H49V130H47ZM58 131V130H57ZM68 131V132H69ZM74 131V130H73ZM72 131V132H73ZM84 131H83V133H84ZM102 131V130H101ZM128 131V130H127ZM126 131V132H127ZM153 131V130H152ZM171 131V130H170ZM183 131V130H182ZM208 131V130H207ZM228 131H230V130H228ZM10 132H12V131H10ZM18 132H20V131H18ZM26 132V131H25ZM35 132H37L38 133V131H36L35 130ZM53 132V131H52ZM55 132V131H54ZM61 132V131H60ZM76 132V131H75ZM87 132V131H86ZM93 132V131H92ZM90 133L91 135L93 134V133ZM106 132H108V131H106ZM113 132H115V131H112L111 130V132L110 133H113ZM121 132V131H120ZM124 132V131H123ZM123 132H121V133H123ZM129 133H130V131H128ZM127 132V133H128ZM155 132H154V135H155ZM161 132V131H160ZM163 132V131H162ZM166 132V131H165ZM177 132H179V131H177ZM176 132V133H177ZM199 132V131H198ZM202 132H203V129H202ZM210 132V131H209ZM219 132V131H218ZM242 132V131H241ZM259 133V135L258 136H260V137H258L256 134L257 133ZM0 133H2V131H0ZM6 133V132H5ZM13 133H14V131H13ZM23 133H24V130H23ZM28 133V132H27ZM26 133V134H27ZM46 133V132H45ZM49 133V132H48ZM64 133V132H63ZM62 133V134H63ZM65 133H67V132H65ZM65 133H64V135H65ZM78 135H80V133L82 134V131L80 132V133H78V132H76ZM87 133V134H88ZM100 133V132H99ZM103 133H104V131H103ZM109 133V132H108ZM107 133V134H108ZM116 133H118V132H116ZM140 133V132H139ZM146 133V132H145ZM149 133H150V131H149ZM167 133V132H166ZM180 133V132H179ZM182 133V132H181ZM188 133V132H187ZM208 133V132H207ZM220 133V132H219ZM225 133V132H224ZM223 133V134H224ZM239 133V132H238ZM237 133V134H238ZM255 133V134H254ZM7 134V133H6ZM6 134H5V136H6ZM25 134V135H26ZM34 134V133H33ZM33 134H31V135H33ZM47 134V133H46ZM54 134V133H53ZM56 134V133H55ZM60 134V138H62V135H61V133H59ZM58 134V135H59ZM67 134H69V133H67ZM70 134H71V132H70ZM114 134V133H113ZM135 134V133H134ZM152 134V133H151ZM150 134V135H151ZM164 134V133H163ZM171 134H172V132H171ZM185 134V133H184ZM213 134V133H212ZM221 134H222V132H221ZM227 134H228V132H227ZM230 134V133H229ZM234 134H236V133H234ZM240 134V133H239ZM252 134V135H251ZM254 134V135H253ZM261 134V135H260ZM10 135H12V134H10ZM10 135H9V137L8 138H10ZM14 135V134H13ZM17 135V132H16V134L14 135V136H16ZM29 135V134H28ZM30 135V136H31ZM35 135H36V133H35ZM42 135H44V134H42ZM42 135H39L40 137L42 136ZM49 135H51V133L49 134ZM58 135H55V138H57V136ZM72 135V134H71ZM75 136H76V134H74ZM83 135V134H82ZM96 134L94 133V135H92V136H90L91 138L92 137H94ZM101 135H102V133H101ZM100 135V136H101ZM106 135V134H105ZM111 135V134H110ZM122 135V134H121ZM124 135V134H123ZM123 135H122V137H123ZM129 135V134H128ZM136 135V134H135ZM140 135H141V133H140ZM147 135V134H146ZM154 135H152V136H154ZM161 135V134H160ZM165 135V134H164ZM166 135H168V134H166ZM174 135V134H173ZM172 135V136H173ZM180 135V134H179ZM199 135V134H198ZM207 135V134H206ZM206 135H205V137H206ZM217 135H220V134H217ZM217 135H216V133H215V137H217ZM225 135V134H224ZM224 135H221V136H224ZM231 135V134H230ZM245 135H243V136H245ZM2 136V137H1ZM34 136V135H33ZM83 136H86V133L83 135ZM116 136H118L117 134H115V136L114 135H112L111 137H114V141L116 142L115 144H120V143H117V139L116 138H118V137H116ZM120 136V135H119ZM131 136V135H130ZM130 136H128V138L130 137ZM137 136H139L138 135V133H137ZM162 136V135H161ZM176 136V135H175ZM184 136V135H183ZM189 136V135H188ZM0 137L1 138H3L4 137V133H2V134H0ZM20 137V136H19ZM22 137V136H21ZM37 137V136H36ZM35 137V138H36ZM43 137H46V135L45 136H43ZM49 137V136H48ZM47 137V138H48ZM53 137V136H52ZM70 137V136H69ZM78 137V136H77ZM96 137V136H95ZM132 137V136H131ZM142 137H143V135H142ZM155 137V136H154ZM153 137V138H154ZM158 137V136H157ZM167 138L169 137V136H166ZM170 137H171V135H170ZM179 137H181V136H179ZM178 137V138H179ZM185 137V136H184ZM192 137V136H191ZM209 137V136H208ZM219 137V136H218ZM246 137V136H245ZM244 137V138H245ZM1 138H0V140H1ZM7 138V139H8ZM16 138V137H15ZM24 138V137H23ZM26 138V137H25ZM35 138H31L33 141H34V139ZM74 138H76V137H74ZM79 138H81V136L80 137H78V139ZM91 138H87V139H90V141H91ZM97 138V137H96ZM120 138V137H119ZM133 138H136V137H133ZM144 138H146L145 136H144ZM153 138L151 137V139L153 140ZM156 138V137H155ZM159 138V137H158ZM162 138H165V137H162ZM174 138H176V137H174ZM211 138V137H210ZM230 138H231V136H230ZM233 138V137H232ZM231 138V139H232ZM237 138H238V136H237ZM240 138V137H239ZM13 139V138H12ZM16 139H19V138H16ZM15 139V140H16ZM31 139H29V140H31ZM37 139V138H36ZM35 139V140H36ZM41 139V138H40ZM52 139V138H51ZM51 139H44V140H46V141H49V140H51ZM57 139H59V138H57ZM62 139H64V136H63V138ZM68 139H70V138H67V140ZM72 139V138H71ZM93 139V138H92ZM102 139V138H101ZM111 139V138H110ZM130 139V138H129ZM129 139H126V141L125 142H127V143H129L130 141H131V143H132V141H134V140H129ZM140 139V138H139ZM139 139L137 140V138H136V140L135 141H139ZM142 139V138H141ZM141 139H140V141H141ZM160 139V138H159ZM177 139V138H176ZM191 139V138H190ZM213 139V138H212ZM211 139V140H212ZM217 139V138H216ZM215 139V140H216ZM227 139V138H226ZM243 139V138H242ZM246 139V138H245ZM246 139V140H247ZM4 140H6V139H4ZM9 140V139H8ZM31 140V141H32ZM53 140H54V138H53ZM67 140H66V142H67ZM76 140V139H75ZM95 140V139H94ZM98 140V139H97ZM123 140V139H122ZM129 142H128V141ZM158 140V139H157ZM156 140V141H157ZM162 140V139H161ZM169 140H170V138H169ZM180 140V139H179ZM182 140V139H181ZM186 140V139H185ZM184 140V141H185ZM192 140V139H191ZM194 140H196V139H194ZM215 140H212V141H215ZM223 140V139H222ZM222 140H220L221 142H222ZM225 140V139H224ZM228 140V139H227ZM226 140V141H227ZM230 140V139H229ZM235 140V139H234ZM248 140H247V142H248ZM264 140V139H263ZM2 141H3V139H2ZM14 141V140H13ZM27 140L25 139V142H26ZM32 141V142H33ZM45 141V142H46ZM52 141V140H51ZM50 141V142H51ZM56 141V140H55ZM69 142H72V141H70V140H68ZM77 141V140H76ZM80 141V140H79ZM89 141V142H90ZM111 141H113V140H111ZM147 141H148V138H147ZM164 141V140H163ZM173 141H175V140H172L171 142L172 143H174ZM184 141H182V142H184ZM189 141V140H188ZM4 142V141H3ZM9 143H8V145L10 144V146L11 145H13V143H12V140L10 139L9 141H8ZM19 142V141H18ZM17 142V143H18ZM24 141H22V143H23ZM30 142V141H29ZM28 142V143H29ZM41 142H42V140H41ZM57 142H63L64 143V141L62 140H60V141H57ZM78 142V141H77ZM88 142V143H89ZM92 142V141H91ZM97 142V141H96ZM99 142V141H98ZM105 142V141H104ZM120 142V141H119ZM136 142V143H137ZM141 142H143V140L141 141ZM145 142V141H144ZM155 142V141H154ZM169 142V141H168ZM176 142H177V140H176ZM185 142H187V141H185ZM206 142V141H205ZM218 142V141H217ZM216 142V143H217ZM228 142L229 141H227V143H221L222 145L221 146H223L224 144H227V145H232L233 146V144H228ZM235 142V141H234ZM237 142V141H236ZM242 142V141H241ZM251 142H249V143H251ZM7 143V142H6ZM12 143V144H11ZM15 143V142H14ZM31 143V142H30ZM39 143V142H38ZM44 143V142H43ZM52 143H54V142H52ZM58 143V144H59ZM62 143V144H63ZM68 143V142H67ZM67 143H65L66 145H67ZM80 143V142H79ZM79 143H77V145L75 144V146H78V144ZM87 143V142H86ZM103 142L101 141V144H102ZM106 143V142H105ZM104 143V144H105ZM112 143H114V142H112ZM111 142H110V144H112ZM122 143V142H121ZM126 143V144H127ZM134 143V142H133ZM136 143H134L135 145H136ZM159 143H160V141H159ZM159 143H158V145H159ZM163 143H165V142H163ZM170 143V142H169ZM212 143V142H211ZM214 143V142H213ZM243 143H246V142H242V144ZM247 144V145H249L250 146V144ZM263 144H264V142H262ZM2 144V143H1ZM32 144H34V143H32ZM36 144H37V142H36ZM40 144V143H39ZM48 145L50 144V143H47ZM55 144V143H54ZM57 143H56V145H58ZM62 144H60L61 145V147H62ZM71 144V143H70ZM81 144V143H80ZM79 144V145H80ZM84 144V143H83ZM82 144V145H83ZM93 144H94V142H93ZM103 144V145H104ZM122 144H124V143H122ZM138 144H139V142H138ZM137 144V146H139ZM141 144V143H140ZM143 144V143H142ZM149 144V143H148ZM175 144V143H174ZM191 144V143H190ZM201 144V143H200ZM205 143H203V145H204ZM219 144H220V142H219ZM245 144V146H247ZM44 144H42V146H43ZM46 145V144H45ZM74 145V144H73ZM81 145V146H82ZM87 145V144H86ZM85 145V146H86ZM89 145V144H88ZM107 145H109V144H107ZM128 145V144H127ZM126 145V146H127ZM130 145V144H129ZM157 145V146H158ZM177 145H179V144H177ZM183 145V144H182ZM196 145V144H195ZM207 145V144H206ZM215 145V144H214ZM236 145V144H235ZM2 146V145H1ZM10 146H8V147H10ZM15 145H13V147H14ZM30 146V145H29ZM38 146V145H37ZM39 146H41V145H39ZM47 146V145H46ZM55 146V145H54ZM53 146V147H54ZM68 146V145H67ZM74 146V147H75ZM80 146V150H81V147ZM84 146V149L86 148ZM100 146V145H99ZM114 146V145H113ZM119 146V145H118ZM117 146V147H118ZM122 146V145H121ZM136 146V148H138ZM147 146V145H146ZM151 146H153V145H151ZM155 146V145H154ZM160 146V145H159ZM171 146V145H170ZM188 146V145H187ZM190 146V145H189ZM197 146V145H196ZM213 146V145H212ZM240 146V145H239ZM242 146V145H241ZM252 146V145H251ZM256 146H255V148H256ZM261 145H259V147H260ZM7 147V146H6ZM16 147V146H15ZM18 147V146H17ZM17 147H16V149H17ZM21 147V146H20ZM23 147H25V146H23ZM26 147H28V146H26ZM31 147V146H30ZM34 148H35V145L33 146ZM33 147H31V149L33 148ZM52 147V144H51V148H49V153H50V150L53 148ZM59 148H60V146H58ZM65 147V146H64ZM69 147H73V146H69ZM88 147V146H87ZM89 147H92V146H89ZM104 147L105 146H103V148L102 149H104ZM120 147V146H119ZM132 147V146H131ZM140 147V146H139ZM161 147V146H160ZM162 147H164V146H162ZM161 147V148H162ZM168 147V146H167ZM173 147V146H172ZM184 147V146H183ZM186 147V146H185ZM225 147V146H224ZM229 147V146H228ZM227 147V148H228ZM233 147H235V146H233ZM233 147H232V149L231 150H234L233 149ZM248 147V146H247ZM246 147V148H247ZM1 148H3V147H1ZM12 148V147H11ZM43 148H44V150H45V147L43 146ZM48 147H46V149H47ZM55 148H56V146H55ZM58 148V149H59ZM97 148V147H96ZM101 148H100V150H101ZM109 148V147H108ZM108 148H106L105 147V149H107V151H108ZM116 148V147H115ZM129 148H130V146H129ZM153 148H155V150H156V147H153ZM175 148V147H174ZM177 148V147H176ZM176 148L175 149H172V153H173V150H175L176 151ZM180 148V147H179ZM178 148V149H179ZM189 148V147H188ZM188 148H185V150L186 149H188ZM205 148H206V146H205ZM209 148V147H208ZM223 148V147H222ZM245 148V147H244ZM249 148V147H248ZM254 148V149H255ZM262 148V147H261ZM15 149V148H14ZM13 149V150H14ZM19 149V148H18ZM25 149H27V148H25ZM37 149V148H36ZM71 149V148H70ZM76 149H78V147L76 148ZM87 149H91V148H87ZM125 149V148H124ZM127 149V148H126ZM133 149H135V148H133ZM140 149V150H139ZM139 149H137L136 151L137 152H139V151H142L141 150V148H139ZM171 149V148H170ZM181 149H183V148H181ZM192 147L190 148V150L189 151H191V153H192ZM194 149H196V148H194ZM198 149V148H197ZM225 149V148H224ZM230 149V148H229ZM21 150H22V147H21ZM20 149L19 150H17V151H19L18 153H20V151H21ZM42 150V149H41ZM48 150V149H47ZM52 150H57V149H52ZM60 150H61V148H60ZM64 150H65V148H64ZM71 150H75L74 148L73 149H71ZM96 150H98V148L96 149ZM122 150V149H121ZM130 149H128V151H129ZM139 150V151H138ZM161 150V149H160ZM160 150H159V152H160ZM164 150V149H163ZM199 151H201V148H199L198 149ZM211 150H213V149H211ZM215 150V149H214ZM238 150H241V147H240V149H238ZM263 150V149H262ZM1 151V150H0ZM5 151H6V149H5ZM5 151H3V152H5ZM7 151H10L9 149L7 150ZM22 151H25V150H22ZM27 152H28V150H26ZM25 151V152H26ZM33 151H35V149L34 150H32V152ZM39 151H40V149H39ZM59 151V150H58ZM62 151H63V149H62ZM61 151V153H60V155L63 153ZM78 152L79 151V149L78 150H75V152ZM82 151H83V149H82ZM88 151V150H87ZM99 151V150H98ZM110 151H112L111 149H110ZM109 151V152H110ZM119 151V149L118 150H116V152H118ZM123 151H126V150H123ZM131 151V150H130ZM144 151V150H143ZM142 151V152H143ZM153 151V150H152ZM156 151H158V150H156ZM162 151V150H161ZM178 151V150H177ZM183 151V150H182ZM188 151V152H189ZM193 151H195V150H193ZM204 151V150H203ZM220 151V150H219ZM225 151V150H224ZM227 151V150H226ZM229 151V150H228ZM234 151H236V150H234ZM248 151V150H247ZM255 151H256V149H255ZM11 152V151H10ZM13 152V151H12ZM31 152V153H32ZM44 152V151H43ZM48 152V151H47ZM53 153H54V151H52ZM66 152H68L67 151V149H66ZM76 152V153H77ZM81 152V151H80ZM91 152V151H90ZM89 152V153H90ZM94 152V154L96 153L95 151H93ZM104 152H105V150H104ZM103 151H102V153H104ZM114 152H115V149H114ZM115 152V153H116ZM120 153L122 152V151H119ZM127 152V151H126ZM133 152V151H132ZM132 152L130 153V155H132ZM135 152V151H134ZM133 152V153H134ZM141 152V154H147V151L145 152V153H142ZM159 152L158 153H156L155 152V154H158L159 155ZM164 152V151H163ZM167 152H169L168 150H167ZM170 152H171V150H170ZM184 152H186V151H184ZM183 152V153H184ZM221 152V151H220ZM219 152V153H220ZM238 152H240V151H238ZM244 152H245V149H244ZM251 152H252V150H251ZM257 152V151H256ZM260 152V151H259ZM7 153V152H6ZM14 153V152H13ZM12 153V154H13ZM29 153H30V151H29ZM28 153V154H29ZM35 153H36V151H35ZM34 153V154H35ZM58 153V152H57ZM65 153V152H64ZM68 153H70V152H68ZM84 153H87V152H84ZM100 153V152H99ZM98 153V154H99ZM101 153V154H102ZM110 153H112V152H110ZM110 153H108L109 155H110V157H111V155L113 154H110ZM114 153V154H115ZM125 153V152H124ZM149 153V152H148ZM151 153V152H150ZM172 153H169V155L166 153V155H165V157L166 156H168V158L167 159H169L170 157V154H172ZM175 153V152H174ZM176 153H178V152H176ZM182 153V154H183ZM187 153V152H186ZM186 153H184V155L182 156L183 158H185V159H187L186 157H184L185 155H186ZM190 153V152H189ZM196 154L194 155L195 157H193V158H195L196 159V155H197V152H195ZM212 153H214V152H212ZM217 153V152H216ZM218 153V154H219ZM229 153V152H228ZM230 153H232V157L234 158V154H233V152H230ZM236 153V152H235ZM246 153V152H245ZM250 153V152H249ZM253 153V152H252ZM3 154V153H2ZM21 154V153H20ZM46 154V153H45ZM48 154V153H47ZM46 154V155H47ZM55 154H56V152H55ZM65 154H67V153H65ZM78 154V153H77ZM82 154H83V152H82ZM93 154V155H94ZM98 154H95V155H97L98 156ZM105 154V153H104ZM118 155H116L115 154V156L117 157V156H120L119 155V153H117ZM121 154H123V153H121ZM165 154V153H164ZM199 154V153H198ZM200 154L201 155H203L201 152H200ZM209 154V153H208ZM221 154H223V152L221 153ZM224 154H226V153H224ZM238 154H240L241 156H243V158L246 156H244V155H242L241 153H237V156H239ZM248 154V153H247ZM254 154H255V152H254ZM253 154V155H254ZM257 154V153H256ZM263 154V153H262ZM262 154H261V156H262ZM4 155V154H3ZM3 155H2V157H3ZM10 155V154H9ZM15 155H16V153H15ZM24 156H26L25 154H23ZM35 155H37V153L35 154ZM38 155H39V153H38ZM58 155V154H57ZM72 155V154H71ZM73 155H75V153L73 154ZM80 155H81V153H80ZM84 155V154H83ZM83 155H82V157H83ZM87 155V154H86ZM92 155V156H93ZM94 155V158L95 157H97V156H95ZM103 155V154H102ZM109 155H105V158L107 159V156L109 157ZM130 155H129V157H130ZM137 155V154H136ZM136 155L134 156V157H136ZM139 155V154H138ZM149 155V154H148ZM153 155V154H152ZM179 155H181V151H180V153H179ZM190 155V154H189ZM200 155V156H201ZM207 155V154H206ZM213 155V154H212ZM236 155V154H235ZM250 155H251V153H250ZM259 155L260 154H258V156L256 155V157H254L255 159L257 158V160L259 159ZM19 155H17V157H18ZM30 156H32L33 157V153H32V155H30ZM42 156V155H41ZM70 156V155H69ZM78 156H79V154H78ZM100 156V155H99ZM115 156H112L113 158L115 157ZM125 156H126V154H125ZM141 156H143V155H141ZM155 156V155H154ZM161 156V155H160ZM159 156V158H161ZM173 156H175V154L173 155ZM172 156V157H173ZM204 156V155H203ZM202 156V157H203ZM208 156V155H207ZM211 156V155H210ZM217 157V156H220L221 158L223 157V156H221V155H215V153H214V157ZM225 156V155H224ZM236 156V157H237ZM260 156V157H261ZM264 156V155H263ZM7 157V156H6ZM16 157V156H15ZM22 157V156H21ZM29 157V156H28ZM37 157V156H36ZM50 157V156H49ZM52 157V156H51ZM53 157H55L56 158V156H53ZM52 157V158H53ZM66 157H68V156H66ZM70 157H73V156H70ZM74 157H76V156H74ZM74 157L73 158H71V159H74ZM84 157H86V156H84ZM127 157H128V155H127ZM128 157V158H129ZM140 157V156H139ZM147 157V156H146ZM146 157L144 158V159H146ZM153 157V156H152ZM164 157V156H163ZM164 157V158H165ZM202 157H199L200 159L202 158ZM209 157V156H208ZM213 157V158H214ZM240 157V156H239ZM247 157V156H246ZM249 157V156H248ZM251 157V156H250ZM249 157V158H250ZM3 158H5V155H4V157ZM2 158V159H3ZM20 158V157H19ZM46 158V157H45ZM48 158V157H47ZM47 158H46V160H47ZM91 158H93V157H91ZM100 158V157H99ZM103 158H104V156H103ZM104 158V159H105ZM118 158V157H117ZM116 158V159H117ZM122 158H125L124 157V155L122 156ZM121 158V159H122ZM127 158V159H128ZM141 159H143L142 157H140ZM156 158V157H155ZM154 158V159H155ZM158 158V157H157ZM156 158V159H157ZM174 158V157H173ZM176 158H177V156H176ZM179 158H181V156H179L178 157V159ZM205 157H203L202 159H204ZM207 158V157H206ZM221 158H218V160H221V161H219L220 162V165H218L219 163H217L216 162V164L218 165V166H220L221 167V162L224 160H226L227 161V159H226V156H225V159L223 158V159H221ZM228 158V157H227ZM230 158H231V156H230ZM253 158V157H252ZM253 158V159H254ZM263 160H264V158L263 157H261ZM13 159V158H12ZM34 159V158H33ZM32 159V160H33ZM37 159H39V158H37ZM75 159H77V158H75ZM78 159H79V157H78ZM75 160V161H78L79 162V160ZM83 158H81V160H82ZM95 159H97V158H95ZM95 159H93L94 161H95ZM120 159V158H119ZM126 159V158H125ZM134 159V158H133ZM133 159H132V157H131V160L133 161ZM139 158H136L135 159V161L136 160H138ZM140 159V160H141ZM143 159V161H145ZM153 159V160H154ZM155 159V160H156ZM163 158H161L160 160H162ZM170 159H172V158H170ZM178 159H177V161H178ZM184 159V160H185ZM188 159H191L190 158V156H189V158ZM194 159V160H195ZM198 159V158H197ZM201 159V163H203V167H204V160H202ZM211 159V161H213L212 160V158L211 157H209V160ZM232 159V158H231ZM230 159V160H231ZM240 159H241V157H240ZM248 159V158H247ZM254 159V160H255ZM1 160V159H0ZM5 160V159H4ZM13 160H15V159H13ZM13 160H11V161H13ZM18 160H20V159H18ZM22 160V159H21ZM23 160H25L24 158H23ZM29 160V159H28ZM32 160H31V162H32ZM40 160V159H39ZM49 160V159H48ZM51 160V159H50ZM56 160V159H55ZM54 159H52V161H55ZM83 160H85V159H83ZM88 159H86V161H87ZM90 160V159H89ZM93 160H90L89 162H90V164L93 162ZM100 159H98V161H99ZM102 160V159H101ZM115 160V159H114ZM114 160H112L113 162H114ZM123 160V159H122ZM130 160V159H129ZM158 160V159H157ZM159 160V161H160ZM176 160V159H175ZM182 160V159H181ZM184 160L182 161V162H184ZM215 160H216V158H215ZM217 160V161H218ZM229 160V161H230ZM234 160V159H233ZM236 160V159H235ZM244 160V159H243ZM250 160V159H249ZM248 160V161H249ZM257 160L256 161H250L251 163L253 162V164H255V163H257ZM260 160V159H259ZM259 160H258V163H260L259 162ZM42 161L44 162V160L42 159ZM42 161H40V163H42ZM52 161H50L51 163H52ZM59 161V160H58ZM66 161V160H65ZM92 161V162H91ZM97 161V162H98ZM106 161V160H105ZM105 161H104V163H105ZM125 161V160H124ZM132 161H130V162H132ZM143 161L141 162L140 161V164L141 163H143ZM151 161V159L149 158V162ZM158 161V162H159ZM165 161V160H164ZM164 161L163 162H161L163 165H164ZM169 161H171V160H168V161H165V164H166V162H169ZM189 161V160H188ZM199 160H197L196 162H198ZM204 161V162H203ZM223 161V162H224ZM232 161V160H231ZM231 161H230V164H227L228 166L230 165V167L229 168H232L231 167ZM237 162H238V160H236ZM240 161V160H239ZM246 161V160H245ZM262 161V160H261ZM6 162V161H5ZM9 162V161H8ZM15 161H13V163H14ZM16 162L18 163V161L16 160ZM22 162V161H21ZM21 162H20V164H21ZM26 162H27V160H26ZM29 162H30V160H29ZM39 162V161H38ZM38 162H36L37 164H38ZM46 162V161H45ZM44 162V163H45ZM81 162V161H80ZM79 162V163H80ZM117 162V161H116ZM148 162V161H147ZM148 162V163H149ZM152 162H155V161H152ZM174 162V161H173ZM176 162V161H175ZM175 162H174V164H175ZM191 162V161H190ZM189 162V163H190ZM206 162H208L207 160H206ZM205 162V163H206ZM222 162V163H223ZM233 162H235V161H233ZM240 162H242V159H241V161ZM244 162V161H243ZM3 163V164H2ZM49 163V162H48ZM60 163H62V161L60 162ZM59 163V164H60ZM66 163H67V161H66ZM65 163V164H66ZM74 163V162H73ZM72 163V164H73ZM82 163V162H81ZM80 163V164H81ZM100 163V162H99ZM99 163H97V164H99ZM103 163V162H102ZM104 163H103V165L102 164H99L100 166L102 165V166H104ZM122 163H124V162H122ZM146 162H144V164H145ZM157 163V162H156ZM181 163V162H180ZM186 163H188V162H186ZM195 161L193 162V164L192 163H190V165L192 164V166H194V167H196L195 166ZM201 163H199V165H198V163H197V165L200 167V164ZM226 163V162H225ZM229 163V162H228ZM246 163H248V162H246ZM0 164H2V165H4V161L2 162L1 161V163ZM6 164H9V163H5V165ZM46 164V163H45ZM44 164V165H45ZM50 164V163H49ZM54 164V163H53ZM53 164H50V165H53ZM68 164V163H67ZM70 164V163H69ZM72 164H71V166H72ZM89 164V165H90ZM92 164H94V163H92ZM95 164H96V161H95ZM111 164L112 163H110V167H111ZM117 164H118V162H117ZM128 164L129 165H131V163H129L128 162ZM133 164V163H132ZM139 164V162H137L136 161V165H138ZM154 164V163H153ZM173 164V165H174ZM176 164H178V163H176ZM181 164H183V163H181ZM185 164V163H184ZM209 164H213V163H209ZM236 164V163H235ZM239 164H241V163H239ZM239 164H238V166H239ZM18 165H19V163H18ZM17 165V166H18ZM24 165V164H23ZM26 165H28V164H25V166ZM32 165V163L30 164V165H28V166H31ZM34 165H36V164H34ZM41 165H43V164H41ZM57 165H58V163H57ZM61 165V164H60ZM99 165H97V167L99 166ZM142 165V164H141ZM158 165V163L156 164V166ZM167 165H168V163H167ZM169 165H171V164H169ZM208 164H206L205 166H207ZM216 165V166H217ZM222 165H225L224 163L222 164ZM225 166V168L226 167H228V166ZM244 165H245V163L243 164V166H240V168L241 167H243L244 168ZM248 165V164H247ZM247 165H246V167H247ZM252 165V164H251ZM250 165V166H251ZM260 165H262V162L260 163ZM263 165H264V161H263ZM1 166V165H0ZM9 166V165H8ZM14 167H15V165H13ZM22 166V165H21ZM27 166V167H28ZM36 166H39V164L38 165H36ZM62 166H66V165H64V163H63V165ZM75 166H78V165H76L75 164ZM75 166H73L74 168H75ZM82 166H84V165H80V167H82ZM92 166H94V165H92ZM101 166V167H102ZM107 167L109 166V164L107 163V165H106ZM119 166V165H118ZM124 166V165H123ZM151 166V165H150ZM152 166H154V165H152ZM159 166V165H158ZM183 166V165H182ZM202 166V165H201ZM209 166V165H208ZM237 165H235L234 167L237 169V168H239V167H236ZM252 166H255L256 167V164L255 165H252ZM3 167V166H2ZM2 167H0V168H2ZM7 167V166H6ZM22 167H24V166H22ZM26 167V168H27ZM46 167V166H45ZM48 167H50V166H48ZM52 167H55V166H52ZM58 167H60L59 165H58ZM87 167H88V165H87ZM89 167H91V166H89ZM95 167V166H94ZM96 167V168H97ZM105 167V166H104ZM103 167V168H104ZM107 167H105L106 169H107ZM117 167V166H116ZM121 167V166H120ZM134 167V169H136L135 168V166H133ZM132 167V168H133ZM141 167V166H140ZM140 167H138V168H140ZM163 167V166H162ZM173 167V166H172ZM175 168L174 169H176V166H174ZM177 167H178V165H177ZM191 167V166H190ZM212 167V166H211ZM210 167V168H211ZM214 167H215V165H214ZM214 167H212L211 168V170L209 171V168H208V170L207 169H205V170H207V171H209V172H207V173H204L205 175H211L210 177H212L213 179L214 178H218L219 180H220V178H219V175H220V177H222L223 176V179H224V177L226 178V179H224L225 181H227V179H230L231 177H229V176H227V175H225L224 174V171L225 172H227L226 170H224L222 173H221V171L219 172L218 170L220 169V167L219 168H217L216 170H215V168ZM248 167H249V165H248ZM259 167V166H258ZM263 168H264V166H262ZM17 168V167H16ZM15 168V169H16ZM19 169H20V165H19V167H18ZM25 168V167H24ZM29 168V167H28ZM28 168H27V170H28ZM33 168V167H32ZM34 168H35V166H34ZM37 168V167H36ZM40 168H42V166L40 167ZM39 168V170H41ZM47 168V167H46ZM62 168V167H61ZM64 168V167H63ZM69 168H71V167H69ZM84 168H86V167H84ZM100 167H98V169H99ZM102 168V169H103ZM112 168V167H111ZM129 168V167H128ZM131 168V169H132ZM137 168V169H138ZM148 168V167H147ZM153 168V167H152ZM161 167H159V169H160ZM164 168H165V166H164ZM168 168H170V166L168 167ZM178 168H180V165H179V167ZM185 168H186V164H185ZM184 168V169H185ZM187 168H188V166H187ZM186 168V169H187ZM192 169H193V167H191ZM222 168H224V166H222ZM221 168V169H222ZM243 168H242V171H240L239 172V174L241 175V174H244L243 172ZM252 168V167H251ZM4 169V168H3ZM10 170H11V168H9ZM12 169H14V168H12ZM30 169V168H29ZM55 168H52V172L54 173L55 171H53ZM58 169V168H57ZM68 169V168H67ZM72 170H73V168H71ZM77 170L79 169V167H77L76 168ZM81 169V168H80ZM83 169V168H82ZM92 169H94V168H92ZM101 169V168H100ZM117 169V168H116ZM116 169H114V170H116ZM122 169V168H121ZM125 169H126V167H125ZM134 169H133V171H134ZM136 169V170H137ZM143 169V168H142ZM142 169H140V170H142ZM149 169V168H148ZM156 169H158V168H156ZM155 169V170H156ZM167 169V168H166ZM181 169H183L182 167L180 168V169H176V170H180L181 171ZM184 169H183V172L185 173V171H184ZM197 169H199V168H196V170ZM200 169H201V167H200ZM199 169V170H200ZM227 169V168H226ZM5 170V169H4ZM24 170V169H23ZM26 170V169H25ZM25 170H24V172H25ZM34 170V169H33ZM42 170H44V169H42ZM46 170V169H45ZM48 170H50V169H47V171L46 172H50V171H48ZM60 170V169H59ZM63 170V169H62ZM65 170V169H64ZM83 170H85V169H83ZM87 170V172L89 171L88 169H86ZM85 170V171H86ZM97 170V169H96ZM96 170H95V172H96ZM111 170H113V169H111ZM120 170V169H119ZM127 170V169H126ZM150 170V169H149ZM165 170V169H164ZM170 170V169H169ZM169 170H166V171H169ZM188 170V169H187ZM194 170V169H193ZM202 170V169H201ZM200 170V171H201ZM229 170V169H228ZM233 170V169H232ZM235 170V169H234ZM241 170V169H240ZM244 170H247L246 168L244 169ZM257 170V169H256ZM262 170V169H261ZM259 171V172H262V171ZM6 171H8V170H5V174L7 173ZM17 171V170H16ZM21 172H22V168H21V170H20ZM19 171V175H20V172ZM30 171V170H29ZM35 172H37V170H34ZM33 171V172H34ZM57 171V170H56ZM66 171V170H65ZM80 171V170H79ZM93 171V170H92ZM92 171L90 172H88V174L89 173H92ZM98 171V170H97ZM101 171L102 170H100V173H101ZM123 171V170H122ZM125 171V170H124ZM124 171H123V174L125 175V173H127L126 171H125V173H124ZM130 171H132V170H130ZM148 171V170H147ZM152 171V170H151ZM162 171H163V169H162ZM171 172H172V170H170ZM195 171V170H194ZM194 171H191V172H194ZM200 171H198V172H200ZM217 171V172H216ZM230 171V170H229ZM228 171V172H229ZM251 171V170H250ZM250 171H248L249 173H251L252 171H254V170H252L251 172ZM4 171H2V173H3ZM18 172V171H17ZM16 172V173H17ZM45 171H44V173H46ZM52 172H50V173H52ZM68 172H71V171H69L68 170ZM84 172V171H83ZM94 172V175L96 174ZM106 172H108V169L106 170ZM110 172V171H109ZM117 172V171H116ZM142 173H143V171H141ZM145 172V171H144ZM153 172V171H152ZM158 172H159V170H158ZM175 172H179V171H175ZM197 172V171H196ZM202 172H206V171H202ZM232 171H230V174H232L231 173ZM234 173L233 174H236V172H237V170L236 171H233ZM259 172L258 173H256L255 174V171H254V175H255V177H256V175L258 174V175H264V174H259ZM264 172V171H263ZM262 172V173H263ZM8 173H9V171H8ZM7 173V174H8ZM15 173V172H14ZM14 173H12V174H14ZM23 173V172H22ZM29 173H31V171L29 172ZM28 173V174H29ZM38 173H40V172H38ZM50 173H47V174H49L50 176L51 175H53V174H50ZM57 174H60L61 172H56ZM62 173H63V171H62ZM65 173V172H64ZM72 173V172H71ZM76 173V172H75ZM75 173H73V174H75ZM79 173H81V172H77L76 173V175L75 176H80V174ZM99 173V174H100ZM113 173H115L114 171H113ZM118 174L120 173L121 174V171L120 172H117ZM128 173H129V171H128ZM134 173V172H133ZM135 173H137V171H135ZM141 173V174H142ZM147 173V172H146ZM146 173H143V174H146ZM167 174H169L168 172H166ZM166 173H164V174H166ZM174 173V172H173ZM201 173V172H200ZM219 173H221V174H219ZM246 173H247V171H246ZM249 173L246 175H244L245 177H247L248 175H249ZM24 174V173H23ZM33 174V173H32ZM32 174H30V175H32ZM56 174V175H57ZM84 174L85 173H83V177H84ZM98 174V173H97ZM98 174V175H99ZM102 174H104L105 175V177H106V174H108V173H102ZM102 174H100V175H102ZM123 174H121V175H123ZM149 174V173H148ZM148 174H146V175H148ZM172 174V173H171ZM183 174V173H182ZM181 174V175H182ZM193 174V178H195L194 177V175H195V173H192ZM197 174V173H196ZM228 174V173H227ZM35 175H37V174H35ZM34 175V176H35ZM40 175H41V173H40ZM49 175H47V176H49ZM55 175V174H54ZM52 176L53 178H56V176ZM64 175H66V174H64ZM91 177H92V175L91 174H89ZM88 175V177H90ZM93 175V176H94ZM97 175V176H98ZM112 175H114V174H111L110 176H108L109 177V179L111 178V176ZM116 175V174H115ZM120 175V176H121ZM126 175H132V173H130V174H126ZM136 175H139V174H136ZM150 175V174H149ZM180 177H179V180H180V178H182V179H184L183 177H184V175L185 174H183V177H181V175L180 174H178ZM186 175H188L187 173H186ZM204 175V176H205ZM252 175V174H251ZM253 175V176H254ZM1 176V175H0ZM4 176V175H3ZM8 176L10 177V174H8ZM8 176H7V178H8ZM20 176H22L23 177V175H20ZM24 176H27L28 177V175H24ZM33 176V175H32ZM39 176V175H38ZM38 176H36V177H33V178H37ZM61 176V175H60ZM67 176V175H66ZM70 176V175H69ZM85 176L87 177V175L85 174ZM140 176V175H139ZM142 176V175H141ZM144 176V175H143ZM153 176H154V178H155V175L153 174ZM156 176L159 178V173H158V175L156 174ZM161 176V175H160ZM162 176H163V174H162ZM168 176V175H167ZM166 175H165V177H163V178H168ZM172 176V175H171ZM190 176H192L191 175V173L189 174V177ZM198 176H199V174H198ZM197 176V178L198 179H200V177H198ZM203 176V177H204ZM250 176V175H249ZM253 176H251V177H247V178H252ZM15 177V176H14ZM42 177H44V175L42 174ZM46 177V176H45ZM59 177V176H58ZM58 177H57V182L56 183H58L59 184V182H58ZM90 177V178H91ZM116 177V176H115ZM115 177L113 176V178H114V180H115V182H116V179H115ZM131 177V176H130ZM134 177V176H133ZM135 177H137V176H135ZM134 177V178H135ZM148 177V176H147ZM150 178L149 179H151L152 180V173H151V176H149ZM156 177V178H157ZM174 177H175V175H174ZM186 178H187V176H185ZM207 177V176H206ZM205 177V178H206ZM209 177V178H210ZM229 177V178H228ZM234 177V176H233ZM235 177H236V175H235ZM241 177H243V176H241ZM254 177V178H255ZM41 178V176H39V179ZM49 178V177H48ZM60 178V177H59ZM65 178V177H64ZM63 178V179H64ZM71 178H73V176L71 177ZM96 178H98V177H96ZM100 178H101V176H100ZM99 178V179H100ZM113 178H112V180H113ZM120 178H122V177H120ZM139 178V177H138ZM141 178L142 177H140V180H141ZM145 178V177H144ZM156 178H155V180H156ZM161 178V177H160ZM177 178H178V176H177ZM201 178H202V176H201ZM204 178V179H205ZM246 178V179H247ZM260 179L261 177L259 176V177H257L256 179ZM9 179V178H8ZM12 179H13V177H12ZM17 179V178H16ZM25 179V178H24ZM23 179V180H24ZM45 179V178H44ZM50 179V178H49ZM52 179V178H51ZM50 179V180H51ZM61 179V178H60ZM76 179V178H75ZM80 179V178H79ZM82 179H84V178H81L80 180H82ZM86 179V178H85ZM88 179V178H87ZM98 179V180H99ZM102 180H103V176H102V178H101ZM107 179V178H106ZM129 179H132V178H129ZM146 179H148V178H146ZM148 179V180H149ZM162 179V178H161ZM161 179H160V181H161ZM171 179H173L172 177H171ZM196 179V178H195ZM197 179V180H198ZM207 179V178H206ZM218 179H215V180H217L218 181ZM222 179V178H221ZM234 179V178H233ZM232 178H231V180H233ZM236 179H237V177H236ZM239 179V178H238ZM237 179V180H238ZM242 179L243 178H241V181H242ZM256 179L255 180H253V181H256ZM258 179V180H259ZM5 180V179H4ZM10 180V179H9ZM9 180H7V181H9ZM14 180H15V178H14ZM31 180V179H30ZM35 180V179H34ZM37 180V179H36ZM40 180H43L42 178L40 179ZM56 180V179H55ZM54 180V181H55ZM72 180V179H71ZM70 180V181H71ZM74 180V179H73ZM72 180V181H73ZM77 180V179H76ZM96 180V179H95ZM104 180H105V178H104ZM113 180V181H114ZM134 180V179H133ZM135 180H137V178H135ZM134 180V181H135ZM138 181V182H140L141 183V181ZM166 180H168V179H166ZM177 180V179H176ZM202 180V179H201ZM212 180V179H211ZM210 180V181H211ZM230 180V181H231ZM245 180V179H244ZM258 180H257V182H258ZM261 180V179H260ZM264 180V179H263ZM6 181V180H5ZM18 181V180H17ZM16 181V182H17ZM19 181H20V179H19ZM27 181H28V179H27ZM32 181V180H31ZM30 181V182H31ZM52 181V180H51ZM51 181H49V182H51ZM68 181V180H67ZM66 181V182H67ZM88 181V180H87ZM91 181V180H90ZM93 182H94V180H92ZM118 181H120V183H121V179H118ZM124 181H126L125 179H124ZM144 181V180H143ZM157 181V180H156ZM160 181L158 182V183H160ZM165 181V180H164ZM173 182H175L174 180H172ZM182 181V180H181ZM185 181V180H184ZM191 181H194V180H192L191 179ZM196 181V180H195ZM209 181V182H210ZM216 181V182H217ZM223 181V180H222ZM234 181V180H233ZM233 181H231V182H233ZM246 181V180H245ZM245 181H242V182H244L245 183ZM248 181V180H247ZM262 181V180H261ZM11 182V181H10ZM16 182H15V184H16ZM24 181H22V183L21 182H18V184H17V186H11V188L10 187H8V189L6 188V186L5 187H3V188H0V264H227L226 262H228V259H231V260H233V262L234 263H237V262H235V260L237 261V260H243V261H245L247 264H249V263H258V264H264V247L262 248V250H261V244L259 243V244H257V242H255V243H253L252 242V240L254 241L255 240V238L254 239H251V237L249 238V241H250V239H251V242H248L247 241V239L248 238H244L242 235V237H240L241 239H239V242H237V240L235 239V236H233V234L229 237L228 235H230V233H229V228H228V226L226 225L227 223L225 222H223V221H226V220H224L223 219V221H222V223H224L225 224V228H226V226H227V229H228V231L227 230H225L224 229V227L220 224V222L218 221V223H216L218 226H219V224H220V226L219 227H223L222 228V230H220L221 228H219V227H216L217 225L216 224H213L214 223V221H212L211 220V218H210V220L209 221H207V223L208 224H210V225H207L206 223L204 224V220L203 221H201V220H198V218L197 219H195V218H193L191 221H189L187 218H186V220H185V218H182L180 215L177 217V216H175V215H173V214H169V213H165L164 211H161V210H159V208H158V210L156 209V207H157V205L156 204H152V205H154L155 207L153 208L152 207V205L150 204V205H147V206H139V205H137L138 203L136 202V200H137V198H136V200L134 201V203H131L130 201H133L134 199H135V197H137V195H135V197H134V199L133 200H131L130 199V201H129V203H128V201H127V203H126V201H125V199L124 200H122L121 201V199L120 200H118L117 198L119 197H115L116 196V194H115V198L114 197H110V196H112L110 193L112 192V189H113V184L111 185V186H109L108 184H106L109 188H110V190L109 189H106V190H108V192L106 191V190H102V188L104 187V185L102 186H100L101 188H99V187H94V186H91L90 184H88L89 185V187H80V185L81 186H83V185H86L85 184V182H84V184L82 185L81 183L79 184V182H78V184H74V183H72L73 184V186H75V187H69L70 186V184L67 186L66 184H65V188H62V186H61V188L59 187V185H58V188L56 187V186H52V187H44V185H41V184H30L29 182L27 183V182H24ZM34 181H32V183H33ZM38 182V181H37ZM36 182V183H37ZM42 181H40V183H41ZM82 182V181H81ZM97 182V181H96ZM95 182V183H96ZM100 182V181H99ZM98 182V183H99ZM103 182V181H102ZM108 182V181H107ZM123 182V181H122ZM130 182V181H129ZM128 182V183H129ZM133 182V181H132ZM131 182V183H132ZM147 182H149V184L151 183L150 181H147ZM153 182V181H152ZM155 182V181H154ZM163 182V181H162ZM172 182V183H173ZM178 182V181H177ZM186 182V184H187V182H189L188 180L187 181H185ZM201 182V181H200ZM202 182H203V180H202ZM208 182V181H207ZM209 182H208V184H209ZM215 182V183H216ZM228 182V181H227ZM226 182V183H227ZM235 182L237 183V181L235 180ZM242 182H240V184H242ZM249 182V181H248ZM260 182V181H259ZM258 182V184L260 185L261 183H259ZM5 184H6V182H4ZM9 183V182H8ZM8 183L6 184V185H8ZM27 183V184H26ZM43 183V182H42ZM45 183V182H44ZM47 183V182H46ZM56 183L55 184H53V185H56ZM87 183V182H86ZM89 183V182H88ZM106 183V182H105ZM109 183V182H108ZM119 183V182H118ZM119 183V185H121ZM145 183L146 182H144V183H142V184H144L145 185ZM156 183V182H155ZM154 183V185L155 186H157L156 184ZM166 183V182H165ZM165 183H162V185L163 184H165ZM176 183V182H175ZM191 183V182H190ZM229 183V182H228ZM227 183V184H228ZM247 183V182H246ZM252 183V182H251ZM255 182H253L252 183V185L254 184ZM11 184V183H10ZM10 184H9V186H10ZM14 184V183H13ZM49 184H51V183H49ZM71 184V185H72ZM135 184H136V182H135ZM174 184V183H173ZM181 184V183H180ZM179 184V185H180ZM185 184V183H184ZM189 184V183H188ZM205 184H207V183H205ZM214 185V183H211V185ZM227 184L225 185V186H227ZM230 184H232V183H230ZM234 184V183H233ZM232 184V185H233ZM258 184H257V186H258ZM262 184H264V183H262ZM39 185H41L42 187H40ZM48 184H46V186H47ZM88 185H86V186H88ZM94 185V184H93ZM137 185H139V184H137ZM136 185V187H138ZM147 185H148V183H147ZM175 185V184H174ZM179 185H177V186H179ZM220 185V184H219ZM222 185V184H221ZM239 185V184H238ZM248 185V184H247ZM246 185V186H247ZM250 185V184H249ZM39 186V187H38ZM49 186V185H48ZM64 186V185H63ZM117 186V185H116ZM115 186V187H116ZM127 186V185H126ZM126 186H124V187H126ZM128 186H131L130 185V183H129V185ZM135 186V185H134ZM150 186V185H149ZM153 186V185H152ZM151 186V187H152ZM155 186H153V190H154V192L156 193L157 191L154 189L155 188ZM159 186V185H158ZM169 186H171V185H169ZM177 186H176V188H177ZM181 186H183V185H181ZM181 186H179V187H181ZM191 186H194L193 184L191 185ZM198 186V185H197ZM202 186V185H201ZM207 186V185H206ZM224 186V185H223ZM222 186V187H223ZM224 186V187H225ZM229 186V185H228ZM231 186V185H230ZM229 186V187H230ZM236 186V185H235ZM244 186V185H243ZM253 186H256V184L255 185H253ZM252 186V187H253ZM261 186V185H260ZM12 187H14L13 189H12ZM140 187V186H139ZM162 187V186H161ZM173 187V189L175 188V186H172ZM204 187V186H203ZM221 187V188H222ZM238 187V186H237ZM248 187V186H247ZM246 187V188H247ZM105 188H107V187H104V189ZM119 188V187H118ZM120 188H121V186H120ZM147 188V187H146ZM150 188V187H149ZM164 188L166 189V187L164 186ZM169 188V187H168ZM167 188V189H168ZM182 188V187H181ZM181 188H179V190L181 189ZM195 188V187H194ZM200 188V187H199ZM204 188H207V187H204ZM203 188V189H204ZM210 188V187H209ZM209 188H207V192H208V189ZM232 188V187H231ZM235 188V187H234ZM243 188V187H242ZM257 188V187H256ZM260 188H262V186L260 187ZM264 188V187H263ZM262 188V189H263ZM122 189H123V187H122ZM122 189H118V192L120 191L121 192V190ZM143 189H144V187H143ZM152 189H149V190H152ZM157 189H158V187H157ZM162 189V188H161ZM164 189V190H165ZM166 189V191H163L162 190V192H167L168 193V190ZM172 189V188H171ZM172 189V190H173ZM185 189H187L186 187H185ZM237 189V188H236ZM238 189H239V187H238ZM241 189V188H240ZM252 189V188H251ZM117 190V189H116ZM129 190H130V193H131V189L129 188ZM135 190V189H134ZM138 190V189H137ZM137 190H135L136 192L135 193H137ZM140 190H142V186H141V189ZM145 190V189H144ZM153 190H152V193H154L153 192ZM175 190V189H174ZM177 190V189H176ZM182 190H183V188H182ZM188 190H189V187H188ZM216 190V189H215ZM229 190V189H228ZM244 190V189H243ZM246 190V189H245ZM244 190V191H245ZM248 190V189H247ZM254 190H256V189H254ZM260 190V189H259ZM258 190V191H259ZM5 191V192H4ZM13 192V193H11V192ZM109 191H111L110 193H109ZM125 192H127V195L129 194V192H128V189H127V191L126 190H124ZM161 191V190H160ZM187 191V190H186ZM189 191H191V192H193L192 190H189ZM204 191V190H203ZM202 191V192H203ZM210 191H211V189H210ZM209 191V192H210ZM213 191V190H212ZM212 191H211V193H212ZM220 191V190H219ZM225 191V193H226V189L224 190ZM230 191V190H229ZM240 191V190H239ZM249 191H252V190H248V192ZM261 191H263V190H261ZM7 192V193H6ZM113 192H115V191H113ZM112 192V193H113ZM117 192V191H116ZM115 192V193H116ZM118 192H117V194H118ZM142 192V191H141ZM140 192V193H141ZM148 191H146V193H147ZM159 192V191H158ZM170 192H172L171 190H170ZM185 192V191H184ZM182 193L183 195L186 193ZM190 192V193H191ZM197 192V191H196ZM196 192H195V194H196ZM205 192V191H204ZM235 192V191H234ZM234 192H232V194L234 193ZM246 192V191H245ZM255 192H257V191H255ZM260 192V191H259ZM124 193V192H123ZM133 193V192H132ZM143 193V192H142ZM151 193V194H152ZM161 192H159V194H160ZM189 193V192H188ZM206 193V192H205ZM221 193H222V191H221ZM236 193L238 194V192L236 191ZM252 193V192H251ZM5 194V195H4ZM138 194V193H137ZM162 194V193H161ZM164 194V193H163ZM176 194V193H175ZM178 194H181L180 192L179 193H177V195ZM187 194V193H186ZM191 194H193V193H191ZM207 195H208V193H206ZM214 194V193H213ZM212 194V195H213ZM227 194V193H226ZM252 194H254V192L252 193ZM258 194V193H257ZM260 194V193H259ZM114 195V194H113ZM119 195H120V193H119ZM124 195V197H125V194H123ZM127 195H126V197H127ZM142 195V194H141ZM145 195H147V194H145ZM145 195H142V200H143V198L144 199H146L145 198ZM166 195V194H165ZM194 195V194H193ZM197 195H198V193H197ZM200 195V194H199ZM202 195H203V193H202ZM211 194H210V196H212ZM215 195V194H214ZM221 195V194H220ZM231 195V194H230ZM236 194H234V196H235ZM244 195V194H243ZM246 195V194H245ZM263 195V194H262ZM131 196V195H130ZM144 196V197H143ZM147 196H151L150 194L149 195H147ZM146 196V197H147ZM153 196V195H152ZM150 197V198H154L155 197V195H154V197ZM159 196L160 195H158V198H159ZM173 196H174V194H173ZM188 196H190V195H188ZM209 196V195H208ZM222 196H223V194H222ZM226 196V195H225ZM232 196V195H231ZM240 196V195H239ZM247 196V195H246ZM141 197V196H140ZM164 197V196H163ZM168 197V196H167ZM193 198H195L194 196H192ZM213 197V196H212ZM215 197V196H214ZM230 197V196H229ZM233 197V196H232ZM120 198H122V197H120ZM149 198V199H150ZM156 198H157V194H156ZM172 198V197H171ZM186 198V197H185ZM188 198V197H187ZM190 198V197H189ZM193 198H191V199H193ZM197 198H199V197H197ZM206 198H208L207 196H206ZM216 198V197H215ZM214 198V199H215ZM219 198H221V197H219ZM226 198V197H225ZM228 198V197H227ZM256 198V197H255ZM264 198V197H263ZM141 199H139V200H141ZM149 199H148V201H149ZM160 199H162V198H160ZM160 199H158L159 201H160ZM164 199V198H163ZM166 199V198H165ZM169 199V198H168ZM174 199V198H173ZM172 199V200H173ZM180 199V198H179ZM190 199V200H191ZM213 198H212V200H214ZM224 199V198H223ZM223 199H219V200H223ZM230 199V198H229ZM243 199V198H242ZM251 199V198H250ZM258 199H259V197H258ZM127 200V199H126ZM138 200V201H139ZM154 200V199H153ZM175 200V199H174ZM189 200V199H188ZM189 200V201H190ZM204 199H202V201H203ZM209 200H211V199H209ZM211 200V201H212ZM123 201H125V203L123 202ZM144 201V200H143ZM163 201L164 200H162V202H158V203H162V204H160V206H161V208H162V205L164 204L163 203ZM168 201H170V200H168ZM178 201H180V200H178ZM193 201H195V199H193ZM199 201V200H198ZM201 201V202H202ZM204 201H206V200H204ZM203 201V202H204ZM208 201V200H207ZM217 201V200H216ZM215 200H214V202H216ZM227 201H229V200H227ZM241 201V200H240ZM251 201V200H250ZM255 201V200H254ZM151 202V201H150ZM149 202V203H150ZM154 202V201H153ZM152 202V203H153ZM165 202V201H164ZM183 202V201H182ZM182 202H179V205H181V203ZM196 202V201H195ZM209 202V201H208ZM219 202H221V201H219ZM219 202H217V204L219 203ZM223 202H226V201H223ZM242 202V201H241ZM245 202V201H244ZM252 202V201H251ZM137 203V204H136ZM139 203H141L142 204V201L141 202H139ZM156 203V202H155ZM165 203H167V202H165ZM170 202H168V204H169ZM171 203H174V201L172 202L171 201ZM175 203H177L176 201H175ZM174 203V204H175ZM198 203V202H197ZM210 203V202H209ZM212 203V202H211ZM228 203V202H227ZM235 203V202H234ZM246 203H247V201H246ZM261 203V202H260ZM143 204H144V202H143ZM146 204H148L147 203V201H146ZM146 204H144V205H146ZM178 204V203H177ZM186 204V203H185ZM187 204H188V202H187ZM194 204V203H193ZM196 204V203H195ZM214 204V203H213ZM224 204V203H223ZM222 203H221V205H223ZM231 204V203H230ZM243 204V203H242ZM248 204V203H247ZM251 204V206H252V203H250ZM253 204H257L256 202L254 203L253 202ZM259 204V203H258ZM257 204V205H258ZM262 204H264V203H262ZM178 205V206H179ZM190 205V204H189ZM188 205V206H189ZM220 205V206H221ZM245 205V204H244ZM259 205H261V204H259ZM175 206V205H174ZM184 206V205H183ZM220 206H218L217 205V207H220ZM225 206V205H224ZM230 206V205H229ZM232 206V205H231ZM240 206H242V205H240ZM247 207H248V205H246ZM171 207V206H170ZM172 207H173V205H172ZM175 207H177V205L175 206ZM182 207V206H181ZM199 207V206H198ZM216 207V208H217ZM227 207H228V204H227ZM257 207V206H256ZM255 207V208H256ZM260 208H261V206H259ZM164 208H168V206L166 205V207H163V209ZM174 208V207H173ZM178 208H180V206L178 207ZM187 207H185V209H186ZM213 208H214V206H213ZM223 208V207H222ZM221 208V209H222ZM234 208V207H233ZM236 208V207H235ZM238 208V207H237ZM171 209V208H170ZM169 209V210H170ZM176 209V208H175ZM181 209V208H180ZM182 209H184V208H182ZM182 209H181V211H182ZM190 209V208H189ZM192 209V208H191ZM194 209H196V208H194ZM199 209V208H198ZM220 209V208H219ZM179 209H176L175 211H178ZM187 210V209H186ZM203 210V209H202ZM210 210V209H209ZM212 210V209H211ZM226 210H227V208H226ZM231 210V209H230ZM230 210H228V211H230ZM259 210V209H258ZM190 212L192 211V210H189ZM185 212V210H184V212L183 213H190V212ZM201 211V210H200ZM235 211H237V210H235ZM234 210H233V212H235ZM241 211H242V209H241ZM257 211V210H256ZM256 211H255V213H256ZM180 212V211H179ZM208 212H210V211H208ZM212 212V211H211ZM210 212V213H211ZM222 212H225V211H222ZM231 212V211H230ZM230 212H227V213H229L230 214ZM251 212H253L254 213V211H253V209L251 210ZM182 213V214H183ZM192 213V212H191ZM200 212H198V216H200V214H199ZM206 213V212H205ZM213 213V212H212ZM226 213V214H227ZM261 213H262V211H261ZM263 213H264V211H263ZM193 214V213H192ZM222 214V213H221ZM233 214V213H232ZM239 214V213H238ZM245 214H247V213H245ZM251 214V213H250ZM259 215H262V214H260V213H258ZM257 214V215H258ZM184 215V214H183ZM189 215V214H188ZM187 215V217H189ZM206 216H207V214H205ZM205 215H203V216H205ZM249 215V214H248ZM257 215H255L254 214V217H256ZM259 215H258V217H259ZM209 216V215H208ZM216 216V215H215ZM223 216V215H222ZM230 216V215H229ZM253 216V215H252ZM263 216H264V214H263ZM263 216L260 218V219H264L263 218ZM179 217H181V218H179ZM193 217V216H192ZM196 217V216H195ZM202 217V216H201ZM221 217V216H220ZM225 217V216H224ZM254 217H249V219L251 218H254ZM244 218V217H243ZM200 219V218H199ZM202 219V218H201ZM232 219H234V217L232 218ZM239 219V218H238ZM245 219H247V218H245ZM256 219H258V218H256ZM256 219H254V220H256ZM217 220V219H216ZM219 220H220V218H219ZM222 220V219H221ZM91 221H97L98 222V224H99V226H97V227H99V231L97 232V234H99L98 236L100 237V239L99 238H97V234L96 233H94V231H96L97 230V227L95 228V230H94V225L96 224L95 222L94 223H92ZM189 221V222H188ZM210 221H212V222H210ZM240 221V220H239ZM247 221V220H246ZM261 221V220H260ZM92 223V224H94V225H92V224H90V223ZM210 222V223H209ZM227 222H228V219H227ZM244 222V221H243ZM247 222H249V221H247ZM256 222V221H255ZM263 222V221H262ZM212 223V224H211ZM229 223V222H228ZM254 223V222H253ZM258 223V222H257ZM256 223V225L258 226V224ZM87 224H90L92 227V229L94 230L93 232H91L92 234L94 233V235L92 236V234H91V236L90 235H88L87 234V236L86 235H84V231H85V229L87 230V229H90L89 227H90V225L88 226V227H86V225ZM232 224H233V220H232ZM241 224H242V222H241ZM247 224V223H246ZM97 225V224H96ZM231 225V224H230ZM243 225V224H242ZM251 225H252V222H251ZM263 225V224H262ZM248 226V225H247ZM246 226V228L245 229H248L249 227H247ZM256 226V227H257ZM261 226V225H260ZM86 227V228H85ZM232 229H233V227H231ZM243 228H244V226H243ZM250 228H252V226L250 227ZM262 228H263V226H262ZM238 229V228H237ZM240 229H242V227L240 228ZM256 230L258 229V228H255ZM254 229V230H255ZM84 230V231H83ZM224 230H225V232L227 231V233H225L226 234V236L228 237V241H227V237L225 238V237H223L222 236V238H224V239H226V241H224V240H222V239H220L221 237H219V239H215L214 238V243H213V241H212V238L210 239L209 237L211 236V237H218V234L219 233H221L222 234V232H223V234H224ZM234 230V229H233ZM233 230L231 231L230 230V232H232V233H234L233 232ZM250 230V229H249ZM253 230V229H252ZM259 230H260V228H259ZM87 231H89V230H87ZM235 231H236V229H235ZM241 231V230H240ZM243 231H244V229H243ZM246 231V233H247V230H245ZM90 232V231H89ZM249 232V231H248ZM263 232H264V230H263ZM86 233V232H85ZM102 233H104V235L105 236H102L103 234ZM229 233V234H228ZM239 233V232H238ZM95 234H96V238L94 239V236H95ZM221 234H219V235H221ZM225 234H224V236H225ZM228 234V235H227ZM236 236H237V234L236 233H234ZM250 234V233H249ZM107 235V236H106ZM111 235V236H110ZM243 235H244V233H243ZM248 235V234H247ZM88 236H89V238H88ZM104 237V239H102ZM105 237H108V238H110V239H108L107 238V240H105ZM257 237V236H256ZM244 238V239H243ZM259 238H261V237H259ZM208 239H209V241H212V243L211 244H208L207 243V241H208ZM258 239V238H257ZM7 240V241H6ZM8 240H9V242H8ZM217 240V241H216ZM236 240V241H235ZM205 241H206V243H205ZM235 241V242H234ZM231 242H234V244H236V242H237V245H238V243H239V248H232V247H238V246H230V243ZM201 243L203 244L202 246H201V248H200V245H201ZM199 244V245H198ZM138 247V248H137ZM178 247L180 248V247H182V250H183V248H185V250H186V252L184 253V255H180L179 254V251H181L180 249H178ZM137 248V249H136ZM175 248V250H177L178 251V254L175 252V250H173ZM177 248V249H176ZM185 250H183V251H185ZM182 254H183V252H181ZM231 260H229V262L231 261ZM228 262V264H230ZM244 262V263H245ZM238 263H239V261H238ZM243 263V262H242ZM243 263V264H244Z\"/></svg>",
  "mask_w": 264,
  "mask_h": 264
}]
</instances>
